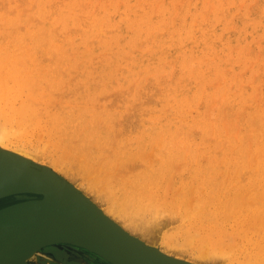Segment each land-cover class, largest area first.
<instances>
[{
    "label": "rangeland",
    "instance_id": "rangeland-1",
    "mask_svg": "<svg viewBox=\"0 0 264 264\" xmlns=\"http://www.w3.org/2000/svg\"><path fill=\"white\" fill-rule=\"evenodd\" d=\"M3 1H5V0H3ZM1 2V0H0V7H1V10H3V12H5L4 13V15H3V12H1L0 11V14L2 13V20H5V21H2L1 19V21H0V25H2V27L0 26V29H1V31L2 30H4L5 31V29H7V31H5V33L6 34H8V33H10L9 35H6V37H5V33H4V31H3V33L4 34H0V38H2V36L1 35H4L3 36V38L0 40V54H1V57L3 58V60H4V62H3V64H4V67L3 66H1L0 67V72L2 71V70H6L7 72H5V74H2L1 76H3L2 78H1V76H0V78L1 79H3L4 77H5V79H6V76L8 77V76H11V73H16V67L18 68V67H20L21 69H22V71H21V73L23 72L24 73V71H25V76H24V74L22 73V75H21V78H25V79H20V82H22L23 80H25L24 81V84L25 83H28L30 86L29 87H31L32 86V88H30V90H28L29 88H28V85L27 86H23V83H22V85L20 84H13L14 83V81H15V79L16 78H12L10 81H9V79L11 78V77H15L16 75L15 74H13L14 76H11V77H9L8 78V80H6L7 81V84H9L10 82L13 84V86L15 85V86H21L20 87V90H22V94L25 92V93H27L26 95H29V94H33L34 96L36 95L38 98H40L39 96H41L42 97V95L41 94H43V95H45V96H43L42 98H41V101H42V99L43 100H47L46 102H48L49 100H51L50 99V97H48V95H50L51 97H52V100H54L53 98H57L58 96V100H56L57 102H56V104L58 103L59 104V106H56V104H54L53 102H52V100H51V103L49 102V103H45V101H40V99H39V101H40V103L38 104H35L34 106H36L37 107V109H41V107H42V111H45L42 115H40L39 117L41 118H44V119H40V121H38L39 122V124L38 123H36V126L34 125V127L37 129V131L39 130V133H40V131L42 130V128H43V134L42 133H40V134H42V136H41V138H43V136H45V137H47V134H48V131H47V133H45L46 131L44 130V127H47V126H44V127H41L42 126V124L44 123L45 125H46V116H47V114H46V116H45V113L48 111H50V113H48V114H52V112H55V111H68V109L69 108H71L76 114H78V115H80L81 116V118L84 120V121H86V123H89L90 124V126H92L93 128H94V124H97V122L99 121L100 122V124L98 125V128H96V130H98L99 128V130H105L106 131V126L104 127V125H103V122L105 121H107V120H111L113 117V124L115 123L114 122V119L116 120V117H118L117 119L119 120H121V122H122V119L121 118H125V116L126 117H129L128 116V113H129V111H128V113L126 112L125 113V110H127L128 108L127 107H129L130 105H132L133 103H131V102H136L134 105H136V107H137V109H136V107H134V105H132L134 108L131 110L132 111V113H134V116H130L129 118H128V122L127 123H129V121H130V123L128 124V125H126L127 123L124 121V120H126V119H123V122L125 123H121L120 124V120L118 121V120H116V125H118L117 123L119 122V124H120V126H122L123 128H124V125H126L125 127L127 128V130H125V129H121L122 131L124 130V133L123 132H121L122 134H120V135H123V136H118L117 137V145H121L122 146V144H120V142L121 143H124V144H126V141H127V146L126 145H124L123 144V147H121L120 148V150L121 151H125V149H126V151H128V150H130L131 149V151H134L135 149L137 150V147H135V143H133V138H136V136L139 134V132H140V129L142 128V129H144L145 128V126H147V127H152L153 129H152V131L154 132V131H156V136L158 137L160 134L162 135L161 136V139L158 141V139L160 138V137H156L157 138V141L158 142H156V139H154L155 141L153 142V139L151 140V141H149L148 143V148L146 147H144V149H142V151L141 152H143V151H147L145 154L148 156V152L149 151H151L150 152V157H151V159H149L148 160V162H150V160L152 161V157L154 158H158L159 157V154H161L163 157L165 156V155H168L165 151L166 150H168V147L170 146V145H172L173 147H174V143H172V139H174V137H176V136H178V133L179 132H187V129L190 131V129H192V128H195L196 127V130L195 131H197V130H200V131H197L196 132V134H194L195 133V131H193V129L191 130V132H189V134H188V132H187V134H185V136L187 135V140L185 139V137H183L184 136V134L182 133V135H180L179 134V136H181V137H179V139H180V143H181V140H182V143L181 144H183V145H181V144H178L179 142L177 141V143L175 142V146H176V144H177V148L179 147L178 145H180L181 147H179V148H181V149H179V152H183L185 149L183 148L184 146H185V148L186 147H188L189 146V150H188V148H186V151L188 150V152H185L186 154H188V153H190V150H191V147H192V145H193V147L194 148H192L193 149V151H195L196 149H197V151H195V153H197V155L194 157V159H193V162L192 161H190L187 157V159L186 158H184V159H186V161L187 160H189V162L187 161L186 163H183L181 160H180V162L181 163H183V164H186V167H184V166H178V164H180L178 161H179V159H181V158H183V157H178V158H176V159H173V160H177L176 161V163H177V165H172L173 167L174 166H178L177 168V170H175V168H173L172 166H171V168H172V170L174 169V171L173 172H175L174 174H173V172H172V170H171V168L169 169V176H168V172H164L163 170H162V168L161 167H159L160 165H161V161L163 160H161L160 162H158L159 160H160V158L162 157L161 155V157H159L158 158V161H157V158H156V164H157V166H156V177H158V178H156V181L158 182V186H156V192L155 193H158V194H155V195H158V197L157 196H155L154 197V199L156 198L157 200L159 199H162V200H160L158 203H159V205L162 203V205L164 206L163 208H166V210L164 209L163 211H164V213H162L161 214V211L159 212L158 211V213H159V215H161L160 217H159V215L158 214H156V215H158L157 216V221L160 223H163V224H159L157 221V223L160 225V226H158V228H160V230H161V232H160V235H159V238L157 239V243H156V245H158V246H160V247H162V248H166V251H169V249H170V251H171V248H170V246L169 247H167L168 246V242H166V240H168V239H171L172 237H177L179 240H181V237H180V235L182 236V230H183V228H181V229H177V231L175 230L176 228H179V227H177L178 226V224H180L181 226L183 225V224H185L187 221L186 220H188V219H190V218H188V216L189 217H191L192 215V213H193V211H192V213L190 214V215H188L187 213L185 214V216H184V214L181 212L180 213V211H182V209H184V207L188 204L187 202H189V201H187L185 204V206L183 207L181 204L185 201V199L186 198H183V196H185V197H187V199L186 200H190L191 199V202H193V205L196 203V204H199L198 205V207L199 208H202L204 205L205 206H211V205H214V204H212L214 201L213 200H210L209 198H208V186L209 185H211L212 184V186L213 187H215V185H220V187H228V185L229 186H232L233 184L234 185H242L243 183H245L247 180H248V176H249V173L248 172H250L251 170H255V168L256 169H259L260 167L259 166H257L258 165V163L260 162V161H258L259 159H261V158H264V155L262 156V157H258V156H256V158L254 159V162H251L249 165H247L248 163H245V161L243 160V155L248 151L249 152V149H251L252 147V152L254 151V153L256 152V150H257V148L259 147L260 148V150H262L263 148H264V133H260V131L261 130H263L264 129V107L262 108L261 106H263V104H264V101L263 102H260L261 101V98L263 99L264 97H263V95H261L260 93H264V91H261L263 88H264V83H263V81H264V65L262 64V63H264V58L262 57L263 56V54H264V9L262 10V6L264 7V0H217V2H216V4L217 5H215V7L213 6L214 5V1L215 0H197V2L195 1V0H189V2L187 1V0H137V1H141L140 3H138L136 0H62L63 2H65V4L64 3H62L61 2V0H50V1H48V0H46V2L44 1V0H38V2H39V4H38V10H37V0H32L31 1V3L33 2V1H35V3L33 4L32 3V6L30 5L31 3H30V0H22V1H20V2H23V3H20L19 1L18 2H16L15 0H13L14 2L13 3H11L12 2V0H7V1H5V2ZM11 1V2H10ZM25 1H27L26 2V4L27 3H29V5H27L29 8L30 7H35V8H33V10H31V9H29V8H23V5H24V3H25ZM43 1V3H41ZM47 1H48V3H47ZM53 1H55L56 2V4L53 2ZM60 1V2H59ZM70 1H72V2H70ZM82 2V5H81V2ZM86 1V2H85ZM94 1V2H93ZM124 3H123V2ZM143 1H145V2H143ZM151 1V2H150ZM155 1L157 2L156 4H155V6H153L154 4L153 3H155ZM173 1V4L171 3ZM177 1V2H176ZM193 1H195V2H193ZM211 1V2H210ZM213 1V2H212ZM222 1V2H221ZM7 2H9L10 4L8 5L7 4ZM15 2H16V4L17 3H20V5H17L16 7L14 6L15 5ZM50 2H52L51 4L53 5H51L50 4ZM59 2V3H58ZM76 2H78V3H80V6H79V4L77 3V5L75 4ZM83 2H84V4H83ZM90 2H91V4H90ZM111 2V4H110V6H108V9L107 8H105V7H107V5H109V3ZM119 2V3H118ZM121 2H122V4H124V5H122L121 4ZM133 2H134V5H133ZM142 2H143V4H142ZM152 3L151 5L149 4L148 5V3ZM176 2V3H175ZM221 2V3H220ZM225 2V3H224ZM5 4V6H6V8L8 7L9 8V6L11 7V4L13 5L12 7H14V9L15 8H17L18 6L19 7H21V8H23V9H19V7L17 8V10H22V11H24V12H19V13H22V14H24V13H26L27 11L26 10H31V11H29V12H27L25 15H20V14H17V10L15 9L14 11H8L7 12V10H8V8L5 10L4 9V5L3 4ZM41 3V4H40ZM54 3V4H53ZM58 3V4H57ZM71 3V4H70ZM87 3V4H86ZM97 3V6H95L94 7V4H96ZM101 3V6L103 5L104 6V8H102L101 7V9H103L102 11H101V9H97V8H100V4ZM105 3H107V5H105ZM131 3V4H130ZM135 3H137L139 6H138V8L136 7V4ZM163 5H162V4ZM175 3V4H174ZM189 5L188 6V8H189V10H188V8H187V4ZM191 3H194L193 5L191 4ZM195 3H196V6H195ZM206 3V4H205ZM61 4H63V6L61 5ZM73 4H75V5H73ZM89 4V5H88ZM130 4V5H129ZM144 6V8H146V9H141L142 8V5ZM165 4H167L166 6H165ZM183 4V5H182ZM186 4V5H185ZM204 4L206 5L205 7H204ZM209 4H210V6H213V8L211 7L210 9V15H209V13L207 14V11H209ZM211 4H213V5H211ZM218 4L221 6V8H223V9H221V8H219L220 6H218ZM44 5V6H43ZM47 5H49L48 7L49 8H51L52 9V7L54 8V5H56L55 7L56 8H54V9H61L60 11H64V10H67V8L66 7H68V9L69 10H67V11H65V13L63 12H61V14H63V15H61L60 14V12H58L59 10H57V12H54V9L52 10V11H50V12H52V13H54V15L52 14L51 15V13L49 14V13H47V10L49 9L48 7H47ZM50 5H51V7H50ZM58 5H60L59 6V8H57L58 7ZM67 5H71V6H74L73 8L71 7V6H67ZM93 5V9H92V12H88V11H90L91 10V6ZM112 5V6H111ZM120 5H122V6H120ZM126 5V6H125ZM149 6V9L147 8V6ZM171 5H173V6H171ZM184 5L186 6L185 8L187 9H183L184 8ZM222 5H224L223 7H222ZM43 6V10H41L42 7ZM78 6H79V9H80V7H81V9H80V11H79V9H78ZM85 6V7H84ZM115 6H117V8L115 7ZM125 6V7H124ZM130 6V9L129 8H127V7H129ZM133 6H135V7H133ZM141 6V7H140ZM162 6V7H161ZM165 6V7H164ZM168 6V7H167ZM170 6H171V8L174 10L175 9V11H173V13L174 14H176V16L178 15V17H176L172 12H171V9H170ZM181 6H182V8H181ZM195 6V7H194ZM203 6V7H202ZM207 6H208V9H205V8H207ZM227 6V7H226ZM25 7V6H24ZM39 7H40V9H39ZM70 7V8H69ZM77 7V8H76ZM83 7L86 9H84V11L82 10L83 9ZM114 7H115V9H118V7L120 8V7H122L123 9L125 8V10H120V9H122V8H120V9H118V10H115L114 9ZM153 7V8H152ZM159 7V8H158ZM167 7V9H165ZM194 7V8H193ZM196 7H197V9H198V13H196L197 12V10H196ZM216 7H218V8H216ZM3 8V9H2ZM46 8V9H45ZM74 8H75V10H77V11H75L74 10ZM90 8V9H89ZM112 8V9H111ZM159 10H158V9ZM163 8V10H161ZM204 8V9H203ZM35 9H36V11H35ZM71 9V10H70ZM89 9V10H88ZM107 9V15H106V10ZM114 9V10H113ZM164 9L166 10V11H164ZM180 9V10H179ZM191 9H193V11L191 10ZM195 9V10H194ZM201 9V10H200ZM215 9H217V12L219 13L220 11H224L223 13L225 14H223L224 16H220V13L218 14V13H216V11H214ZM220 11H219V10ZM246 9H247V13H245L246 12ZM10 10H12L11 8H10ZM98 10H99V12H98ZM138 11V12H136V11ZM140 10V11H139ZM142 10V11H141ZM147 12H146V11ZM149 10V11H148ZM150 10H153V11H150ZM169 10V12H167ZM176 10H178V11H176ZM200 10V11H199ZM202 10H205V12L206 13H203L204 11H202ZM207 10V11H206ZM245 10V11H244ZM261 10H262V12H261ZM16 11V12H15ZM32 11H34V12H32ZM42 11H44V12H46L47 14H45V13H43ZM79 11V12H78ZM81 11L82 12H84V13H86L87 14V12L89 13L88 15H87V17L88 18H84V17H86V16H84V15H86V14H84V13H81ZM113 12V13H111V12ZM119 11H120V14H119ZM126 11V12H125ZM128 11H130V12H128ZM155 11V12H154ZM156 11H157V14H156ZM201 11H202V13L205 15L206 14V16H209V17H206L207 19H203V18H205V16H202L201 17ZM12 13V14H10V13ZM40 12V13H39ZM44 14V15H46V17L47 18H45V16H40V14L41 15H43L42 13ZM67 12V13H66ZM69 12H70V14H69ZM72 12V13H71ZM78 12V13H77ZM98 12V13H97ZM100 12H102L101 14H100ZM105 12V14L103 15V13ZM144 12H146V13H144ZM152 13V15H150L149 13ZM161 12H163V13H161ZM169 13V14H173L174 15V17H172L171 15H169V14H167V13ZM171 12V13H170ZM178 12V13H177ZM183 12L185 13V14H183ZM189 12H191V13H189ZM193 12V13H192ZM212 12H215L214 14H211ZM8 13V14H7ZM16 13V14H15ZM30 15H29V14ZM31 13H33V14H31ZM58 13V14H57ZM90 13H92V14H90ZM97 13V14H96ZM116 13V14H115ZM126 13V14H125ZM138 13V14H137ZM141 13H142V15H141ZM165 13V14H164ZM195 13V15H194V17L192 18L191 16H193L192 14H194ZM201 13V14H200ZM240 13V14H239ZM247 14L246 16L248 17H245V14ZM5 14H6V16H5ZM37 14H39L37 17L35 16V15H37ZM60 14V15H59ZM67 14H68V16H67ZM75 14H79V15H82V14H84V15H82V16H80V17H83V20L81 19L80 20V17H79V20L82 22L83 21V23L81 24V22H79L78 20H77V18H78V16H77V18H75V21L77 20L78 21V23L76 24L77 26H78V28H76V26L74 25V23L75 22H73V20L74 19H72V18H74L75 16ZM108 14H112V15H109L108 16ZM115 14V15H114ZM127 16V18L125 17L124 19H126V20H124L123 21V18H120L121 16L122 17H124L125 15ZM128 14V15H127ZM137 14V15H136ZM144 14V15H143ZM167 14V15H166ZM185 15V16H183V15ZM191 14V15H190ZM197 14V15H196ZM200 14V15H199ZM249 14V15H248ZM18 16V18H17V21L15 20L16 19V16ZM30 16V17H33L34 16V18L36 17L37 19H38V23H37V21H36V19H34L35 20V22L32 20V19H30V17H29V19H26V18H28V17H24V16ZM57 15V16H56ZM91 15H93V16H91ZM98 15H100V16H103V17H99ZM106 15V16H105ZM120 15V16H119ZM124 15V16H123ZM130 15V16H129ZM132 15V16H131ZM136 15V16H135ZM139 15V16H138ZM149 16V18L147 19V17ZM162 15V17L163 18H161L160 16ZM170 17V19L171 18H173V21L171 22V21H169L170 19H169V17H168V19H167V17ZM182 15V16H181ZM217 15V16H216ZM222 15V14H221ZM39 16L42 18V20H41V22H40V20L39 19H41V18H39ZM50 16H54L51 20H49L51 17ZM62 16V17H61ZM113 16V17H112ZM128 16H129V19H128ZM143 16H146L144 19H143ZM181 16V17H180ZM196 16H198L199 17V19H201L200 21H199V19H197L196 18V20L194 21V20H192V21H194V23L195 24H191V23H193V22H191V18L192 19H195V17ZM243 16V17H242ZM15 19H14V18ZM56 17H58V20H57V18ZM66 17V18H65ZM91 17H93V20H90L91 19ZM100 19H99V18ZM105 17H107V18H105ZM119 18V20L118 19H116V18ZM135 17V18H134ZM136 17H137V19H136ZM141 17V18H140ZM160 17V18H159ZM182 17H184L183 19L185 20V18H186V20H185V23L184 22H180L181 20H182ZM191 17V18H190ZM219 17H221V18H219ZM239 17H242L241 18V20H240V18ZM250 17H251V19H250ZM256 17V18H255ZM1 18V17H0ZM5 18V19H4ZM44 18H45V20H44ZM56 18V19H55ZM61 18H63V20L61 19ZM90 18V19H89ZM165 18V19H164ZM178 18V19H177ZM188 18H189V20H188ZM229 18V20H227V19ZM10 20V23H8L9 22V20ZM46 19H48V20H46ZM61 19V20H60ZM71 19V20H70ZM94 19H97V20H94ZM104 19H105V21H104ZM110 19V21L112 22V24H111V22L110 21H108V20ZM121 19V20H120ZM132 19H134V21L132 20ZM136 19V20H135ZM141 19H143V21L141 20ZM209 19V20H208ZM211 19V20H210ZM246 19V20H245ZM248 19V20H247ZM25 20H27V22L25 23ZM29 20H31L30 21V23H28L29 22ZM53 20H55V21H62L61 23L60 22H58V23H52V21ZM67 22H66V21ZM84 20L86 21H90V22H92V25H91V23L88 21V22H84ZM100 20V21H99ZM101 20H102V23L101 24H103V26L99 23V22H101ZM107 20V21H106ZM119 21V24H120V26H121V29H118L117 30V25L119 26V24L116 22V21ZM128 20H129V22H128ZM132 20V21H131ZM142 21V23H141V21ZM146 20H147V22H146ZM156 20H158V21H156ZM162 20V22H161V24H160V21ZM164 20V21H163ZM167 20V21H166ZM177 20V21H176ZM183 20V21H184ZM203 20V21H202ZM206 20H208V21H206ZM224 20H227L226 22H224ZM245 20L246 22H243V21ZM257 20H258V23H256L257 22ZM259 20H260V22H259ZM8 21V22H7ZM33 21V22H32ZM55 21H53V22H55ZM68 21H70V23L68 22ZM96 21V22H95ZM97 21H99L98 22V24H97V26H99L98 28H97V26L95 25V26H93V24H95V23H97ZM104 21V22H103ZM115 21V22H114ZM121 21H122V23H121ZM125 21H127L126 23H125ZM131 21V22H130ZM136 21H139V22H136ZM145 21V25H144V22ZM202 21V25L200 24V22ZM216 21V22H215ZM221 21V22H220ZM230 21V22H229ZM237 21V22H236ZM240 21H242V22H240ZM2 22V23H1ZM7 22V24H9V25H13L12 23H14V26H16V28L14 29V33H13V35H12V32H13V27H11L10 26V28L11 29H9V26L7 25V24H4V23H6ZM22 23L23 25H24V27L23 26H21L22 24H20V23ZM40 22V23H39ZM94 22V23H93ZM134 22H135V24H134ZM155 22H159L158 24H159V27L156 25V24H154ZM163 22H165V26L163 25L164 23ZM190 22V27H189V23ZM197 22V23H196ZM205 24H204V23ZM207 22H208V24H207ZM219 22V23H218ZM229 22V23H228ZM248 22V23H247ZM250 22V23H249ZM263 22V23H262ZM18 23H19V27L20 28H22V29H20L19 27H18ZM28 23V24H27ZM36 23V24H35ZM68 23V25H67V27H65L64 28V26H66V24ZM80 23V24H79ZM86 25H85V24ZM87 23H90V24H88V26H87ZM109 23V24H108ZM114 23H117L116 25L114 24ZM142 25H141V24ZM147 23V24H146ZM170 23V24H169ZM200 24V26H199V24ZM213 23H215V25L213 24ZM225 23H226V26H225ZM228 23V24H227ZM237 23V24H236ZM15 24H17V25H15ZM52 24H54V26L56 25V24H58L57 26H56V28L54 27V28H52ZM65 24V25H64ZM104 24H105V26H106V24H107V27H105L104 28ZM115 25V26H108V25ZM131 24H133V26H131ZM188 24V25H187ZM212 24L215 26V28H214V26H212ZM217 24H219V25H217ZM241 24V25H240ZM244 24H247V25H244ZM29 25V26H28ZM32 25V26H31ZM39 25V26H38ZM71 25V27L70 28H72L71 29V31H70V33H68L69 32V26ZM79 25H81V26H83V28H85V27H93V28H90V31H91V29H92V31L89 33L88 32V30H89V28L87 29H83L81 26H79ZM85 25V26H84ZM100 25L103 27H100ZM123 25V26H122ZM127 25H129V28H128V26ZM139 25V26H138ZM153 25V26H152ZM162 25H163V27H162ZM177 25H178V28H177ZM182 27H181V26ZM183 25H185V27L183 26ZM192 25V26H191ZM193 25L195 26V25H197V26H195V27H197L196 29H194V27H193ZM217 25V26H216ZM235 25H238V26H236V28H233ZM260 25H261V27H260ZM5 26L7 27L8 26V28H5ZM37 26V27H36ZM42 26V28H40ZM49 26L51 27V28H49ZM140 26L144 29H142V28H140ZM145 26H147V27H145ZM156 26H157V29H156ZM167 26V27H166ZM189 27V28H187V27ZM222 26L224 27V28H222ZM229 26H231V29L230 30H228V27ZM233 26V27H232ZM242 26V27H241ZM255 26V27H254ZM29 27V28H28ZM32 27V28H31ZM33 27H36V28H34L33 29ZM59 27H61L62 28V30H61V28H59ZM96 27V28H95ZM114 29H116L117 31H115V33L113 32V28ZM145 27V28H144ZM154 27V28H153ZM160 27H162L161 28V30L159 31V29H160ZM175 27V28H174ZM185 28V30H184V28ZM203 27V28H202ZM245 27V28H244ZM5 28V29H4ZM19 29L18 31L16 30V29ZM40 29L39 31L37 30V29ZM45 28V29H44ZM57 28H58V30H57ZM66 28H68L67 30L68 31H66L65 29ZM75 28V29H74ZM83 30H82V29ZM99 28H100V32H101V34L104 36V38H103V36H102V38L100 37L101 35L100 34H98L97 32H99ZM108 28V29H107ZM110 28H112L113 30L112 31H110L109 29ZM118 28H120V27H118ZM128 28V29H127ZM132 28H134V30L132 29ZM168 30H167V29ZM170 28H173L172 30L170 29ZM176 28L178 29V30H176ZM199 28L200 29H202V30H200L199 31ZM230 28V27H229ZM233 28V29H232ZM241 28V29H240ZM24 29V30H23ZM32 30V33H34V34H32V36H31V30ZM53 29H55L56 31H58L59 32V34H60V36H58V37H56L57 36V33H55L56 34V36L53 34L54 32H56L55 30H53ZM74 29V30H73ZM98 29V30H97ZM104 29V31H106L107 30V32H102V30ZM106 29V30H105ZM131 29V30H130ZM141 29V30H140ZM148 29H150V30H152V33H153V35L152 34H150V32H149V30ZM165 29V30H164ZM181 31H180V30ZM186 29H188L187 31H186ZM192 29H194V32L192 33L191 32V30ZM204 29H206V31H204ZM212 29V32L210 31L209 32V30H211ZM219 29V30H218ZM8 30H12V32L11 31H9L8 32ZM16 30V31H15ZM20 30H22V32H23V34H22V32L20 31ZM25 30H27L28 31V33H27V35H26V33L24 32ZM30 30V31H29ZM36 31V32H33V31ZM51 30H53V32L51 33V32H49V31H51ZM60 30V31H59ZM76 30V31H75ZM78 30H79V32H78ZM81 30V31H80ZM120 30V31H119ZM126 30V31H125ZM158 33V31H159V33L157 34L155 31ZM164 30V31H163ZM176 32H175V31ZM183 30V31H182ZM20 31V32H19ZM47 31V32H46ZM75 31V34L73 33ZM83 31V32H82ZM86 31V32H85ZM93 31H95V32H93ZM97 31V32H96ZM129 31H131L130 33H129ZM135 31V32H134ZM143 33H142V32ZM146 31H148V34L146 33ZM174 31V32H173ZM179 31V33H177ZM190 31V32H189ZM193 31V30H192ZM197 31V32H196ZM202 31H204L203 32V34H202ZM215 32V34H214V32ZM232 31H235V32H232ZM8 32V33H7ZM30 32V33H29ZM42 32H43V36H41L42 35ZM67 32V34H64V33H66ZM77 32H78V34H77ZM85 32V33H84ZM116 32H118V33H116ZM123 32V33H122ZM125 32H127V34H124ZM133 32H134V35H135V33L138 35H136V36H134V35H132L133 34ZM164 32V33H163ZM173 32V33H172ZM185 32V33H184ZM187 32H189V33H187ZM200 32V34H198ZM220 32V33H219ZM225 33V34H223V33ZM232 32V33H231ZM241 32V33H240ZM0 33H2V32H0ZM18 33V34H17ZM51 33V34H50ZM82 33H83V35H82ZM90 35H89V34ZM91 33H92V35H91ZM109 33V34H108ZM140 33V34H139ZM150 37L151 35L153 36V38H151L150 37V39H152L153 41H151L150 39L148 40V38H146L145 36H146V34ZM155 33V34H154ZM185 35H184V34ZM186 33H187V35H189V37L191 38V39H193L194 37H196V38H194V40L193 41H191V39L188 37V36H186ZM210 33H212V34H210ZM227 33H228V35H227ZM14 34H15V37H16V39H15V37H14ZM22 34V35H21ZM37 34V35H36ZM63 34V35H62ZM95 34H98L97 36H93V35H95ZM111 34V36H109V37H111L110 39L108 38V36L107 35H110ZM115 34V35H114ZM132 36H131V35ZM144 34H145V36H144ZM150 34V35H149ZM165 36H163V35ZM167 34H168V36H167ZM169 34H172V35H170L169 36ZM177 34V35H176ZM178 34H180V35H183V36H186V37H184V39L182 38L183 36H181V38L180 37H178V36H180V35H178ZM190 34H191V36H190ZM194 34V35H193ZM210 34V35H209ZM218 34V35H217ZM223 34V35H222ZM229 34H230V36H229ZM238 34V35H237ZM241 34V35H240ZM19 35H21V36H19ZM23 35H25V39H24V37H23ZM28 35H30L31 37H28ZM50 36V37H48V36ZM75 35L76 36H80L79 37V39H78V37H75ZM85 35L87 36L88 35V37H85ZM113 35V36H112ZM157 36V39H159V40H156V36ZM159 35H161V36H159ZM201 35L203 36V37H201ZM225 35H226V37L228 38V40H226V37H225ZM234 35V36H233ZM26 36H27V38H26ZM47 37V38H45V37ZM56 38H55V37ZM64 38H63V37ZM68 38H67V37ZM70 36V37H69ZM97 37L96 39H95V41L93 40L92 41V37ZM107 36V39L105 38ZM119 38V40H118V38ZM124 36V37H123ZM143 36V38H146V39H141V37ZM147 36V37H148ZM178 37V39H177V37ZM204 36H206V37H204ZM209 36H211V37H209ZM218 36V37H217ZM222 36H223V38H222ZM18 37H20V38H18ZM38 37V38H37ZM53 37V38H52ZM60 37V38H59ZM65 37H66V39H65ZM72 37H73V39H72ZM85 37V38H84ZM116 37V38H115ZM121 37H122V39H121ZM133 37H136V38H134L135 40H142V42H141V40H140V42H136L135 40H133ZM162 37H163V39H162ZM168 37V38H167ZM171 37L173 38V39H171ZM176 37V38H175ZM193 37V38H192ZM199 37V38H198ZM213 37V38H212ZM224 37H225V39H224ZM240 37V38H239ZM5 38L8 40H5ZM15 40H14V39ZM31 38V39H30ZM35 38V39H34ZM42 38H45V40L43 39V40H41L40 41V39ZM53 39L54 41H50V42H47L46 43V41H48V40H51V39ZM75 38V39H74ZM77 38V39H76ZM88 38V39H87ZM100 38V39H99ZM113 38V39H112ZM126 38V39H125ZM129 38H132V39H130V41H129ZM140 38V39H139ZM154 38H155V43H157L156 45H154L153 44V42H154ZM166 38V39H165ZM179 38H180V40H179ZM187 38H188V40H187ZM202 38V39H201ZM212 38V39H211ZM217 38V39H216ZM39 41H38V40ZM47 39V40H46ZM56 39V40H55ZM58 39V40H57ZM60 39H65V40H67V39H70V40H67V41H65V40H61L60 41ZM112 39V40H111ZM186 39V40H185ZM195 39H197V41H195ZM201 39V40H200ZM203 39H204V44L206 45V46H209V43H210V41H211V47L210 48H212L211 49V51H210V48L209 47H206V48H208L207 50H206V48H205V45L204 44H202L203 43ZM209 39V40H208ZM211 39V40H210ZM213 39H215V41L213 40ZM237 41H235V40ZM19 40H20V42H19ZM28 40V41H27ZM33 40H35L34 42H33ZM74 40V41H73ZM76 40V41H75ZM79 40H80V42H79ZM93 42V43H91L90 44V42L91 41ZM97 40H98V43H99V41H102V42H100L99 43V45L98 44H96L97 43ZM103 40H106L107 41V43H106V41H103ZM109 40V41H108ZM114 40V41H113ZM117 40V41H116ZM126 40H128V41H126ZM133 40V41H132ZM185 40V41H184ZM199 40V41H198ZM220 40V41H219ZM224 40V41H223ZM5 41V42H4ZM6 41H7V43H6ZM36 41H37V43H36ZM45 42V44H43V42ZM58 41V42H57ZM69 41V42H68ZM88 43V41H90L88 44L86 43V42ZM113 41V42H112ZM122 41H124V42H122ZM148 41H149V44H148ZM151 41V42H150ZM165 41V42H164ZM171 41H174V45H172L171 46V44L173 43V42H171ZM180 41V42H179ZM182 41H183V43H182ZM206 41V42H205ZM40 42V43H39ZM41 42H42V44H41ZM51 42H53V43H51ZM73 42V43H72ZM79 42V43H78ZM82 42H83V44H82ZM94 42H96V43H94ZM126 42V43H125ZM134 43L133 45H131L132 43ZM136 42V43H135ZM145 42V43H144ZM167 42V43H166ZM171 42V43H170ZM176 42H178L177 43V45H179V47L178 46H176ZM185 42H187V43H185ZM197 42H198V44H197ZM209 42V43H208ZM221 42V43H220ZM26 43V44H25ZM66 43V44H65ZM69 43V44H68ZM77 43V45H75ZM110 43H112L110 46L108 45V44H110ZM116 43V44H115ZM124 43V44H127V43H129V44H127V45H129L130 46V48H129V46H128V48L126 47L127 45H124V46H121L122 44ZM141 43V44H140ZM158 43H160L159 45H158ZM162 43V44H161ZM191 43V44H190ZM199 43H200V45H201V47H200V45H199ZM215 43H218V44H215ZM225 43V44H224ZM4 44H6V45H4ZM15 44V45H14ZM35 44H36V46H35ZM40 44V45H39ZM58 44V45H57ZM78 44H79V46H78ZM81 44V45H80ZM85 44H87V48H86V45ZM95 46H94V45ZM138 45V47L141 45V47H142V45L144 46V47H140L141 49H137L138 47L136 46V45ZM140 44V45H139ZM164 44H166V46L164 45ZM170 46H169V45ZM182 44H184L183 46H182ZM194 44V45H193ZM223 44V45H222ZM231 44V45H230ZM27 45V46H26ZM29 45V46H28ZM39 45V46H38ZM42 45V47L44 48V50H43V48H40V49H42V50H40V49H38L37 51H36V49L37 48H39L40 46ZM82 45H84L83 46V48H82ZM93 45V46H92ZM146 45H149V46H151V47H149V46H146ZM157 45H158V47H157ZM164 45V46H163ZM167 45H168V49H167ZM189 45V46H188ZM193 45V46H192ZM196 45H197V47H196ZM203 45V46H202ZM219 45V46H218ZM12 46H14L13 48H12ZM23 46H25L24 48H22ZM31 46H32V50L30 49L31 48ZM51 46V47H50ZM63 46H64V48L67 50H65L64 48H63ZM65 46H67V47H65ZM101 46H103V47H101ZM123 47L122 48V50H121V47ZM132 46V47H131ZM136 46V47H135ZM146 46V47H145ZM156 46V47H155ZM181 46L183 47L182 48V56H181V53H179V52H181ZM188 47V48H186V47ZM212 46H214V47H212ZM221 47V50L218 48V47ZM8 47H9V49H8ZM11 47V48H10ZM21 48V49H18V48ZM55 47V48H54ZM72 48V49H70V48ZM79 48V47H81V48H79V51L77 50V48ZM84 47H85V49H84ZM93 47H95V48H93ZM99 47V48H98ZM110 48V50H107L108 48ZM116 48V51H115V48ZM119 47V48H118ZM126 47V48H125ZM153 47H155V48H153ZM160 47V48H159ZM162 47V48H161ZM171 47V48H170ZM193 47H196V49L195 48H193ZM229 47H230V49H229ZM2 48H3V50H2ZM7 48V49H6ZM28 50V49H30V50H28V51H26V49ZM50 48H51V50L52 51H50ZM76 48V49H75ZM92 50H90V49ZM107 48V49H106ZM114 48V50H112ZM119 50H118V49ZM133 48V49H132ZM148 50H146V49ZM149 48H152V49H149ZM159 48V50H157ZM166 48V49H165ZM175 48V49H174ZM179 50H177V49ZM186 48V49H185ZM199 48V49H198ZM214 48H215V50H214ZM16 49H18V51L16 52L18 55H19V57H20V59L22 58V56L23 55H25V56H27V57H23L22 59L23 60H21L22 62H18L20 59H18V56L16 55V57H17V59H18V61L16 60V58L15 57H13V56H11V55H8L9 53H7V52H9V51H15ZM70 49V50H69ZM81 49V50H80ZM83 49H84V53L83 54H79L81 51L83 52ZM106 49V50H105ZM124 49V50H123ZM137 49V50H136ZM145 49V50H144ZM153 49H155L156 51H154ZM162 49V51H160ZM165 49V50H164ZM185 49V50H184ZM192 49H193V52H191V53H193V54H191L190 53V50L192 51ZM198 49V50H197ZM204 49V50H203ZM2 50V51H1ZM6 50V51H5ZM7 50H9V51H7ZM33 50L35 51V52H33ZM71 50H73V51H75V50H77V51H75V52H72ZM95 50V51H94ZM112 50V51H111ZM118 50V51H117ZM128 50V51H127ZM132 50V51H131ZM149 50H151V51H149ZM202 52H201V51ZM219 51L218 53L217 52H215V51ZM230 50V51H229ZM13 51V52H14ZM54 51V53L52 54V52ZM73 53L72 54V56H71V52ZM86 51V52H85ZM100 51H102L101 53H100ZM109 51V52H108ZM129 51H131V54H129L130 55V57L129 58H131V59H129L128 60V57H127V55H125L126 54V52H129ZM136 51H139V52H136ZM143 51V52H142ZM147 51V52H146ZM159 51V52H158ZM163 51H165V52H163ZM185 51H187V52H185ZM188 51H189V53H188ZM204 51H206V52H204ZM50 52H51V54L53 55H51L50 54ZM57 52H59V55H58V53ZM70 52V57H69V55H68V53ZM78 52V53H77ZM111 52H113V53H111ZM122 54H121V53ZM125 52V53H124ZM142 52V53H141ZM145 52V53H144ZM160 52H161V54H160ZM169 52V53H168ZM175 52H177V53H175ZM184 52L185 53H187V55H189V56H187V55H185L184 54ZM197 52V53H196ZM214 54H213V53ZM35 53V54H34ZM45 53V54H44ZM63 53V54H62ZM66 53V54H65ZM74 53H75V55H76V53H77V55L79 56L78 58L74 55ZM103 53V54H102ZM118 55V54H121V55H116V54ZM137 54L138 53V57L136 58V56L137 55H135V54ZM155 53V54H154ZM170 53H172V54H170ZM174 53L177 55L178 53V55H177V57L174 55ZM202 53H203V56H202ZM204 53H205V56H204ZM209 55H208V54ZM212 53V55H210ZM216 53V54H215ZM7 56H6V55ZM21 54V55H20ZM38 54V55H37ZM41 56H40V55ZM44 54V55H43ZM47 54V57L45 56ZM65 54V55H64ZM96 54H100L99 56L98 55H96ZM104 54H105V56H107V58H109V60L108 59H106L105 58V56H104ZM106 54H108V55H106ZM148 54H150V55H148ZM156 54L158 55V56H160V58H157L158 56H156ZM166 54V55H165ZM191 54V55H190ZM196 54V55H195ZM198 54V55H197ZM224 54V55H223ZM231 54V55H230ZM2 55H4V56H2ZM31 55V56H30ZM37 55V56H36ZM48 55H49V57H48ZM81 55H82V57H81ZM92 55H94L93 56V59L91 58V56ZM97 57H96V56ZM111 55V56H110ZM134 55V56H133ZM146 55V56H145ZM149 57H151V58H149ZM152 55H155V56H153V59H156V60H153L152 59ZM163 55V56H162ZM193 55V56H192ZM201 57H200V56ZM214 55V56H213ZM6 56V58H4ZM43 56V58H45V59H41V57ZM52 56V57H51ZM59 56H60V58H59ZM75 56V57H74ZM101 56H104V59H103V57H101ZM122 56V57H121ZM148 58L147 60H146V58ZM197 58H196V57ZM198 56H199V58H198ZM209 56H211V58L212 59H210V60H208L207 58H206V63H205V61H203L202 60V62H201V60H199V59H204L205 57H208V58H210ZM223 56H224V59H225V61H228V62H226L225 63V65H224V62H223ZM236 56V57H235ZM257 56H260V59L258 60V57ZM62 57V58H61ZM73 57H74V59H73ZM80 57H81V59H80ZM95 57V58H94ZM114 57V58H113ZM135 57V60L133 59ZM166 57V58H165ZM179 57V58H178ZM183 57H185V58H183ZM190 57V58H189ZM214 57H215V59H214ZM231 59H230V58ZM254 57V59H255V61H254V59H252ZM26 58H27V60H26ZM30 58V59H29ZM57 58H58V60H60V61H58L57 60ZM72 58V60H70ZM75 58H77V59H80L81 61H77V59H75ZM89 58H90V60H89ZM98 58H101L99 61H98ZM111 58V59H110ZM119 58V59H118ZM162 58H163V60H162ZM189 58V59H188ZM194 58H196V59H194ZM226 58H228V59H226ZM236 59V61L234 62V60ZM11 60V61H9V60ZM40 59H41V61H40ZM82 59H85V60H83V62H82ZM87 59V60H86ZM123 59H127V61L126 60H123ZM137 59H139L138 60V62L136 61ZM142 59V60H141ZM180 61H179V60ZM191 59V60H190ZM193 59V60H192ZM198 59V61H199V64H198V62L196 63L195 61ZM217 59V60H216ZM219 59H220V62H219ZM258 61H257V60ZM0 60H2V59H0ZM7 60V61H6ZM13 60H15L14 62L15 63H17L18 62V66L17 65H15L16 67L14 68L13 66H8L9 64H6V63H11L12 65H13ZM54 60V61H53ZM74 60V61H73ZM91 60H93V61H91ZM95 60V61H94ZM107 60H108V62H107ZM178 60V61H177ZM215 60V61H214ZM5 61H6V63H5ZM28 61H29V63H28ZM67 61H68V63H67ZM72 61V62H71ZM77 61V62H76ZM87 61H90V62H87ZM102 63H101V62ZM118 61V62H117ZM127 63H131V64H128V68H126L127 67V65L125 64L126 62ZM128 61H130V62H128ZM132 61V62H131ZM137 63H136V62ZM153 61V62H152ZM164 61H165V63H164ZM184 61V62H183ZM189 61H191V62H189ZM211 61V63H209ZM217 61H218V63H217ZM253 61V62H252ZM260 61H262L261 63H259ZM82 62V63H81ZM96 62V63H95ZM104 62H106V63H104ZM121 62V63H120ZM122 62H124V63H122ZM149 62V63H148ZM159 62V63H158ZM184 64V66L183 67H181L180 68V64H182V63ZM191 63V64H189V63ZM192 62H194V63H192ZM205 64H207L206 66H208V64H209V67L210 66H212L211 68H207L205 65H204V63ZM234 62V63H233ZM251 62H252V66H251ZM256 62V63H255ZM0 63H2L1 61H0ZM30 63H32V64H30ZM67 63V65H65ZM72 63V64H71ZM85 63H87L88 65H86L85 66ZM95 63V64H94ZM101 65V66H99V64ZM104 63V64H103ZM107 63H110V64H107ZM137 64V66L138 67H136V64ZM141 64V66H140V64ZM147 63V64H146ZM163 63V64H162ZM188 63V64H187ZM201 63V64H200ZM215 63V64H214ZM238 63H240V64H238ZM255 64V66H254V64ZM21 64H23L22 66H21ZM28 64L30 65V66H28ZM80 64V65H79ZM84 64V65H83ZM93 64V67L95 68H93L92 69V65ZM107 64V65H106ZM112 64V65H111ZM151 64V65H150ZM157 64H158V66H157ZM161 64V65H160ZM182 64V65H183ZM195 64H197V65H195ZM217 64H218V66H217ZM220 64H221V66H220ZM236 64V65H235ZM263 65L262 67L261 66H259V65ZM1 65V64H0ZM5 65L7 66V67H5ZM52 65V66H51ZM64 65V66H63ZM76 65V66H75ZM109 65H111L110 67H108ZM150 67H153V68H155V66H157L155 69H153L155 72H156V70H157V72L155 73L153 70L151 71V69L152 68H150ZM166 65V66H165ZM181 65V66H182ZM189 65H194L195 67H197L198 69H199V67L201 68V70H200V72H201V74L202 75H204V76H202L201 74L199 75V77H198V74H199V70L197 71L196 69L194 70V73H195V71H196V75H194V73L192 72V70L195 68L194 66H189ZM199 65V66H198ZM202 65V66H201ZM204 65V66H203ZM242 65H244V66H242ZM37 66V67H36ZM61 66H62V68H61ZM78 66V67H77ZM82 66V68H80ZM85 66V67H84ZM103 66V67H102ZM113 66V67H112ZM118 66H119V68H118ZM122 66H125V67H122ZM132 66V67H131ZM134 66V67H133ZM144 66V67H143ZM145 66H148L149 67V72H147L148 71V67L147 68H145ZM160 66H162L161 68H164V71H163V69H161L162 70V72H161V70H160ZM164 66V67H163ZM178 66H179V68L181 69H179L178 68ZM187 66V67H186ZM189 66V67H188ZM217 66V67H216ZM221 68H220V67ZM225 66V68H227L228 70H225V71H227V72H225V74L223 75V72H224V70L222 69L223 67ZM233 66V67H232ZM254 66V69L252 68ZM257 66H258V68H257ZM12 67V68H11ZM36 67V68H35ZM44 67V68H43ZM45 67H47V68H45ZM57 67V68H56ZM75 67H77V70H76V68ZM90 67V68H89ZM102 67V68H101ZM159 67V68H158ZM167 67V68H166ZM186 67V68H185ZM192 69H191V68ZM242 67V68H241ZM259 67H261L260 69H259ZM2 68V69H1ZM26 68V69H25ZM43 68V69H42ZM99 68V69H98ZM124 68H126V70L127 69H129V72H128V70L126 71ZM140 68V69H139ZM145 68V69H144ZM184 68H185V71H183L184 70ZM218 69V70H214V69ZM224 68V69H225ZM9 69V70H8ZM13 69H14V72H13ZM25 69V70H24ZM40 69H42V71H39ZM71 69H74L75 71H78V74L76 73V75L75 76H73V78H72V76L71 75H73V73H75V71L73 72V70H71ZM80 69L81 70H85V69H90L89 71L92 73V75L91 74H88V73H90V72H88V70H83V73H82V71H80ZM104 71H102V70ZM112 69H113V71H112ZM120 70V71H118V70ZM137 69V70H136ZM145 71L144 73H142V71L143 70ZM179 69V70H178ZM206 69V70H205ZM223 71L222 72V79H226L225 81L224 80H222L221 79V77H219L220 75H221V73H219L218 74V72L220 71ZM240 71H239V70ZM252 69H253V71L256 69L257 71H258V69L259 70H261V74L259 73V72H257L258 74V76L259 77H255V72L253 73L254 74V78H253V80H252V73H250L251 71H252ZM263 69V70H262ZM10 70H11V72H10ZM51 70V71H50ZM63 70V71H62ZM115 70V71H114ZM121 70H122V72H124L123 74H120V73H122L121 72ZM125 70V71H124ZM133 70H134V74H135V76H132V75H134L133 74ZM142 70V71H141ZM190 70H191V73L194 75V76H192V74H190ZM209 70V71H208ZM215 72H214V71ZM239 71L238 72V74L237 73H234L233 71ZM243 70V71H242ZM37 73H36V72ZM95 71V72H94ZM99 71V72H98ZM101 71V72H100ZM116 71H118L119 72V74H118V72L117 73H115ZM171 71V73H169ZM187 71H189V73L187 72ZM206 71V72H205ZM208 71V72H207ZM213 71L214 73H216L215 75L213 74V73H211V72ZM220 71V72H221ZM229 71V72H228ZM245 71V72H244ZM4 72V71H3ZM8 72H10L9 74H8ZM27 72H29L28 74H27ZM51 72V73H50ZM68 73V75L66 74V73ZM79 72H80V74L81 75H79ZM84 72H87L86 73V75L84 74ZM94 72V73H93ZM99 73V74H97V73ZM109 72V73H108ZM150 72H153V73H150ZM160 72V73H159ZM163 72H167L168 73V77H167V73H163ZM180 72H182V73H180ZM183 72H187L186 74H184ZM240 72H242V73H244L243 75H242V73L240 74ZM104 73H105V75H104ZM112 73L114 74V75H112ZM127 73H128V75H127ZM131 73V74H130ZM142 73V74H141ZM155 73V74H154ZM180 73V74H179ZM227 73V74H226ZM230 73V74H229ZM232 73V74H231ZM8 74V75H7ZM60 74V75H59ZM84 74V76H82ZM95 74H96V76H95ZM138 74H139V76L141 75H148V76H146L145 78L142 76V78H141V76L140 77H138ZM152 74V75H151ZM157 74H160V75H162L161 77H162V79L165 77V78H167V79H161V77L159 78V79H157L158 81H156V79L155 78H158V75ZM193 77H190V75ZM207 76H209V74H210V77L212 78V79H210V77L209 78H206V75ZM237 74V75H236ZM248 74H250V75H252V76H250V77H248V76H246V75H248ZM5 75V76H4ZM89 75V76H88ZM92 76V78H91V76ZM99 75H100V77H99ZM102 75V76H101ZM122 77H121V76ZM153 75H154V77H153ZM155 75H157V76H155ZM164 75V76H163ZM178 75H179V77H178ZM216 75H218V77L220 78V80H222V81H220L219 79H217V78H215V77H217ZM225 75H227V76H225ZM232 75L234 76H236L237 78H235V79H233L234 77H232ZM238 75H240L239 77H238ZM246 77H245V76ZM260 75H261V78H260ZM86 76V77H85ZM120 76V77H119ZM125 78H124V77ZM132 77V79H133V77H134V79L132 80V81H134L135 80V83L134 82H131V77ZM180 76H182V77H180ZM184 76H186L185 77V79H184ZM225 76V77H224ZM41 77V78H40ZM51 77V78H50ZM84 77H85V79H84ZM87 77H89V78H87ZM94 77L96 78V79H98V81H96V82H92L93 80H96V79H94ZM136 77H138L137 79H138V82H137V80L135 79ZM151 77V78H150ZM170 77V79H168ZM187 77H189V79L187 78ZM194 77H196V78H194ZM202 77H204V78H202ZM28 78V79H27ZM59 78V79H58ZM78 78V79H77ZM106 78V79H105ZM110 78L111 80H108V79ZM117 78L119 79L117 82H118V85H117V82H116V80H117ZM121 78V79H120ZM148 78V79H147ZM154 78V79H153ZM177 78H179V79H181V80H179V79H177ZM192 78V79H191ZM241 78V79H240ZM247 78L249 79V78H251V80L249 79V80H247ZM261 81L262 80V78H263V80L260 82H258V79ZM4 79V80H5ZM33 81H32V80ZM66 79V80H65ZM79 80V82L77 81V80ZM83 79V80H82ZM90 79H92V81H90ZM102 79V80H101ZM103 79H105V80H103ZM113 79H116V80H114L115 82H113ZM151 79V80H150ZM185 81H184V80ZM198 80V81H194V80ZM201 79V80H200ZM207 79V80H206ZM246 79V80H245ZM257 79V80H256ZM44 82H47V83H44ZM77 81L76 83H78V85H76V83H75V81ZM103 82V83H101V81ZM123 80V82H121ZM124 80H126V82L124 81ZM143 80H145V81H143ZM149 82H148V81ZM154 81L153 83L151 82V81ZM162 82H161V81ZM165 80V81H164ZM221 82H219V81ZM228 80H229V82H228ZM231 80L233 81V82H231ZM236 80V81H235ZM241 81V82H243L244 83V85H243V83H240V85L238 84L239 83V81ZM244 80H245V82L247 81H249L248 83L249 84H251V82H252V84L251 85H253L254 87H253V89H252V86L250 85V86H248L249 84L248 83H245L244 82ZM256 81V83H255V81ZM1 81H3V80H1ZM5 81V82H6ZM9 81V82H8ZM31 81V82H30ZM37 81V82H36ZM63 81H64V83H63ZM80 81H83V82H80ZM86 81H88L87 83H86ZM90 81V82H89ZM144 82V83H142L144 86H146L145 85V82H146V84H147V87L148 88H145L144 90L145 91H143V90H141L142 88H143V85L140 83V82ZM177 81V84L175 83ZM186 82L187 84H185L184 82ZM187 81H191V82H189V84H188V82ZM195 83H194V82ZM205 81V82H204ZM251 81V82H250ZM41 82H43V83H41ZM113 82V83H112ZM122 84H124V83H127V85L128 84H130V83H133V85L132 86H130L131 87V90L130 91H133V92H130V93H128L129 91V88H128V86L125 84V87L127 86V88L126 89H128L127 90V92L126 91H124V87H122V85H121V83ZM155 82H156V84H155ZM159 82V84H157ZM165 82V83H164ZM180 82H181V84H180ZM225 82V83H224ZM228 82V86H229V84H231V85H233V86H231L230 85V87L234 90V88L236 87L235 85H237V89L235 88V90H234V92H230V91H233L232 89L230 90V87L228 88L227 87V83ZM238 82V83H237ZM2 83V82H1ZM3 83H4V81H3ZM9 84V85H12V84ZM16 83V82H15ZM63 83V84H62ZM66 83V84H65ZM94 83H95V85H94ZM109 83V84H108ZM112 83V84H111ZM116 83V84H115ZM142 85H140V84ZM150 83V84H149ZM161 83H164V84H161ZM168 83V84H167ZM172 85H171V84ZM176 84V86H175V84ZM179 83V84H178ZM183 83H184V85H183ZM200 83V84H199ZM202 83H205V87L203 88L201 85H202ZM257 83H259L260 85H256ZM261 83H262V85H263V88H262V85H261ZM5 85H6V83H4ZM32 84V85H31ZM60 84V85H59ZM80 84H82L81 86H79ZM83 84H85V86H83ZM97 84V85H96ZM139 84V85H138ZM167 84V85H166ZM174 84V85H173ZM195 86H194V85ZM226 84V85H225ZM243 86H242V85ZM1 85H3V84H0V87H1ZM47 85V87L49 88H46L45 86ZM63 85V86H62ZM86 85H87V87H86ZM101 85H104V87H105V89H104V87L103 86H101ZM131 85V84H130ZM139 86L138 88L142 91V92H140L141 94H139L138 93V88H137V86ZM157 85H160V86H157ZM162 85H164L165 87H162ZM190 85V86H189ZM201 87H200V86ZM223 85H225L224 86V88H222L223 87ZM239 85V86H238ZM256 85V86H255ZM4 86V85H3ZM13 86H12V88H13ZM14 86V87H15ZM23 86V87H22ZM35 86H37V87H40L39 89L37 88H35ZM69 86H71V88L69 87ZM73 86V87H72ZM83 87L82 88V90H81V88H79V87ZM114 86H117L116 88H113ZM121 86V88H124V89H122L121 90V88L119 89V87ZM124 86V85H123ZM134 86H136V88L134 87ZM153 88H152V87ZM171 87L170 88V90H169V88H168V90L169 91H165L166 89H167V87ZM174 86L176 87V89L174 88ZM182 86V87H181ZM187 86V87H186ZM189 86V87H188ZM198 86H199V89H200V91H199V89H198ZM259 86H261V87H259ZM8 87V86H7ZM11 87V86H10ZM24 87H25V89H24ZM27 87V88H26ZM51 87H52V90H51ZM67 89V90H64L65 88ZM76 87H78V88H76ZM91 88L92 87V89H88V88ZM142 87V88H141ZM149 87H150V89H149ZM155 87H159V90H158V88H155ZM179 87H180V89H179ZM185 87H186V90L188 91H186L185 92ZM226 87H227V89H226ZM239 87H241V91H239L238 90V88ZM243 87H246V89L248 90V92L247 91H245V88H243ZM251 87V88H250ZM17 88V87H16ZM74 88H76L77 89V91H75V89ZM119 89L118 91H120L121 90V92H119L120 94H121V96H119V95H115L114 93L115 92H117V91H115L116 89ZM133 88H135V90H133ZM160 88H162V89H160ZM182 88H184V89H182ZM197 90H196V89ZM220 88H221V90L223 89L225 92L226 91H228V93L226 92V93H224V91H223V94H222V91L220 90ZM257 89V91H256V93H258V94H260L259 96H254L253 95V92H254V89ZM2 89V87L0 88V90ZM6 89V88H5ZM8 89V88H7ZM58 89V90H57ZM63 89V90H62ZM73 91H72V90ZM85 89H87V91L85 90ZM95 89H96V91H95ZM110 89H112L110 92H111V95L113 94V95H115V97L117 98V99H115V97H112L111 95H110V92H109V90ZM115 89V90H114ZM146 89H148L147 91H146ZM151 89L154 91V89H156L155 90V92H150L151 91ZM171 89H175L174 91H172ZM179 89V90H178ZM193 89H195L194 91H193ZM201 89H202V91L204 92H202L201 91ZM255 89V90H256ZM259 89H261L259 92H258V90ZM3 90H4V87H3ZM10 89H8V90H6V91H8V92H10V93H8V98H11L12 99V97H10L9 96V94L10 95H13V97H14V95H15V93H13V90H12V92L11 91H9ZM14 90H16V92H17V90L18 89H14ZM19 90V91H20ZM38 90H39V92L41 93L40 95H39V92H38ZM42 92H41V91ZM86 92H85V91ZM162 90V91H161ZM178 90V91H177ZM207 90V91H206ZM219 90L221 91V92H219ZM236 90H237V93L239 92V93H241L242 95H240V94H238L237 95V93H236ZM251 90V91H250ZM29 91H33V92H29ZM56 91H59V92H57V93H55ZM60 91H62V92H60ZM65 91H68L67 93L68 94H70V95H68V94H66V92ZM80 91H81V93H80ZM84 91V92H83ZM101 91H102V93H101ZM109 93H108V92ZM114 91V93H112ZM122 91H124V92H122ZM135 91H137V94H136V92ZM149 91V92H148ZM182 91V92H181ZM197 91V92H196ZM250 91V92H249ZM15 92V91H14ZM28 92H29V94H28ZM46 92H47V94H46ZM107 92V93H106ZM149 94H148V93ZM159 92H161V93H159ZM167 92V93H166ZM173 92H174V94H173ZM176 92H177V94H176ZM193 92V93H192ZM199 92L201 93V96H200V94H199ZM208 92V93H207ZM230 92V93H229ZM247 92V93H246ZM3 93V92H2ZM6 93V94H7ZM18 94H16V96L18 95V97L19 96H23L22 94H20V92H17ZM54 93V94H53ZM65 93V94H64ZM78 93L80 94V95H78ZM85 93H87L88 94V96H87V94H85ZM91 93V94H90ZM98 93V94H97ZM103 93H105V95H103ZM118 93V94H119ZM122 93H123V95H122ZM127 93H128V95H127ZM131 93H132V96L133 97H135L136 95H146L144 98L143 97H139V98H141L140 100H139V98H138V96H137V98L135 99V98H133L132 96L131 97H129L130 95H131ZM134 93L136 94L135 96H134ZM143 93H146V94H143ZM150 93H152V94H150ZM164 93V94H163ZM166 93V94H165ZM169 93V94H168ZM171 93V94H170ZM183 93V94H182ZM189 93V94H188ZM194 93L196 94V96H197V93H198V95H199V97L197 96V97H194L193 98V96H195L194 95ZM205 93H206V98L204 99V97H205ZM233 95H232V94ZM249 93H251L249 96L247 95V94H249ZM262 93V94H263ZM58 96H57V95ZM61 94H64L63 96L61 95ZM73 94V95H72ZM92 94H94V95H92ZM103 95V97H102V95ZM125 94H126V97H125ZM130 94V95H129ZM148 94V95H147ZM161 94H163V95H161ZM178 95V96H176V95ZM185 94V95H184ZM191 94H193V96L191 95ZM202 94H203V96H202ZM227 94H228V96H227ZM245 94H246V96L249 98V97H251V95H253L254 97H253V99H256V102H255V100H253V99H246V96H245ZM254 94H255V92H254ZM258 94H256V95H258ZM39 95V96H38ZM56 95V96H55ZM67 95V96H66ZM101 95V96H100ZM152 95V96H151ZM153 95H154V97H153ZM155 95H156V98H155ZM167 95V96H166ZM182 95V97H180ZM1 96V95H0ZM62 96V97H61ZM80 96V97H79ZM85 96V97H84ZM94 96V98H92ZM96 96H98V97H101V99L100 100H98V98L96 97ZM117 96H119V98H121L122 96H124V99H126V101H124V99H123V97H122V99H120L121 101H118L119 99H118V97ZM162 96H163V98H164V96H165V98H167V99H161L162 98ZM169 96V97H168ZM170 96H173V97H170ZM185 96H188L187 98H185ZM192 96V97H191ZM223 96H226V97H223ZM232 96H236L235 98L234 97H232ZM238 96H240V98L238 97ZM245 96V97H244ZM48 97V98H47ZM82 97H84V98H82ZM89 97H91L92 98V100H91V98H89ZM110 97H112L111 99L113 100V103L111 102L112 100H110V102H111V104H110V102H109V100H107L108 98ZM129 97V98H128ZM175 97H180V98H175ZM203 97V98H202ZM258 97H259V99H258ZM261 97V98H260ZM3 98V97H2ZM15 98V97H14ZM45 98V99H44ZM82 98V99H81ZM107 100L108 102H106L105 100ZM132 98V99H131ZM142 98H143V101H144V103H146V101L145 100H147V99H149L150 101H151V98H154V100L155 101H152L151 103L152 104H150V101L149 100H147V102L149 101V103H146V105H148V107H144V109H143V106H144V103H143V101H142V103L141 104H139L140 102H141V100H142ZM173 98V100L175 99V101H173V100H171ZM187 99V100H185V99ZM199 98H200V100H199ZM221 98H222V100H221ZM228 98H230L231 100H233V98L236 100V98H237V100H238V102H239V104H238V102L237 101H235V100H233V101H235V102H231V100L229 99H226ZM244 98V99H243ZM4 99H5V97H4ZM49 99V100H48ZM103 99V100H102ZM115 99V100H114ZM127 99H129V100H127ZM137 99L140 101V102H138L137 101ZM157 99V100H156ZM178 99V100H177ZM183 99L187 102L188 101V103H185V105L186 104H188V105H186V107H185V105L182 103V104H180L181 103V101L180 100H182V102H183ZM194 99V100H193ZM196 99H198V100H196ZM203 99V100H202ZM240 99V100H239ZM65 102V101H67V103L65 102H63V101ZM74 100V101H73ZM81 100V101H80ZM90 100V101H89ZM102 100V101H101ZM117 100V101H116ZM164 100V101H163ZM168 100V101H167ZM171 100V101H170ZM225 100V102L226 101H228V102H222V101H224ZM242 100V101H241ZM245 100H247L248 101V103H246V101ZM259 102H258V101ZM264 100V99H263ZM61 102V105H60V102ZM95 101H97L96 103H95ZM105 101V102H104ZM124 103H123V102ZM158 101V102H157ZM166 101V102H165ZM172 101H173V105L176 107H174L173 105H172ZM178 101V102H177ZM180 101V102H179ZM194 101H196V103H197V101H198V104H194L195 102ZM253 101V102H252ZM69 102L70 103H72V104H69ZM93 102V103H92ZM100 103L99 105H97V103ZM102 102H103V107H100L99 108V106L102 104ZM120 102V103H119ZM138 102V103H137ZM156 102V103H155ZM161 102L163 103L162 105H161ZM167 102H169V103H167ZM192 102H194V103H192ZM206 102V103H205ZM241 102H242V104H241ZM41 103H42V106H41ZM54 104V105H50V106H48V104ZM82 103V104H81ZM83 103H85V104H83ZM95 103V104H94ZM104 103H106V105H107V107H106V105L104 104ZM109 103V104H108ZM115 103H119V105H121V106H116L115 107ZM122 103V104H121ZM126 103V104H125ZM165 103H167L168 104V106L165 104ZM175 103H177V104H175ZM180 104V107L182 106V107H184V109H179V104ZM201 103V104H200ZM222 103H223V105H222ZM233 103V104H232ZM245 103V104H244ZM256 104V105H254V104ZM263 103V104H262ZM63 104H64V106H63ZM76 104V105H75ZM91 104H92V106H91ZM94 104V105H93ZM113 104V105H112ZM130 104V105H129ZM139 104V105H138ZM158 104V105H157ZM164 104H165V106H164ZM191 104V105H190ZM194 104V105H193ZM200 104V105H199ZM226 104V105H225ZM230 106H228V105ZM234 104H238L237 106H238V108H237V106H236V108L234 107ZM241 104V105H240ZM244 104V105H243ZM250 104H252V105H250ZM79 105V106H78ZM97 105V108L98 109H96V106ZM105 105V106H104ZM110 105V106H109ZM142 105V106H141ZM153 105V106H152ZM171 105V106H170ZM231 105H233V106H231ZM258 105V106H257ZM52 106H53V108H52ZM86 106V107H85ZM111 106H114V108L113 109H111ZM131 106V107H132ZM149 106L151 107V108H153V109H150L149 108ZM157 107V108H155V107ZM162 106V107H161ZM194 106H197V107H194ZM223 106H225V107H223ZM227 106H228V108H230V109H228L227 108ZM239 106H243L244 107V109H242L241 110V107H239ZM254 106H257V109H258V113H256L255 111H257V110H255L256 108L254 107ZM39 107V108H38ZM84 107V108H83ZM92 107V108H91ZM108 107H110V108H108ZM126 107V108H125ZM130 107V108H131ZM166 107H168V108H170V110L167 108V111H166ZM172 107V108H171ZM173 107H174V109H173ZM187 107H191V108H193V109H191V108H189V109H187ZM200 107H201V109H200ZM242 107V108H243ZM260 107H261V109H260ZM50 110H49V109ZM65 108H66V110H65ZM81 108H83V109H81ZM106 108H108V109H106ZM123 109V111H122V109ZM129 108V109H130ZM148 108H149V111H151L150 113H148ZM161 108V109H160ZM165 109V111H164V109ZM200 109V110H198V109ZM239 108H240V111H242V112H240L239 111ZM249 108V109H248ZM43 109H45V110H43ZM92 109H93V111H92ZM111 109V110H110ZM142 111V110H144V111H142V112H145V113H142L140 110ZM157 109V110H156ZM195 109L197 110V112H195ZM203 109V110H202ZM230 110L229 111V113L231 114V117L229 116V118H227L226 116H228V110ZM234 109L236 110L234 113L236 114V117H237V114L238 113H242L241 115H240V117L242 118H244V120H246L245 122L244 121H242L241 122V118L239 119V120H236L237 118H239V116L236 118L235 117V115L233 116V112H232V110L234 111ZM259 109L262 111V112H260L259 111ZM263 109V110H262ZM52 110V111H51ZM104 110V111H103ZM115 110V111H114ZM163 110V111H162ZM188 112H187V111ZM201 110L203 111V112H201ZM247 112H246V111ZM250 110V111H249ZM253 110H255V111H253ZM37 111H39V110H37ZM36 111V112H37ZM90 111V113L88 114V112ZM103 111V112H102ZM108 111V112H107ZM134 111H136V114H135V112ZM137 111H139V113L137 112ZM154 111V113H152ZM159 113V115L158 114H155V113H157V112ZM169 111V113H167ZM173 112L174 111V113L172 114L171 112ZM177 111H179L178 113H180V112H182V113H180L181 115H179L178 113H176ZM183 111H185V115H184V112ZM227 112V115L225 116V120L227 121H229V119H230V123L231 124H226L225 122L226 121H224L223 119H221L220 117H221V115L223 114L224 115V112ZM239 111V112H238ZM39 112H41V111H39ZM38 112V113H39ZM105 112V113H104ZM110 112V113H109ZM113 112V113H112ZM120 112V115L118 114ZM123 113V115H124V113H125V115L123 116L122 115V113ZM141 112V113H140ZM163 112V113H162ZM167 113V115L165 114V113ZM190 112L193 114H191V116H193V117H191L190 116ZM226 112H225V114H226ZM256 114H255V113ZM259 112L260 113H262V114H259ZM37 113V114H38ZM102 115H101V114ZM112 113V114H111ZM161 113L164 115H161ZM186 113H187V116H186ZM198 113V114H197ZM199 113H200V115L202 116H200L199 115ZM202 113H204V114H202ZM217 113H220L219 114V116H216L219 120H215L213 123H212V121H210V120H214L216 117H214L215 115H218ZM248 113H250V115H251V113L254 115H259V116H257V119L259 118H262L263 120H260V121H255L256 120V118H254L253 119V117H256V116H253L252 117V119L255 121V123L256 124H254V122L253 121H251L252 119H251V117H250V115L248 114ZM84 114V115H83ZM108 114V115H107ZM111 114V115H110ZM113 114H114V116H113ZM138 114V115H137ZM141 114V115H140ZM171 114V116L169 117V115ZM178 117V116H180V117H178V118H175L176 116ZM211 114H212V116H211ZM229 114V115H230ZM43 115H44V117H43ZM83 115V116H82ZM116 115V116H115ZM117 115H119V116H117ZM129 115H133V114H131V113H129ZM143 115V116H142ZM144 115H145V117H144ZM149 115V116H148ZM166 115V116H165ZM172 115H173V117H172ZM195 115L197 116V118H194L195 117ZM209 119V117L211 116L212 118H210L209 120L208 119H206V117ZM222 115V116H223ZM243 115H245V117L243 116ZM247 115H249V116H247ZM90 116H91V119H90ZM96 116H98V117H96ZM105 116H107V117H105ZM111 116V118L109 119V117ZM113 116V117H112ZM123 116V117H122ZM142 117V118H140V119H142L141 120V122H140V119L138 118V119H136L137 117ZM151 116H152V118H151ZM156 116V117H155ZM163 116V117H162ZM167 116H168V118H167ZM182 116H184L183 118H182ZM187 117V119H186V117ZM252 116V115H251ZM89 117V118H88ZM94 117H96V118H94ZM102 117H104L103 119H102ZM133 118V119H135V120H137V121H135V123H137L138 121V123L137 124H139L138 126H137V124H136V126H135V130H133V128H130L129 126H131L130 124H131V122L133 123V119H130V118ZM136 117V118H135ZM149 117H150V119H152V122H151V120H150V122H149ZM162 119H161V118ZM200 117V118H199ZM204 117V118H203ZM235 117V118H234ZM247 117V118H246ZM248 117H250V118H248ZM94 118V119H93ZM107 118V120H104V119H106ZM153 118H156L155 119V123H153ZM170 118H172V120H174L175 122H173V121H171V119ZM192 118V119H191ZM199 118V119H198ZM232 118H234L235 120H236V123H237V121H239L237 124V127L239 128H237V131H235V136H238V137H235V136H233L234 135V131L233 130H235L236 128L234 127V124L235 123H232V121L234 122V119H232ZM243 118H242V120H243ZM39 119V118H38ZM90 119V120H89ZM93 119V121H91ZM96 119H97V121H96ZM102 119V121H100ZM144 119H146L147 120V122L144 120ZM176 119V120H175ZM178 119V120H177ZM181 119V120H180ZM196 119V120H195ZM201 119V120H200ZM202 119H204V120H208V121H204V120H202ZM95 120V121H94ZM166 120V121H165ZM182 120H183V122H182ZM189 120V121H188ZM42 121H43V123H42ZM45 121V122H44ZM158 121V122H157ZM179 121H181L182 122V124L181 125H183L182 126V128H181V126H179V127H177L178 125H180V123L181 122H179ZM186 121H188L187 123H186ZM216 121H221V122H218V123H215ZM222 121L225 123V124H223L222 123ZM248 121V122H247ZM253 122V124L254 125H252L251 123V125H249V124H247V123H249V122ZM35 122H37V121H35ZM92 122V123H91ZM93 122H94V124H93ZM102 122V123H101ZM166 124H165V123ZM168 122L170 123L169 125L171 126H168L167 124H168ZM192 122V123H191ZM203 122V123H202ZM208 122V123H207ZM229 122H227V123H229ZM241 122V123H240ZM260 122H262V124H260ZM34 122H32V124H33ZM146 123H148V125L146 124ZM158 123V124H157ZM162 123H164V124H162ZM172 123H174V124H172ZM189 123V124H188ZM196 123L200 126V125H202V127H203V129L201 128V126L199 127V129H198V126H193V124L194 125H196ZM204 123H206V124H204ZM221 123L223 124V125H221ZM39 125V127H41V130H40V128H38V125ZM43 124V125H44ZM146 124V125H145ZM153 124H156L155 126H153ZM176 124V125H175ZM178 124V125H177ZM209 124V125H208ZM218 125V124H220L221 125V128H224V132H225V129L227 130V132H225V133H223L222 132V130L223 129H221L219 126H217V128H216V125ZM240 124V125H239ZM245 124H247L248 126H249V128L247 129L246 127V129H244V126H247V125H245ZM257 124H259L260 125V127L259 128H257V129H259V133H257V131L258 130H256V132L255 131H252V130H255V129H253V128H255L256 126H257ZM103 125V126H102ZM106 125V124H105ZM109 125V124H108ZM116 125H114L113 127H115V128H119L120 129V127H117ZM133 126H134V124H132ZM145 125V126H144ZM162 125H166V126H164V127H162ZM204 125L205 126H207L206 128H205V131H204ZM119 126V125H118ZM158 126H159V128H158ZM187 126H189V128L187 127ZM209 126H212V127H214V128H212V127H209ZM223 126V127H222ZM231 126V127H230ZM247 126V127H248ZM104 127V128H103ZM132 127V126H131ZM176 127H177V129H176ZM192 127V128H191ZM218 127L220 128V131L222 132H220L221 134L219 135V133H218ZM232 127H234V128H232ZM241 127V128H240ZM263 127V128H262ZM130 128V129H129ZM138 128V129H137ZM179 128V129H178ZM208 128H209V130H208ZM210 128L212 129L211 131H213V129H215L214 131H216V137L213 135V133H214V131L213 132H209L210 131ZM230 128V129H229ZM260 128H262V129H260ZM141 129V130H142ZM159 129V130H158ZM162 129L164 130L163 132H162ZM228 129H229V132L231 131H233L232 133H231V135H229V134H227L228 133ZM232 129V130H231ZM241 129V130H240ZM243 129V130H242ZM129 130H132L131 132H129ZM139 130V131H138ZM169 130H170V136H168L169 135ZM173 130V131H172ZM179 130H181V131H179ZM208 130V131H207ZM244 130H246V131H244ZM45 131V132H44ZM138 131V132H137ZM145 131H147V129L145 130ZM167 131V132H166ZM173 132V134H172V132ZM243 131V132H242ZM249 131H252V132H255V133H251L252 134V138L250 137L251 136V134H250V138L252 139V142L251 143H249L250 141H248L250 138H247L248 137V132ZM126 132H128V133H126ZM134 132L137 134L136 136H134L135 134H134ZM143 132H144V130H143ZM165 132V133H164ZM194 132V133H193ZM200 132V133H199ZM209 132V133H208ZM242 133L243 135H241L240 133ZM262 132H264V130L262 131ZM130 133V134H129ZM134 135H133V134ZM145 133V132H144ZM167 133V134H166ZM175 133H177L176 135H175ZM190 133H192L193 134V136L191 135L190 136ZM205 135V133H206V136H209L208 134H211L212 133V135H210L211 136V138L212 137H214V138H216L214 141L211 139V141H209V137H207L208 139L207 140H205L204 138V140H205V142H204V140L202 139V137H204L203 135ZM218 133V134H217ZM239 135H238V134ZM247 133V134H246ZM250 133V132H249ZM37 134H38V132H37ZM124 134H126V135H124ZM164 134H166V135H164ZM198 134H200L201 136H199ZM223 134V135H222ZM224 134H226L227 135V141L229 142V143H226L227 141H225V145H227V147H225V145H222V144H224V142L221 140V139H225L226 140V136L224 135ZM237 134V135H236ZM246 134V135H245ZM254 134L255 135H257V134H259L260 135V138L258 139V138H256V136H254ZM129 135V136H128ZM134 137H133V136ZM173 135V136H172ZM219 135V136H218ZM245 135V136H244ZM259 135H257V136H259ZM39 136V135H38ZM168 137L167 138V140H166V138H164V137ZM194 136H196V138L194 137ZM205 136V137H206ZM217 136H218V138H217ZM223 136V137H222ZM230 138H229V137ZM242 136H244L243 138H242ZM263 136V137H262ZM44 137V138H45ZM122 137H125V139H123ZM127 137V138H126ZM183 137V139H181ZM198 137H200V138H198ZM220 137H221V139H220ZM231 137H232V140H234V142H235V145L234 146H232V144H234L233 142H232V140H231ZM235 137V138H234ZM245 137H246V139H248L247 141L245 140ZM39 138V137H38ZM43 138V139H44ZM74 138H77V137H75L74 136ZM119 138V139H118ZM122 138V139H121ZM193 138V139H192ZM213 138V139H214ZM234 138V139H233ZM237 138V139H236ZM240 138V139H239ZM255 138H256V140H257V145L255 146L254 144H255V142H254V140H255ZM43 139H39V140H41L39 143H37L38 141H37V137L34 139V140H36L35 141V144L37 143L38 145L37 146H39V147H37V149L38 150H41V149H43L42 151H39V152H37L38 154H39V157H38V155H36V154H34V155H36L40 160H42V161H44L45 163H49V161L47 162V160L49 159H51L53 162H55V160H57L58 159V163H57V167L59 166V160L60 159H64V158H61V157H63L64 155H62L63 154V151L62 152H58V153H60L58 156H59V158H57V156H54L55 154H54V152L56 153V154H58L57 153V151H56V149L54 148L53 149V146H52V148H50V151L49 152H51L50 153V156H49V153H48V157H47V151H48V147H51V143H50V145L48 146V144H47V146H45L46 147V150H45V152H44V149H45V147L43 148V145H42V148H40V146H41V143H45L46 144V141L48 142V140H46V139H48V137L46 138V139H44V140H46L45 142H44V140ZM131 139V140H130ZM176 139V138H175ZM178 139V138H177ZM176 139V140H177ZM187 141V142H189L188 144L185 142V140ZM191 139V140H190ZM196 141H195V140ZM200 139H202L201 141H200ZM223 139V140H224ZM229 139V140H228ZM236 139V140H235ZM239 139V141H237ZM242 139H243V142H244V140L246 141V142H244V143H246V146H244L243 144V142H242ZM121 140V141H120ZM126 140V141H125ZM163 140V141H162ZM168 140H169V142H168ZM190 140V141H189ZM219 140H220V142H219ZM255 140V141H256ZM260 142H259V141ZM77 141H78V139H77ZM120 141V142H119ZM123 141H125V142H123ZM165 141V142H164ZM171 141V142H170ZM175 141V140H174ZM197 141H198V143H197ZM208 141H209V145L207 146L206 144H208ZM237 141V142H236ZM129 142H131L130 144H129ZM159 142H161L160 144H159ZM170 144H168V143ZM192 142H193V144H192ZM195 142V143H194ZM202 144H201V143ZM259 142V143H258ZM133 143V144H132ZM150 143L152 144V143H154L152 146H151V148H149V146H150ZM157 143V144H156ZM187 145H186V144ZM204 143H206V144H204ZM218 143H220V144H218ZM230 143H231V146H230ZM237 143H239V145L237 146ZM241 143V144H240ZM249 145H248V144ZM254 143V144H253ZM260 143H262V144H260ZM192 144V145H191ZM198 144V145H197ZM216 144H218V146H220V148H223V149H220L219 147H217V145ZM131 145V146H130ZM134 145V146H133ZM144 145V144H143ZM160 145H163L161 148H158V146H160ZM165 145H167L166 147H165ZM201 145V146H200ZM216 146V148H215V146ZM229 145V146H228ZM248 145V146H247ZM156 146V147H155ZM183 146V147H182ZM212 146H214V147H212ZM223 146V147H222ZM250 146V147H249ZM258 146V147H257ZM263 146V148H261V147ZM91 147V146H90ZM94 147H95V149H94ZM94 147H92L93 149L92 150H94V152L91 150L90 152H88V155H89V157L90 158H92V159H94L93 157H96V154H95V152L97 153L98 151H99V153H100V151H101V154L99 155V153H97L98 155H97V157H98V159L97 158H95L94 160H95V162H96V164L98 163L99 164V162H101L100 160H102V162H101V164H97L98 165V167L97 168H94V167H96L97 165H95L94 167H92V168H94V169H96L95 170V172L94 173H90L94 178H95V176L96 177H98V175H99V171L101 170V168H103V166L106 164V163H104L105 161H109L113 156H115V153L114 152H111V153H109L110 151L108 150V148H110V147H102V148H105L107 151H108V153H107V151L106 150H104V151H102L100 148H96V146H94ZM132 147V148H131ZM134 147V148H133ZM210 147V148H209ZM247 148L248 147V149H243V148ZM40 148V149H39ZM88 148V147H87ZM130 148V149H129ZM165 148V149H164ZM175 148V147H174ZM182 148L184 149L183 151H182ZM215 148V149H214ZM226 148H229V149H227L226 150ZM238 148V149H237ZM255 148V149H254ZM259 148H258V150H259ZM31 149V148H30ZM54 151V152H52V150ZM89 149V148H88ZM100 149V150H99ZM132 149H134V150H132ZM146 149V150H145ZM154 149H156V150H154ZM161 149H163L162 151H161ZM176 149V148H175ZM205 149V150H204ZM233 150L234 151V154H235V156H232L233 154H232V152H231V154H230V152H229V150ZM243 149V150H242ZM29 150V149H28ZM97 150V151H96ZM110 150H111V148H110ZM153 150V151H152ZM161 151L160 153H155V155H154V151ZM181 150V151H180ZM219 150V151H218ZM226 150V151H225ZM230 150V151H231ZM237 150L238 151H241V152H243V154L241 153V152H237ZM246 150V151H245ZM258 150H257V153H255V154H261L262 153V151H259V153H258ZM105 151H106V153L108 154V155H106V153H105ZM112 151V150H111ZM138 151H139V149H138ZM192 151V152H193ZM212 151V152H211ZM217 151H218V153H217ZM221 151V153H222V156L220 155V152ZM227 152V155H226V153H223V152ZM45 153L44 154V156H45V158L47 159L46 161L45 160H43L44 159V157H42V155L40 156V153ZM102 152L104 153V156H103V154H102ZM191 152V153H192ZM202 152V154L201 155H199V153H201ZM229 152V153H228ZM251 152V150H250V153H252ZM62 153V154H61ZM93 153V156H91V154ZM114 153V154H113ZM143 153V154H144ZM203 153L205 154L204 155V157L203 158H205V162L207 163H204V162H202L203 161V158L201 157V156H203ZM207 153V154H206ZM213 153V154H212ZM214 153H215V155H214ZM239 153V154H238ZM54 154V155H53ZM69 154H71V156L73 155L72 154V151L71 152H69L68 154H66V156H68V157H70L69 159L68 158H65V161H63L64 163L62 164H60L61 166L59 167V168H61V169H59V171H60V173H62V174H66L65 176H67V173H69V172H71L72 174H73V172H74V170H75V168L73 167V165L74 166H79V165H81V166H83L82 164V162L80 163L79 161H77L76 160V158L74 157H71ZM94 154H95V156H94ZM153 156H152V155ZM158 154V155H157ZM164 154V155H163ZM194 154V152L192 153V155ZM225 154V155H224ZM228 154H229V156H228ZM238 154V155H237ZM246 154H248V153H246ZM52 155V156H51ZM101 155L103 156V157H101ZM109 155H111V157L109 156ZM145 155V156H146ZM210 155L212 156V157H214L212 160L214 161V165H212V166H210V164L212 163L213 164V162H211V158H210ZM101 157V159H99L100 157ZM144 156V158H146ZM220 156V157H219ZM226 156V157H225ZM230 156H232V158H236V159H238L237 160V163L235 162L236 161V159L234 160V159H232ZM253 156V153L251 154V157ZM36 157V158H37ZM51 157V158H50ZM199 157H201L202 158V161H200V158ZM222 158L221 160H223V161H220V159L219 158ZM230 157V158H229ZM242 157V158H241ZM37 158V159H38ZM43 158V159H42ZM54 158V159H53ZM55 158H57V159H55ZM154 158V159H155ZM210 158V159H209ZM219 159V160H217V159ZM227 158H228V160H227ZM38 159V160H39ZM71 159H73V160H75V161H77V162H79L78 163V165L77 164H73L72 165V163H73V161H71ZM106 159V160H105ZM229 159H231L230 161H229ZM257 159V160H256ZM51 160H50V164H48V165H51ZM67 160H68V162L69 163H67ZM97 160H98V162H97ZM62 161V160H61ZM60 161V162H61ZM137 161V160H136ZM200 161V162H199ZM220 162V164H219V162ZM52 162V163H53ZM76 162V163H77ZM130 162V161H129ZM128 162V163H129ZM134 162V161H133ZM132 162V163H133ZM69 165L70 163V165H72V166H70V167H73L71 170H69L68 169V171L69 172H67V170H66V172H64V167H67V166H64V165H67V164ZM144 163H146V161L144 162ZM174 163V162H173ZM188 163V164H187ZM192 163H196V164H199V165H202L201 163H203V165L205 164V167L203 168V171H202V173L200 172V173H194L193 171H192V169L195 167V166H193V164ZM223 163V164H222ZM231 163V164H230ZM103 164V165H102ZM131 164V163H130ZM141 164V162L137 165V167L133 170L132 169V172L133 171H136V172H131V170H129L130 171V173H132V174H129L130 176H132V177H135L136 175H137V171L139 172L138 174H141V173H143V169L145 168L144 167V165H140ZM155 164V165H156ZM175 164V163H174ZM226 164V165H225ZM240 164H243V165H240ZM246 164V165H245ZM52 165H54V163L52 164ZM51 165V166H52ZM100 165H101V167H100ZM154 165V166H155ZM251 165V166H250ZM254 165H255V168H254ZM80 166V167H81ZM188 166V167H187ZM227 166H228V168L229 169H227ZM238 167V169H235V167ZM84 167V166H83ZM140 167V168H139ZM144 167V168H143ZM212 167V168H211ZM240 167L242 168V169H240ZM247 167V168H246ZM257 167H259V168H257ZM68 168V167H67ZM89 168V167H88ZM184 168H185V171H184ZM233 168H234V170L235 171H237V172H235L234 170H233ZM254 168V169H253ZM63 169V170H62ZM66 169V168H65ZM74 169V170H73ZM77 169V168H76ZM82 169H84V168H82ZM99 171H98V170ZM161 169V170H160ZM181 169H183V171L181 170ZM187 169V170H186ZM207 169H208V171H207ZM218 169H219V172H218ZM64 172H62V171ZM84 170H86L87 171V175L89 176V178L91 179L92 178V176L90 175V174H88V171L90 172V170H92L91 168H89V170L86 168V169H84ZM139 170H141V171H139ZM145 170V169H144ZM159 170V171H158ZM180 170H181V172H180ZM210 170V171H209ZM226 170L228 171V172H226ZM233 170V171H232ZM81 171V173H83V175L82 174H78L77 176H75V174L74 175H71V173H69V177L71 178L72 177V183H75V185L76 184H78V186H80L81 187V190L83 191V192H85L86 194H88V196H90V194L89 193H91V195L92 196H90V197H92V199H94V197H95V199H96V197H97V200H94L96 203H98L99 205H100V203H102L103 201L102 200H100L99 198H100V192H102V189L104 188V189H107L108 188V186H109V188H110V186H111V184L113 185V187H114V184H115V186H120V180L122 179V178H128V173H129V171L126 169L125 170V174H124V172H122V174L121 173H119V172H117V173H115V171H116V169L112 172L113 174H117V176H120L118 179L117 178H115V180H114V182L113 183H110L109 185H106V183H102V182H99V180L97 179V182H98V185H99V183L101 184L100 186H101V188H100V191L98 190V189H94L95 187L97 188L98 187V185L96 186V183H95V181H96V179H94V178H92L93 180H95V181H93L92 179L91 180H89V178H88V176L86 175V180H85V182L87 183V181H88V183L90 182V181H93V182H91L92 183V185H95L94 186V193H96V196H95V194H93V192H91L92 190H89L90 188H89V185H90V183L88 184V185H86V183L83 181V179L82 178H84V177H82V176H84L85 174H84V171L83 170H79V167H78V170H76L75 172H80ZM93 171V170H92ZM98 173H97V172ZM146 171V170H145ZM207 171V172H206ZM239 171V172H238ZM74 172V173H75ZM161 172H163L161 175V177H159L160 176V173ZM186 172V173H185ZM218 172V173H217ZM234 172L235 173V177L234 178H232L233 177V175H231L232 173ZM86 173V172H85ZM96 173V175L94 176V174ZM209 173V174H208ZM215 173L218 175H216L215 176ZM181 174V175H180ZM223 174V175H222ZM240 174H242V175H244L243 176V179L245 180V182L243 181V179H241L240 178V176H242V175H240ZM82 175V176H81ZM165 175H166V177L168 176V177H172L171 178V180H170V178H169V181L168 180H166V182L168 181L169 183H170V181H171V183L170 184H168V188L166 187V182H164V183H161V182H163L164 180H165ZM173 175V176H172ZM174 175H175V177H174ZM177 175V176H176ZM178 175H179V178H177L178 177ZM188 175V176H187ZM228 175V176H227ZM67 176V178H69ZM79 176V177H78ZM114 176V175H113ZM183 176V177H182ZM225 176V177H227L226 179L225 178H223V177ZM82 177V178H81ZM114 177H116V176H114ZM167 177V178H168ZM185 177V178H184ZM192 177H194V178H192ZM231 177V178H230ZM246 179H245V178ZM69 178V180H71ZM124 178V179H125ZM166 178V179H167ZM175 178V179H174ZM182 178V179H181ZM191 178L193 179V180H191ZM218 178L220 179V180H222L223 179V181L221 182V183H223V184H220V182H219V180H218ZM85 179V178H84ZM158 179H160L161 181L159 182L158 181ZM196 179H198L197 181H196ZM236 179L238 180L237 182H234V183H232L234 180L236 181ZM241 179V180H240ZM182 180V183L180 182ZM226 182H225V181ZM239 180H240V182H239ZM174 181V182H173ZM189 181V182H188ZM192 183H191V182ZM209 181H210V183H209ZM242 181V182H241ZM156 182V183H157ZM167 182V183H168ZM187 182V183H186ZM193 182L194 183H196V187H195V184H194V187H192V184H193ZM93 183H95V184H93ZM178 183V184H177ZM191 183V184H190ZM201 183V184H200ZM84 184H85V188H87V189H85L86 191H84L83 190V186H84ZM118 184V185H117ZM162 184V185H161ZM176 184V185H175ZM188 184V185H187ZM197 184H199V185H197ZM172 187H171V186ZM179 185V186H178ZM187 185V186H186ZM191 185V188L192 189H194V190H192L191 188H189V186ZM204 185V186H203ZM99 186V187H100ZM103 186V187H102ZM105 186H107L106 188H105ZM161 186H163V187H161ZM176 187V186H178L177 187V189H176V193H172V191L175 189L174 187ZM199 188H198V187ZM80 187H78V188H80ZM160 189H163V191L162 190H160ZM167 188V189H164V188ZM180 187H181V189H180ZM191 189L190 190V194L192 193V192H194V194L192 195L191 194V196H190V198L188 199V197H189V192H188V189ZM200 188H202L203 190L204 189H207V190H205V192H204V195H202L203 194V191L200 189ZM172 189V190H171ZM179 189L181 190V192L183 193V195H182V193H181V195H177V193L179 192ZM187 191H186V190ZM88 190V191H87ZM98 190V191H97ZM108 191H109V189H107ZM107 190H105V191H107ZM168 190V191H167ZM105 191H103L104 193H105ZM107 191V192H108ZM158 191H160V192H158ZM164 191H166L167 192V194L165 193V195L167 196V198H169L170 197V195H171V197L169 198V199H165L164 200V198L166 197L165 195H164ZM171 191V192H170ZM199 191H200V193H199ZM207 191V192H206ZM102 192V193H103ZM170 192V193H169ZM174 192V191H173ZM187 192H188V194H187ZM102 194V196H105V195H107V197H106V199H104L105 200V202L106 203H102V205L104 204L105 206L103 207L102 205H101V207L102 208H106L107 210H110V215L111 216H113V209H112V211H111V209H110V207L109 206H111L110 205V203H111V199L110 198H112L111 197V195L110 194H108V193H105V194ZM196 193V194H195ZM98 194V195H97ZM160 194H162V197L163 198H159V196L161 197V195ZM173 194V195H172ZM180 194V193H179ZM185 194V195H184ZM197 194H198V196L199 197H195V196H197ZM199 194H201V195H199ZM100 195V196H99ZM188 195V196H187ZM195 195V196H194ZM98 196H99V198H98ZM174 196V197H173ZM178 196V197H177ZM181 197L184 199H181ZM194 197V198H193ZM200 198H202V200H203V202L204 203H202V200H201V202L199 203L197 200H199ZM208 198V199H207ZM101 199H103V197H101ZM155 199V200H156ZM172 200V202H171V200ZM179 199V200H178ZM196 199V200H195ZM111 200V201H110ZM153 200V199H152ZM167 200H168V202H167ZM173 200H174V202H176L175 204H174V202H173ZM176 200V201H175ZM194 200V201H193ZM102 201V202H101ZM108 201H110V203L108 202ZM162 201V202H161ZM170 201V202H169ZM178 201L180 202V203H178ZM182 201V202H181ZM195 201H197V202H195ZM200 201V200H199ZM209 201V202H208ZM190 202V203H191ZM195 202V203H194ZM206 202V203H205ZM155 203V202H154ZM158 203H157V201H156V205H158ZM171 203H173L175 206L177 205V203H178V207H180L178 210H176L177 211V214L175 213V210H173L174 209V205L172 206L171 205ZM204 204V205H202V204ZM211 203V204H210ZM108 204H109V206H108ZM169 204V205H168ZM184 204V203H183ZM158 205V206H159ZM162 205H160L159 207H160V209L162 208ZM167 205V206H166ZM172 207H171V206ZM182 206V208H181V206ZM189 205V204H188ZM187 205V206H188ZM191 205V204H190ZM189 205V206H190ZM193 205H191V208L189 209V211H191V210H193V208H194V206ZM200 205H202L201 207H200ZM157 206V207H158ZM187 206L185 207V209L187 208ZM188 206V207H189ZM196 206V205H195ZM109 207V208H108ZM158 207V208H159ZM171 207V210L172 211H174V213H175V215H178V216H176V217H174L175 215H173V216H169V214L170 215H172L171 213H172V211L170 212V211H168L167 209H169ZM198 207L196 206V208L198 209ZM158 208H156V212H157V210H158ZM176 208V207H175ZM115 209V208H114ZM159 209V210H160ZM188 209L186 210V211H188ZM162 210V209H161ZM165 211H168L167 212V214L168 215H166V213H165ZM114 213H115V211H114ZM117 213V212H116ZM114 214V216L113 217H115L116 215V220H119L120 219V221L119 222H121L122 220H124V221H122V222H126L127 223V220L123 217V216H121V218H122V220H121V218H120V215H118L119 213H117V214ZM173 213V214H174ZM181 215V216H180ZM186 215H188V216H186ZM182 216H184V217H186V218H183ZM119 218V219H118ZM181 219H183V220H181ZM126 220V221H125ZM177 220V221H176ZM179 221V222H178ZM185 221V222H184ZM230 222H225L224 224L225 225H227V226H225L226 228H228V229H230L231 227H232V225H235V224H238V221L234 218V219H232V218H230V220H229ZM237 221V222H236ZM121 222V223H122ZM156 223V224H157ZM228 223V224H227ZM128 224H129V222H128ZM157 224V225H158ZM232 224V225H231ZM229 226V227H228ZM231 226V227H230ZM176 227V228H175ZM136 230V229H135ZM173 230V231H172ZM174 231L176 232V234H178V235H176L175 236V234H171L170 235V233L172 232V233H174ZM180 231V234L179 233H177V232H179ZM136 232H138V230L136 231ZM199 233H200V236L202 235V233H201V231H199ZM166 238H165V237ZM167 236H169V237H167ZM227 241V240H226ZM226 241H225V243H226ZM224 244V243H223ZM167 245V246H166ZM226 245V244H225ZM222 246V245H221ZM169 248V249H168ZM168 249V250H167ZM197 251H195V253H196ZM191 253H193V254H191ZM185 254V253H184ZM184 254H183V257H185V258H187V259H190V260H194V257H195V255H197V253L194 255V251L193 252H190V253H186L185 254V256H184ZM187 254H188V256H187ZM193 256V258H191ZM201 256V255H200ZM197 257H199V256H197ZM196 257V258H197ZM200 258V257H199ZM199 258H197V259H195V260H201V259H199ZM71 259V258H70ZM74 259H76V258H74ZM97 259H101V258H99V257H97ZM222 259V257L220 258V257H217V262H220V263H218V264H227V263H223V259ZM103 262H105V260H103V259H101ZM203 260V259H202ZM201 260V261H202ZM208 261V263H210L209 261L211 260V259H207ZM226 262H227V260L226 259H224ZM72 261H75V260H71V261H69V262H72ZM212 262H213V260H211ZM214 261H215V259H214ZM217 262H215V264H217Z\"/></svg>",
    "mask_w": 264,
    "mask_h": 264
},
{
    "label": "bare ground",
    "instance_id": "bare-ground-1",
    "mask_svg": "<svg viewBox=\"0 0 264 264\" xmlns=\"http://www.w3.org/2000/svg\"><path fill=\"white\" fill-rule=\"evenodd\" d=\"M3 0H1V2H2ZM5 1H7V0H5ZM5 1H3V2H5ZM16 2H20V1H22V0H15ZM31 1L32 0H30V3H31ZM45 2H46V0H44ZM48 1H50V0H48ZM48 1H47V3H48ZM78 1V0H77ZM98 1V0H97ZM112 1V0H111ZM121 1V0H120ZM124 1V0H123ZM122 1V2H123ZM137 1V0H136ZM148 1V0H147ZM157 1V0H156ZM155 1V3H148V5L150 4H152L153 6H155V4L159 1H157L156 2ZM170 1V0H169ZM178 1V0H177ZM176 1V2H177ZM188 2H189V0H187ZM191 1V0H190ZM196 2H197V0H195ZM195 1H193V2H195ZM208 1V0H207ZM219 1V0H218ZM223 1V0H222ZM221 1V2H222ZM11 2V1H10ZM14 1L12 0V2L11 3H13ZM16 2H15V7L17 6V5H20V3H23V2H20V3H17L16 4ZM26 2L27 1H25V3H24V5H23V8L25 9V8H29L27 5H29V3H27L26 4ZM37 2V4L35 3V1H33L32 3L34 4H36L37 5V10H38V4H39V2H38V0L36 1ZM55 4H56V2L55 1H53ZM60 2V1H59ZM58 2V3H59ZM61 2L62 3H64L65 4V2H63L62 0H61ZM70 2H72V1H70ZM79 2V1H78ZM78 2H76L75 4L77 5V3ZM81 2V1H80ZM86 2V1H85ZM94 2V1H93ZM122 2H121V4H122ZM138 3H140L141 1H137ZM143 2H145V1H143ZM143 2H142V4H143ZM160 2V1H159ZM175 2V3H176ZM211 2V1H210ZM213 2V1H212ZM216 2H217V0H215L214 1V5L213 4H211V5H213L214 7H215V5H217L216 4ZM220 2V3H221ZM6 3V2H5ZM32 3L30 4L31 6H32ZM41 3H43V1L41 2ZM40 3V4H41ZM52 2H50V4H51ZM53 3V4H54ZM57 3V4H58ZM119 3V2H118ZM124 3V2H123ZM146 3V2H145ZM144 3V4H145ZM172 4H173V1L171 2ZM174 3V4H175ZM190 3V2H189ZM225 3V2H224ZM264 3V2H263ZM3 4V3H2ZM7 4L9 5L10 3L9 2H7ZM71 4V3H70ZM75 4H73V5H75ZM79 4V6H80V3H78ZM83 4H84V2H83ZM87 4V3H86ZM90 4H91V2H90ZM110 4H111V2L109 3V5H107V3H105V5H107V7H105V8H107L108 9V6H110ZM131 4V3H130ZM129 4V5H130ZM136 4V7L138 8V4L137 3H135ZM141 4V5H142ZM143 4V5H144ZM162 4V3H161ZM187 4V3H186ZM185 4V5H186ZM192 5L194 4V3H191ZM206 4V3H205ZM204 4V7L206 6ZM4 5V9L6 8V6H5V4H3ZM12 4H11V7L9 6V8H8V10H7V12L8 11H14L15 9L17 10V8L19 7H17V8H15L14 9V7H12L13 6ZM52 5V4H51ZM51 5H50V7H51ZM62 6H63V4H61ZM81 5H82V2H81ZM85 5V4H84ZM89 5V4H88ZM100 5V8H97V9H101V7L103 6H101V3L99 4ZM122 5H124V4H122ZM122 5H120V6H122ZM133 5H134V2H133ZM142 5V8L141 9H143L144 8V6ZM163 5V4H162ZM167 4H165V6H166ZM183 5V4H182ZM184 5V10L186 9L185 7L187 6V8H188V4L185 6ZM25 6V7H24ZM44 6V5H43ZM43 6L41 7L42 9L41 10H43L44 8H43ZM49 5H47V7H48ZM53 6V5H52ZM56 5H54V8H56L55 7ZM59 6L60 5H58V7L57 8H59ZM67 6H71V5H67ZM79 6H78V9H79ZM95 6H97V3L96 4H94V7ZM112 6V5H111ZM126 6V5H125ZM124 6V7H125ZM147 6V5H146ZM164 6V7H165ZM171 6H173V5H171ZM171 6H170V9H171V12L173 13V11H175V9L173 10L172 8H171ZM195 6H196V3H195ZM194 6V7H195ZM213 6H210V4H209V11H207V14L210 12V8L212 7L213 8ZM218 6H220L219 4H218ZM224 5H222V7H223ZM61 7V6H60ZM72 8L74 7V6H71ZM82 7V6H81ZM81 7H80V9H81ZM85 7V6H84ZM83 7V11H84V8ZM92 8H91V10L90 11H88V12H92V9L94 8L93 7V5L91 6ZM116 8H117V6H115ZM115 7H114V9H115ZM133 7H135V6H133ZM141 7V6H140ZM162 7V6H161ZM168 7V6H167ZM167 7L165 8V9H167ZM193 7V8H194ZM203 7V6H202ZM227 7V6H226ZM6 8V9H7ZM10 8L12 9V10H10ZM21 7H19V9H20ZM23 8H21V9H23ZM32 7H30L29 9H31ZM33 8H35V7H33ZM33 8L31 9V10H33ZM49 8V7H48ZM53 7H52V9L51 8H49L48 10H47V13H49L50 11H52L53 9H54ZM67 8V10H69L68 9V7H66ZM70 8V7H69ZM77 8V7H76ZM102 8H104V6L102 7ZM120 8H122V7H120ZM119 7H118V9H120ZM127 8H129L130 9V6L129 7H127ZM147 8L149 9V6H147ZM153 8V7H152ZM159 8V7H158ZM157 8V9H158ZM181 8H182V6H181ZM216 8H218V7H216ZM219 8H221V6L219 7ZM3 9V8H2ZM5 9V10H6ZM26 10L27 12H29V11H31V10ZM39 9H40V7H39ZM46 9V8H45ZM80 9H79V11H80ZM90 9V8H89ZM88 9V10H89ZM107 9L105 10L106 11V15H107V13L109 12H107ZM112 9V8H111ZM113 9V10H114ZM118 9H115V10H118ZM144 9H146V8H144ZM164 9V11H166ZM204 9V8H203ZM205 9H208V6H207V8H205ZM221 9H223V8H221ZM220 9V10H221ZM264 9V7L262 6V10ZM50 10V11H49ZM57 10H59L58 12H60V14H61V12L62 11H60L61 9H54V12H57ZM67 10H64L63 12L65 13V11H67ZM71 10V9H70ZM74 10H75V8H74ZM86 10V9H85ZM103 9H101V11H102ZM120 10H125V8L123 9H120ZM159 10V9H158ZM161 10H163V8L161 9ZM173 10V11H172ZM180 10V9H179ZM187 10V9H186ZM188 10H189V8H188ZM192 11H193V9H191ZM195 10V9H194ZM196 10H197V12L196 13H198V9H197V7H196ZM201 10V9H200ZM199 10V11H200ZM219 10V9H218ZM219 10V11H220ZM262 10H261V12H262ZM0 11L1 12H3V10H1V7H0ZM18 12H17V14H22V13H19L20 11L21 12H24V11H22V10H17ZM35 11H36V9H35ZM75 11H77V10H75ZM78 11V12H79ZM136 11V10H135ZM140 11V10H139ZM142 11V10H141ZM146 11V10H145ZM149 11V10H148ZM150 11H153V10H150ZM176 11H178V10H176ZM202 11H204L203 13H206L205 12V10H202ZM202 11H201V13H202ZM214 11H216V13H218L217 12V9H215ZM225 11V10H224ZM223 10L222 11H220L219 13H220V16H224L225 14L223 13L224 12ZM245 11V10H244ZM264 11V10H263ZM16 12V11H15ZM26 12V13H27ZM32 12H34V11H32ZM43 13H45V14H47L46 12H44V11H42ZM41 12V13H42ZM62 12V13H63ZM77 12V13H78ZM87 12V14L86 13H84V12H82L81 11V13H84V14H86V15H84V14H82V15H84V16H86V17H84L85 19L86 18H88L87 17V15L89 14ZM98 12H99V10H98ZM97 12V13H98ZM111 12V11H110ZM126 12V11H125ZM128 12H130V11H128ZM136 12H138V11H136ZM147 12V11H146ZM146 12H144V13H146ZM155 12V11H154ZM167 12H169V10L167 11ZM166 12V13H167ZM170 12V13H171ZM4 13L5 12H3V15H4ZM10 13V12H9ZM26 13H24V14H22V15H25ZM40 13V12H39ZM42 13V14H43ZM51 13V15L53 14L54 15V13H52V12H50ZM49 13V14H50ZM67 13V12H66ZM72 13V12H71ZM96 13V14H97ZM102 12H100V14H101ZM111 13H113V12H111ZM153 13V12H152ZM152 13L150 12L149 14L150 15H152ZM161 13H163V12H161ZM175 13V12H174ZM173 13V14H174ZM178 13V12H177ZM189 13H191V12H189ZM193 13V12H192ZM200 13V14H201ZM201 14V17L202 16H205V18H203L204 20L205 19H207L206 17H209V16H206V14L204 15V14ZM215 12H212L211 14H214ZM218 13V14H219ZM245 13H247V9H246V12ZM244 13V14H245ZM8 14V13H7ZM10 14H12V13H10ZM16 14V13H15ZM29 14V13H28ZM31 14H33V13H31ZM58 14V13H57ZM59 14V15H60ZM69 14H70V12H69ZM90 14H92V13H90ZM105 14V12L103 13V15ZM116 14V13H115ZM114 14V15H115ZM119 14H120V11H119ZM126 14V13H125ZM124 14V15H125ZM138 14V13H137ZM136 14V15H137ZM154 14V13H153ZM156 14H157V11H156ZM165 14V13H164ZM167 14H169V13H167ZM166 14V15H167ZM171 15V14H169V15H171L172 17H174V15L176 16V14H174V15ZM183 14H185L184 12H183ZM182 14V15H183ZM199 14V15H200ZM222 14V15H221ZM224 14V15H223ZM240 14V13H239ZM30 15V14H29ZM39 14H37V15H35L36 17L38 16ZM61 15H63V14H61ZM71 15V14H70ZM77 14H75L74 16V18H72V19H74L73 20V22H75L74 23V25L76 26V28H78V26L76 25L77 23H78V21L79 22H81L80 20L82 19L83 20V17H80V16H82V15H77L78 16V18H77V16H76ZM105 15V16H106ZM109 15H112V14H108V16ZM123 15V16H124ZM128 15V14H127ZM135 15V16H136ZM141 15H142V13H141ZM144 15V14H143ZM149 15V16H150ZM165 15V16H166ZM181 15V16H182ZM191 15V14H190ZM193 16H191L192 18L194 17V15H195V13L194 14H192ZM197 15V14H196ZM209 15H210V13H209ZM247 14H245V17H247L246 16ZM249 15V14H248ZM264 15V14H263ZM5 16H6V14H5ZM16 16V15H15ZM40 16L42 17V16H45V18H47L46 17V15H41L40 14ZM39 16V18H41ZM57 16V15H56ZM67 16H68V14H67ZM89 16V15H88ZM91 16H93V15H91ZM100 18L101 17H103V16H100V15H98ZM120 16V15H119ZM130 16V15H129ZM129 16H128V19H129ZM132 16V15H131ZM139 16V15H138ZM148 16V15H147ZM149 16L147 17V19L149 18ZM180 16V17H181ZM183 16H185V15H183ZM217 16V15H216ZM0 19L2 20V13L0 14ZM24 17H28V18H26V19H29V17L30 16H24ZM34 18V16L33 17H30V19H32L34 22H35V20L34 19H36V21H37V23H38V19L37 18ZM51 18L49 19V20H51L54 16H50ZM62 17V16H61ZM79 17H80V20H79ZM98 17V18H99ZM110 17V16H109ZM113 17V16H112ZM127 18V16L125 15L124 17H120V18H123V21L124 20H126V19H124V18ZM146 16H143V19L145 18ZM151 17V16H150ZM161 18H163L162 17V15L160 16ZM159 17V18H160ZM167 17V16H166ZM169 17V16H168ZM168 17H167V19H168ZM176 17H178V15L176 16ZM190 17V18H191ZM243 17V16H242ZM242 17H239L240 18V20H241V18ZM14 18V17H13ZM17 18H18V16H16V21H17ZM45 18H44V20H45ZM57 18V20H58V17H56ZM55 18V19H56ZM66 18V17H65ZM75 18H77V20L75 21ZM99 18V19H100ZM105 18H107V17H105ZM135 18V17H134ZM141 18V17H140ZM184 17H182V20L180 21V22H184L185 23V20H186V18H185V20L183 19ZM191 18V22H193V23H191V24H195L194 23V21L196 20V18L197 19H199V17L198 16H196L195 17V19H192ZM219 18H221V17H219ZM248 18V17H247ZM256 18V17H255ZM5 19V18H4ZM62 20H63V18H61ZM60 19V20H61ZM90 19V18H89ZM116 19H118L119 20V18L117 17ZM136 19H137V17H136ZM135 19V20H136ZM143 19H141L142 21H143ZM150 19V18H149ZM165 19V18H164ZM169 19H170V17H169ZM168 19V20H169ZM178 19V18H177ZM227 19V18H226ZM250 19H251V17H250ZM0 20V21H1ZM9 20V19H8ZM40 20V22H41V20H42V18L41 19H39ZM46 20H48V19H46ZM48 20V21H49ZM58 21V22H62V21ZM71 20V19H70ZM90 20H93V17H91V19ZM94 20H97V19H94ZM108 20V19H107ZM106 20V21H107ZM116 21L118 24H119V21ZM121 20V19H120ZM133 21H134V19H132ZM131 20V21H132ZM140 20V21H141ZM145 20V19H144ZM184 20V21H183ZM188 20H189V18H188ZM192 20H194V21H192ZM201 19H199V21H200ZM209 20V19H208ZM208 20H206V21H208ZM211 20V19H210ZM227 20H229V18L227 19ZM227 20H224V22H226ZM246 20V19H245ZM243 21V22H246V21ZM248 20V19H247ZM252 20V19H251ZM2 21H5V20H2ZM30 21L31 20H29V22L28 23H30ZM32 21V22H33ZM53 21H55V20H53ZM52 21V23H58L57 21H55V22H53ZM66 21V20H65ZM89 21V20H88ZM87 20L85 21L84 20V22H88ZM100 21V20H99ZM99 21H97V23H95V24H93V26H97V24H98V22ZM104 21H105V19H104ZM103 21V22H104ZM108 21H110V19L108 20ZM130 21V22H131ZM142 21H141V23H142ZM156 21H158V20H156ZM164 21V20H163ZM167 21V20H166ZM169 21H173V18H171ZM177 21V20H176ZM203 21V20H202ZM202 21L200 22V24L202 23ZM242 21H240V22H242ZM8 22V21H7ZM7 22L6 23H4V24H7ZM27 22V20H25V23ZM39 22V23H40ZM67 22V21H66ZM69 23H70V21H68ZM77 22V23H76ZM90 22V21H89ZM96 22V21H95ZM111 22V21H110ZM115 22V21H114ZM127 21H125V23H126ZM128 22H129V20H128ZM136 22H139V21H136ZM146 22H147V20H146ZM161 22H162V20L160 21V24H161ZM216 22V21H215ZM221 22V21H220ZM230 22V21H229ZM228 22V23H229ZM237 22V21H236ZM242 22V23H243ZM259 22H260V20H259ZM2 23V22H1ZM8 23H10V20H9V22ZM20 23V22H19ZM19 23H18V27L20 26L19 25ZM27 23V24H28ZM83 23V21L81 22V24ZM91 23V25H92V22H90ZM90 23H87V26H88V24H90ZM94 23V22H93ZM100 24L102 23V20H101V22H99ZM117 23H114L115 25L117 24ZM121 23H122V21H121ZM140 23V24H141ZM144 23V25H145V21L143 22ZM148 23V22H147ZM146 23V24H147ZM158 24L159 22H155L154 24ZM164 24V26L168 23H166L165 24V22H163ZM197 23V22H196ZM204 23V22H203ZM219 23V22H218ZM227 23V24H228ZM248 23V22H247ZM250 23V22H249ZM256 23H258V20H257V22ZM263 23V22H262ZM13 25H9V24H7L8 26H9V29H11L10 28V26L11 27H13L14 26V23H12ZM20 24H22V23H20ZM36 24V23H35ZM54 24H52L51 26H52V28H56V26L58 25V24H56L55 26H54ZM80 24V23H79ZM85 24V23H84ZM109 24V23H108ZM111 24H112V22H111ZM108 25V26H115L114 24L113 25ZM123 24V23H122ZM134 24H135V22H134ZM156 24V25H157ZM170 24V23H169ZM189 24V27H190V22L188 23ZM187 24V25H188ZM199 24V23H198ZM200 24H199V26H200ZM205 24V23H204ZM207 24H208V22H207ZM214 25H215V23H213ZM212 24V26H214ZM237 24V23H236ZM15 25H17V24H15ZM65 25V24H64ZM67 25H68V23L66 24V26H64V28L65 27H67ZM86 25V24H85ZM84 25V26H85ZM102 26H103V24H101ZM100 25V27H102ZM142 25V24H141ZM163 25H162V27H163ZM168 25V24H167ZM202 25V24H201ZM217 25H219V24H217ZM216 25V26H217ZM241 25V24H240ZM244 25H247V24H244ZM1 27H2V25H0ZM8 26L6 27L5 26V28H8ZM21 26H23L24 27V25L22 24ZM29 26V25H28ZM32 26V25H31ZM39 26V25H38ZM54 26V27H53ZM59 26V25H58ZM57 26V27H58ZM79 26H81V25H79ZM123 26V25H122ZM128 26V28H129V25H127ZM131 26H133V24H131ZM139 26V25H138ZM153 26V25H152ZM158 27H159V24L157 25ZM157 26H156V29H157ZM181 26V25H180ZM184 27H185V25H183ZM192 26V25H191ZM195 26H197V25H195ZM194 25H193V27H194V29H196L197 27H195ZM225 26H226V23H225ZM234 26V25H233ZM232 26V27H233ZM236 26H238V25H235L233 28H236ZM15 28H16V26H14ZM13 27V32H12V30H8V32L9 31H11L12 32V35H13V33H14V28ZM37 27V26H36ZM36 27H33V29L34 28H36ZM71 27V25L69 26V32L68 33H70V31H71V29L73 28H70ZM82 28H83V26H81ZM99 26H97V28H98ZM105 27H107V24H106V26H105V24H104V28ZM117 27V30L118 29H121V26H120V24H119V26L117 25L116 26ZM118 27H120V28H118ZM143 27V26H142ZM141 26H140V28H142ZM145 27H147V26H145ZM144 27V28H145ZM162 27H160V29H159V31L161 30V28ZM167 27V26H166ZM182 27V26H181ZM183 27V28H184ZM187 27V26H186ZM189 27H187V28H189ZM230 27V28H229ZM228 27V30H230L231 29V26H229ZM242 27V26H241ZM255 27V26H254ZM260 27H261V25H260ZM4 28V29H5ZM20 28V27H19ZM29 28V27H28ZM32 28V27H31ZM40 28H42V26L40 27ZM49 28H51L50 26H49ZM59 28H61V27H59ZM80 28V27H79ZM78 28V29H79ZM81 28V29H82ZM87 27H85V28H83V29H86ZM89 28V27H88ZM87 28V29H88ZM90 28H93V27H90ZM90 28H89V30H88V32L90 31ZM96 28V27H95ZM103 28V27H102ZM113 28V27H112ZM112 28H110L109 30L110 31H112L113 29ZM127 28V29H128ZM154 28V27H153ZM175 28V27H174ZM177 28H178V25H177ZM176 28V30H178ZM203 28V27H202ZM214 28H215V26H214ZM222 28H224L223 26H222ZM232 28V29H233ZM245 28V27H244ZM20 29H22V28H20ZM45 29V28H44ZM68 28H66L65 30L66 31H68L67 30ZM75 29V28H74ZM73 29V30H74ZM82 29V30H83ZM108 29V28H107ZM133 30H134V28H132ZM143 29V28H142ZM167 29V28H166ZM171 30L173 29V28H170ZM194 29H192L191 30V32L193 33L194 32ZM241 29V28H240ZM17 31L19 30L18 28L16 29ZM15 30V31H16ZM24 30V29H23ZM31 30V29H30ZM29 30V31H30ZM38 31L40 30L39 28L37 29ZM53 30H55V29H53ZM53 30H51V31H49V32H53ZM57 30H58V28H57ZM61 30H62V28H61ZM98 30V29H97ZM106 30V29H105ZM116 29H114L113 30V32L115 33V31H117ZM131 30V29H130ZM141 30V29H140ZM144 30V29H143ZM149 30V32H150V34H152L153 35V33H152V30H150V29H148ZM165 30V29H164ZM163 30V31H164ZM168 30V29H167ZM180 30V29H179ZM184 30H185V28H184ZM188 29H186V31H187ZM197 30V29H196ZM200 30H202V29H200L199 28V31ZM219 30V29H218ZM3 31L4 30H2L1 31V29H0V32H2V33H0V34H4L5 33V31H7V29H5V31H4V33H3ZM21 32H22V30H20ZM19 31V32H20ZM56 31V30H55ZM60 31V30H59ZM76 31V30H75ZM75 31L73 32L74 34H75ZM81 31V30H80ZM91 31H92V29H91ZM90 31V32H91ZM104 31V29L102 30V32ZM120 31V30H119ZM126 31V30H125ZM155 31V30H154ZM157 31V30H156ZM155 31V32H156ZM159 31H158V33H159ZM175 31V30H174ZM173 31V32H174ZM181 31V30H180ZM183 31V30H182ZM204 31H206V29H204ZM204 31H202V34H203V32ZM212 32V29L211 30H209V32ZM7 32V33H8ZM25 33L27 32L28 33V31L27 30H25L24 31ZM33 32H36L35 30L33 31ZM47 32V31H46ZM78 32H79V30H78ZM78 32H77V34H78ZM83 32V31H82ZM86 32V31H85ZM84 32V33H85ZM89 32V33H90ZM93 32H95V31H93ZM97 32V31H96ZM104 32H107V30L106 31H104ZM131 31H129V33H130ZM135 32V31H134ZM134 32H133V34L132 35H134ZM142 32V31H141ZM172 32V33H173ZM176 32V31H175ZM190 32V31H189ZM189 32H187V33H189ZM197 32V31H196ZM214 32V31H213ZM232 32H235V31H232ZM231 32V33H232ZM27 33H26V35H27ZM30 33V32H29ZM50 33V34H51ZM55 33H57V36H56V34ZM88 33V34H89ZM98 34H100L101 36V38H102V34H101V32H100V28H99V32H97ZM116 33H118V32H116ZM123 33V32H122ZM143 33V32H142ZM146 33L148 34V31H146ZM145 33V34H146ZM157 33V32H156ZM157 33V34H158ZM164 33V32H163ZM177 33H179V31L177 32ZM185 33V32H184ZM183 33V34H184ZM187 33H186V36H188L189 37V35H187ZM205 33V32H204ZM220 33V32H219ZM223 33V32H222ZM226 33V32H225ZM225 33H223V34H225ZM241 33V32H240ZM10 33H8V34H4L5 35V37H6V35H9ZM18 34V33H17ZM22 34H23V32H22ZM21 34V35H22ZM32 34H34V33H32V30H31V36H32ZM56 37H58V36H60V34H59V32L58 31H56V32H54L53 33ZM64 34H67V32L66 33H64ZM98 34H95V35H93V36H97ZM109 34V33H108ZM124 34H127V32H125ZM140 34V33H139ZM145 34H144V36H145ZM146 34V38H148V40L150 39V37L152 36H148ZM149 34V35H150ZM155 34V33H154ZM198 34H200V32L198 33ZM206 34V33H205ZM210 34H212V33H210ZM209 34V35H210ZM214 34H215V32H214ZM222 34V35H223ZM4 35H1L2 36V38H3V36ZM11 35V34H10ZM21 35H19V36H21ZM37 35V34H36ZM63 35V34H62ZM68 35V34H67ZM82 35H83V33H82ZM90 35V34H89ZM91 35H92V33H91ZM115 35V34H114ZM128 35V34H127ZM131 35V34H130ZM131 35V36H132ZM137 34L135 33V35L134 36H136ZM163 35V34H162ZM170 35H172V34H169V36ZM177 35V34H176ZM178 35H180V34H178ZM185 35V34H184ZM194 35V34H193ZM204 35V34H203ZM218 35V34H217ZM227 35H228V33H227ZM238 35V34H237ZM241 35V34H240ZM30 35H28V37H31ZM41 36H43V32H42V35ZM48 36V35H47ZM54 36V37H55ZM99 36V35H98ZM108 36V38L110 39L111 37H109V36H111V34L110 35H107ZM107 36L105 37L106 39H107ZM113 36V35H112ZM138 36V35H137ZM148 36V37H147ZM156 36V35H155ZM158 36V35H157ZM157 36H156V40H159V39H157ZM159 36H161V35H159ZM164 36V35H163ZM167 36H168V34H167ZM173 36V35H172ZM181 36H183V35H180V36H178V37H180L181 38ZM186 36H183L182 38L184 39V37H186ZM190 36H191V34H190ZM229 36H230V34H229ZM234 36V35H233ZM14 37H15V34H14ZM23 37H24V39H25V35H23ZM45 37V36H44ZM48 37H50V36H48ZM55 37V38H56ZM63 37V36H62ZM67 37V36H66ZM66 37H65V39H66ZM70 37V36H69ZM75 37H78V39H79V37L80 36H76L75 35ZM85 37H88V35L86 36L85 35ZM84 37V38H85ZM92 37V36H91ZM117 37V36H116ZM115 37V38H116ZM124 37V36H123ZM165 37V36H164ZM177 37V36H176ZM175 37V38H176ZM178 37H177V39H178ZM201 37H203L202 35H201ZM204 37H206V36H204ZM209 37H211V36H209ZM218 37V36H217ZM225 37H226V35H225ZM225 37H224V39H225ZM2 38H0V40L2 39ZM18 38H20V37H18ZM26 38H27V36H26ZM38 38V37H37ZM45 38H47V37H45ZM45 38H43L44 40H45ZM53 38V37H52ZM60 38V37H59ZM64 38V37H63ZM68 38V37H67ZM97 38V37H96ZM95 37H92L91 39H92V41L94 40L95 41V39H96ZM103 38H104V36H103ZM118 38V37H117ZM134 38H136V37H133V40H135ZM146 38H143V36L141 37V39L143 40V39H146ZM151 38H153V36L151 37ZM168 38V37H167ZM180 38H179V40H180ZM190 38V37H189ZM193 38V37H192ZM194 38H196V37H194ZM194 38L193 39H191V41H193L194 40ZM199 38V37H198ZM207 38V37H206ZM213 38V37H212ZM211 38V39H212ZM222 38H223V36H222ZM240 38V37H239ZM14 39V38H13ZM15 39H16V37H15ZM14 39V40H15ZM21 39V38H20ZM31 39V38H30ZM35 39V38H34ZM40 39V38H39ZM42 38L40 39V41L41 40H43ZM51 39V38H50ZM65 39H60V41L61 40H65ZM72 39H73V37H72ZM75 39V38H74ZM77 39V38H76ZM88 39V38H87ZM100 39V38H99ZM113 39V38H112ZM111 39V40H112ZM121 39H122V37H121ZM126 39V38H125ZM130 39H132V38H129V41H130ZM140 39V38H139ZM140 39V40H141ZM162 39H163V37H162ZM166 39V38H165ZM171 39H173L172 37H171ZM202 39V38H201ZM200 39V40H201ZM210 39V40H211ZM217 39V38H216ZM5 40H7L6 38H5ZM38 40V39H37ZM47 40V39H46ZM56 40V39H55ZM58 40V39H57ZM67 40H70V39H67ZM67 40H65V41H67ZM118 40H119V38H118ZM132 40V41H133ZM140 40L138 41V40H135L136 42L138 41V42H140ZM142 40H141V42H142ZM147 40V39H146ZM151 41H153L152 39H150ZM186 40V39H185ZM184 40V41H185ZM187 40H188V38H187ZM209 40V39H208ZM214 41H215V39H213ZM226 40H228V38L226 37ZM235 40V39H234ZM8 41V40H7ZM7 41H6V43H7ZM28 41V40H27ZM35 40H33V42H34ZM39 41V40H38ZM50 41H54L53 39H51V40H48V41H46V43L47 42H50ZM74 41V40H73ZM76 41V40H75ZM91 41V40H90ZM90 41H88V43L90 42ZM90 42V44L91 43H93V42ZM103 41H106V40H103ZM109 41V40H108ZM114 41V40H113ZM112 41V42H113ZM117 41V40H116ZM126 41H128V40H126ZM150 41V42H151ZM181 41V40H180ZM179 41V42H180ZM189 41V40H188ZM195 41H197V39H195ZM199 41V40H198ZM220 41V40H219ZM224 41V40H223ZM236 41V40H235ZM5 42V41H4ZM19 42H20V40H19ZM43 42V41H42ZM42 42H41V44H42ZM58 42V41H57ZM69 42V41H68ZM79 42H80V40H79ZM78 42V43H79ZM86 42V41H85ZM100 42H102V41H99V43ZM122 42H124V41H122ZM135 42V43H136ZM165 42V41H164ZM171 42H173L172 44H171V46L172 45H174V41H171ZM170 42V43H171ZM206 42V41H205ZM237 42V41H236ZM36 43H37V41H36ZM40 43V42H39ZM51 43H53V42H51ZM73 43V42H72ZM87 43V42H86ZM87 43V44H88ZM94 43H96V42H94ZM99 43H98V40H97V43L96 44H98L99 45ZM106 43H107V41H106ZM126 43V42H125ZM132 43V42H131ZM145 43V42H144ZM155 43V38H154V42H153V44ZM167 43V42H166ZM177 43L178 42H176V46H178L179 47V45H177ZM182 43H183V41H182ZM185 43H187V42H185ZM209 43V42H208ZM221 43V42H220ZM26 44V43H25ZM43 44H45V42H43ZM66 44V43H65ZM69 44V43H68ZM82 44H83V42H82ZM87 44H85L86 45V48H87ZM112 43H110V44H108L109 46L111 45ZM116 44V43H115ZM122 44V43H121ZM124 44V43H123ZM121 45V46H124V45H127V44H129V43H127V44H124V45ZM134 43H132L131 45H133ZM141 44V43H140ZM139 44V45H140ZM148 44H149V41H148ZM157 43H155L154 45H156ZM160 43H158V45H159ZM162 44V43H161ZM191 44V43H190ZM197 44H198V42H197ZM202 44H204V39H203V43ZM215 44H218V43H215ZM225 44V43H224ZM4 45H6V44H4ZM15 45V44H14ZM40 45V44H39ZM38 45V46H39ZM58 45V44H57ZM75 45H77V43L75 44ZM81 45V44H80ZM94 45V44H93ZM92 45V46H93ZM136 45V44H135ZM150 45V44H149ZM149 45H146V46H149ZM158 45H157V47H158ZM165 46H166V44H164ZM163 45V46H164ZM169 45V44H168ZM168 45H167V49H168ZM184 44H182V46H183ZM194 45V44H193ZM192 45V46H193ZM199 45H200V43H199ZM205 45V44H204ZM211 45V41H210V43H209V46ZM223 45V44H222ZM231 45V44H230ZM27 46V45H26ZM29 46V45H28ZM35 46H36V44H35ZM78 46H79V44H78ZM83 46L84 45H82V48H83ZM95 46V45H94ZM120 46V47H121ZM128 46L129 45H127L126 47L128 48ZM137 47H138V45H136ZM135 46V47H136ZM145 46V47H146ZM160 46V45H159ZM170 46V45H169ZM181 46V52H179V53H181V56H182V47ZM189 46V45H188ZM203 46V45H202ZM209 46H206L205 45V48L206 47H209ZM219 46V45H218ZM217 46V47H218ZM14 46H12V48H13ZM25 46H23L22 48H24ZM44 47V46H43ZM42 47V45L39 47V48H37L36 49V51L38 50V49H40V48H43ZM51 47V46H50ZM65 47H67V46H65ZM101 47H103V46H101ZM125 47V48H126ZM132 47V46H131ZM141 47V45L137 48V49H141L142 47H144L143 45H142V47ZM149 47H151V46H149ZM156 47V46H155ZM155 47H153V48H155ZM186 47V46H185ZM196 47H197V45H196ZM196 47H193V48H195L196 49ZM200 47H201V45H200ZM211 47V46H210ZM209 47V48H210ZM212 47H214V46H212ZM222 47V46H221ZM221 47H218L220 50H221ZM11 48V47H10ZM55 48V47H54ZM63 48H64V46H63ZM70 48V47H69ZM77 48V47H76ZM75 48V49H76ZM79 48H81V47H79ZM79 48H77V50L79 51ZM81 48V49H82ZM93 48H95V47H93ZM99 48V47H98ZM108 48V47H107ZM106 48V49H107ZM115 48V47H114ZM114 48L112 49V50H114ZM119 48V47H118ZM117 48V49H118ZM122 48L123 47H121V50H122ZM129 48H130V46H129ZM160 48V47H159ZM159 48L157 49V50H159ZM162 48V47H161ZM171 48V47H170ZM186 48H188V47H186ZM185 48V49H186ZM202 48V47H201ZM7 49V48H6ZM8 49H9V47H8ZM18 49H21L20 47L18 48ZM18 49H16L14 52L11 50V51H9V50H7V51H9V52H7V53H9L8 55H11V56H13V57H15L16 58V60L18 61V59H20V57H19V53L17 54L16 52L18 51ZM26 49V48H25ZM31 50L33 49L32 48V46H31V48H30ZM30 49H28V50H30ZM65 49V48H64ZM67 49V48H66ZM65 49V50H66ZM70 49H72V48H70ZM69 49V50H70ZM80 49V50H81ZM84 49H85V47H84ZM84 49H83V52L81 51L79 54H83L84 53ZM90 49V48H89ZM105 49V50H106ZM131 49V48H130ZM133 49V48H132ZM136 49V50H137ZM146 49V48H145ZM144 49V50H145ZM149 49H152V48H149ZM166 49V48H165ZM164 49V50H165ZM175 49V48H174ZM177 49V48H176ZM184 49V50H185ZM199 49V48H198ZM197 49V50H198ZM208 48H206V50H207ZM211 49L212 48H210V51H211ZM229 49H230V47H229ZM2 50H3V48H2ZM1 50V51H2ZM27 49H26V51H28ZM30 50V51H31ZM40 50H42V49H40ZM43 50H44V48H43ZM77 50H75V51H77ZM91 50V49H90ZM107 50H110V48H108ZM111 50V51H112ZM119 50V49H118ZM117 50V51H118ZM124 50V49H123ZM147 50V49H146ZM154 51H156L155 49H153ZM178 50V49H177ZM204 50V49H203ZM214 50H215V48H214ZM231 50V49H230ZM229 50V51H230ZM6 51V50H5ZM50 51H52L51 50V48H50ZM67 51V50H66ZM72 52H75V51H73V50H71ZM70 51V52H71ZM92 51V50H91ZM95 51V50H94ZM115 51H116V48H115ZM128 51V50H127ZM132 51V50H131ZM131 51H129V52H126V54L125 55H127V57L129 56L130 57V55L129 54H131ZM148 51V50H147ZM146 51V52H147ZM149 51H151V50H149ZM160 51H162V49L160 50ZM179 51V50H178ZM201 51V50H200ZM33 52H35L34 50H33ZM70 52L68 53V55L70 54ZM71 52V56H72V53ZM86 52V51H85ZM102 51H100V53H101ZM109 52V51H108ZM136 52H139V51H136ZM143 52V51H142ZM141 52V53H142ZM152 52V51H151ZM157 52V51H156ZM159 52V51H158ZM163 52H165V51H163ZM185 52H187V51H185ZM184 52V54L185 55H187V53H185ZM191 52H193V49H192V51L190 50V53ZM202 52V51H201ZM204 52H206V51H204ZM215 52H219V51H215ZM54 53V51L52 52V54ZM56 53V52H55ZM54 53V54H55ZM58 53V55H59V52H57ZM78 53V52H77ZM77 53H76V55H75V53H74V55L78 58L79 56L77 55ZM111 53H113V52H111ZM121 53V52H120ZM125 53V52H124ZM129 53V54H128ZM145 53V52H144ZM153 53V52H152ZM166 53V52H165ZM169 53V52H168ZM175 53H177V52H175ZM174 53V55L177 57V55L179 54H175ZM188 53H189V51H188ZM197 53V52H196ZM213 53V52H212ZM212 53L210 54V55H212ZM35 54V53H34ZM45 54V53H44ZM43 54V55H44ZM50 54H51V52H50ZM51 54V55H52ZM63 54V53H62ZM66 54V53H65ZM64 54V55H65ZM103 54V53H102ZM114 54V53H113ZM116 54V53H115ZM122 54V53H121ZM121 54H118V55H121ZM135 54V53H134ZM155 54V53H154ZM160 54H161V52H160ZM170 54H172V53H170ZM191 54H193V53H191ZM190 54V55H191ZM208 54V53H207ZM214 54V53H213ZM216 54V53H215ZM6 55V54H5ZM16 55L18 56V59H17V57H16ZM21 55V54H20ZM38 55V54H37ZM36 55V56H37ZM40 55V54H39ZM42 55V54H41ZM40 55V56H41ZM96 55H100V54H96ZM95 55V56H96ZM106 55H108V54H106ZM117 55V54H116ZM117 55V56H118ZM132 55V54H131ZM135 55H137L136 56V58L138 57V53L137 54H135ZM148 55H150V54H148ZM147 55V56H148ZM159 55V54H158ZM157 54H156V56H158ZM166 55V54H165ZM196 55V54H195ZM198 55V54H197ZM209 55V54H208ZM224 55V54H223ZM231 55V54H230ZM2 56H4V55H2ZM7 56V55H6ZM6 56L4 57V58H6ZM25 55H23L22 56V58L24 57ZM31 56V55H30ZM46 57H47V54L45 55ZM53 56V55H52ZM51 56V57H52ZM74 56V57H75ZM93 56L94 55H92L91 56V58L93 59ZM104 56H105V54H104ZM104 56H101V57H103V59H104ZM111 56V55H110ZM134 56V55H133ZM146 56V55H145ZM144 56V57H145ZM153 56H155V55H152V59H153ZM163 56V55H162ZM187 56H189V55H187ZM193 56V55H192ZM200 56V55H199ZM199 56H198V58H199ZM202 56H203V53H202ZM204 56H205V53H204ZM214 56V55H213ZM25 57H27V56H25ZM48 57H49V55H48ZM69 57H70V55H69ZM74 57H73V59H74ZM81 57H82V55H81ZM81 57H80V59H81ZM97 57V56H96ZM122 57V56H121ZM128 57V60L129 59H131V58H129ZM149 57V56H148ZM196 57V56H195ZM201 57V56H200ZM210 58H208V57H205L204 59L202 58V59H199V60H201V62H202V60L203 61H205L206 60V58L208 59V60H210V59H212L211 58V56H209ZM236 57V56H235ZM258 57V60L260 59V56H257ZM263 58H264V54H263V56H262ZM20 59L18 62H22L21 60H23V59ZM28 58V57H27ZM27 58H26V60H27ZM59 58H60V56H59ZM62 58V57H61ZM77 58H75V59H77ZM95 58V57H94ZM105 58L106 59H108L109 60V58H107V56H105ZM114 58V57H113ZM146 58V57H145ZM149 58H151V57H149ZM157 58H160V56H158ZM166 58V57H165ZM179 58V57H178ZM183 58H185V57H183ZM190 58V57H189ZM188 58V59H189ZM197 58V57H196ZM196 58H194V59H196ZM230 58V57H229ZM0 59H2V60H0L2 63H0L1 65H0V67L1 66H3L4 67V64H3V62H4V60H3V58L1 57V54H0ZM30 59V58H29ZM41 59L43 60V59H45V58H43V56L41 57ZM41 59H40V61H41ZM80 59H77V61L79 60V61H81ZM101 58H98V61L100 60ZM111 59V58H110ZM119 59V58H118ZM134 60H135V57L133 58ZM148 58H146V60H147ZM186 59V58H185ZM214 59H215V57H214ZM223 59H224V56H223ZM226 59H228V58H226ZM231 59V58H230ZM235 59V58H234ZM252 59H254V57L252 58ZM9 60V59H8ZM12 60V59H11ZM11 60H9V61H11ZM57 60H58V58H57ZM70 60H72V58L70 59ZM83 60H85V59H82V62H83ZM87 60V59H86ZM89 60H90V58H89ZM108 60H107V62H108ZM123 60H126L127 61V59H123ZM138 60L139 59H137L136 61L138 62ZM142 60V59H141ZM153 60H156V59H153ZM162 60H163V58H162ZM179 60V59H178ZM177 60V61H178ZM191 60V59H190ZM193 60V59H192ZM217 60V59H216ZM229 60V59H228ZM257 60V59H256ZM257 60V61H258ZM7 61V60H6ZM6 61H5V63H6ZM15 60H13V65L11 64V63H6V64H9L8 66H13L14 68L16 67L15 65H17L18 66V62L17 63H15L14 62ZM54 61V60H53ZM58 61H60V60H58ZM74 61V60H73ZM76 61V62H77ZM91 61H93V60H91ZM95 61V60H94ZM125 61V62H126ZM135 61V62H136ZM140 61V60H139ZM180 61V60H179ZM215 61V60H214ZM225 61V59L223 60V62ZM230 61V60H229ZM236 61V59L234 60V62ZM254 61H255V59H254ZM264 61V60H263ZM72 62V61H71ZM81 62V63H82ZM87 62H90V61H87ZM101 62V61H100ZM118 62V61H117ZM128 62H130V61H128ZM132 62V61H131ZM136 62V63H137ZM141 62V61H140ZM153 62V61H152ZM184 62V61H183ZM189 62H191V61H189ZM188 62V63H189ZM196 63L198 62V64H199V61H198V59L195 61ZM219 62H220V59H219ZM226 62H228V61H225L224 62V65H225V63ZM233 62V63H234ZM253 62V61H252ZM252 62H251V66H252ZM262 61H260L259 63H261ZM28 63H29V61H28ZM67 63H68V61H67ZM67 63L65 64V65H67ZM84 63V62H83ZM96 63V62H95ZM94 63V64H95ZM102 63V62H101ZM100 63V64H101ZM104 63H106V62H104ZM103 63V64H104ZM121 63V62H120ZM122 63H124V62H122ZM135 63V64H136ZM149 63V62H148ZM159 63V62H158ZM164 63H165V61H164ZM182 63V62H181ZM187 63V64H188ZM192 63H194V62H192ZM204 63V62H203ZM205 63H206V61H205ZM204 63V65L206 66L207 64H205ZM209 63H211V61L209 62ZM217 63H218V61H217ZM229 63V62H228ZM256 63V62H255ZM30 64H32V63H30ZM72 64V63H71ZM99 64V63H98ZM99 64V66H101ZM107 64H110V63H107ZM106 64V65H107ZM126 65H127V67L126 68H128V64H131V63H125ZM140 64V63H139ZM142 64V63H141ZM141 64H140V66H141ZM147 64V63H146ZM163 64V63H162ZM183 64V63H182ZM182 64H180L179 66H180V68L181 67H183L184 66V64L182 65ZM189 64H191V63H189ZM201 64V63H200ZM215 64V63H214ZM219 64V63H218ZM218 64H217V66H218ZM238 64H240V63H238ZM254 64V63H253ZM263 65H264V63H262ZM23 64H21V66H22ZM80 65V64H79ZM84 65V64H83ZM86 65H88L87 63H85V66ZM112 65V64H111ZM111 65H109L108 67H110ZM151 65V64H150ZM161 65V64H160ZM182 65V66H181ZM195 65H197V64H195ZM203 65V66H204ZM227 65V64H226ZM225 65V66H226ZM236 65V64H235ZM259 65V64H258ZM262 65V66H263ZM28 66H30L29 64H28ZM52 66V65H51ZM64 66V65H63ZM76 66V65H75ZM84 66V67H85ZM92 66V69L94 68L93 67V64L91 65ZM149 66V65H148ZM148 66H145V68H147ZM157 66H158V64H157ZM157 66H155V68L157 67ZM166 66V65H165ZM179 66H178V68H179ZM189 66H191V65H189ZM188 66V67H189ZM192 66H194V65H192ZM191 66V67H192ZM199 66V65H198ZM202 66V65H201ZM216 66V67H217ZM220 66H221V64H220ZM219 66V67H220ZM225 66L222 68L223 70H224V72L223 71H221L220 69V71L218 72V74L219 73H221V75L219 76V77H221L222 76V72H223V75L225 74V72H227V71H225V70H228L227 68H225ZM242 66H244V65H242ZM254 66H255V64H254ZM254 66L252 67L253 69H254ZM259 66H261V65H259ZM261 66V67H262ZM5 67H7L6 65H5ZM37 67V66H36ZM35 67V68H36ZM78 67V66H77ZM77 67H75L76 68V70H77ZM103 67V66H102ZM101 67V68H102ZM113 67V66H112ZM122 67H125V66H122ZM132 67V66H131ZM134 67V66H133ZM136 67H138L137 66V64H136ZM144 67V66H143ZM150 67V66H149ZM149 67L147 68L148 69V71L147 72H149ZM162 66H160V70L161 69H163V71H164V68H161ZM164 67V66H163ZM187 67V66H186ZM185 67V68H186ZM190 67V68H191ZM195 67V66H194ZM207 68L209 67V64H208V66H206ZM212 66H210L209 68H211ZM233 67V66H232ZM261 67H259V69L261 68ZM12 68V67H11ZM44 68V67H43ZM42 68V69H43ZM45 68H47V67H45ZM57 68V67H56ZM61 68H62V66H61ZM80 68H82V66L80 67ZM90 68V67H89ZM118 68H119V66H118ZM126 68H124L125 70H126ZM144 68V69H145ZM150 68H152L151 69V71L153 70V69H155V68H153V67H150ZM159 68V67H158ZM167 68V67H166ZM179 68V69H180ZM185 68H184V70L183 71H185ZM208 68V69H209ZM221 68V67H220ZM225 68V69H224ZM242 68V67H241ZM257 68H258V66H257ZM263 68V67H262ZM2 69V68H1ZM26 69V68H25ZM24 69V70H25ZM42 69H40L39 71H42ZM95 69V68H94ZM99 69V68H98ZM140 69V68H139ZM178 69V70H179ZM192 69V68H191ZM197 70L198 68L197 67H195L193 70H192V72L194 73V70ZM199 69L201 70V68L199 67ZM198 69V70H199ZM253 69H252V71L250 72V73H252V75H250V74H248V75H246V76H248V77H250V76H252V80H253V78H254V74H255V77H259L258 75V73L257 72H261V70H259L258 69V71L255 69L254 71H253ZM264 69V68H263ZM262 69V70H263ZM9 70V69H8ZM71 70H73V72L75 71L74 69H71ZM84 70V69H83ZM83 70H81L80 69V71H82V73H83ZM85 70H88V72H90L89 70L90 69H85ZM84 70V71H85ZM102 70V69H101ZM118 70V69H117ZM124 70V71H125ZM128 70V72H129V69H127ZM126 70V71H127ZM137 70V69H136ZM143 70V69H142ZM141 70V71H142ZM158 70V69H157ZM157 70H156V72H157ZM181 70V69H180ZM197 70V71H198ZM200 70L198 71L199 72V74H198V77H199V75L201 74V72H200ZM206 70V69H205ZM215 71L216 70H218L217 68L216 69H214ZM213 70V71H214ZM239 70V69H238ZM241 70V69H240ZM239 70V71H240ZM4 71V72H3ZM21 71H22V69L20 68V67H16V73H11V76H14L13 74H15L16 76L15 77H11V76H6V79H5V77L3 78V79H1L3 76H1L2 74H5V72H7L6 70H2L1 72H0V76H1V78H0V84H3V85H1V87H2V89L0 90V153H3V154H6V155H3V156H5L6 158L5 159H8V160H10V161H13V162H16V163H19V164H23V165H28V166H32V167H35V168H37V169H39V170H44V171H47V172H49V173H51L52 175H54V176H56L57 178H59L61 181H63L67 186H69L79 197H81L86 203H88V204H91L94 208H96L100 213H102L104 216H106L112 223H114L117 227H119L121 230H123V231H125L128 235H130V236H132V237H134L136 240H138V241H140V242H142L145 246H147V247H149L151 250H152V252L154 253V254H156V264H160V263H162L163 262V259L162 258H165V259H169V260H172V261H176V262H178V263H180V264H215V262H217L218 260H217V257H222V259H223V263H227V264H264V158H261V159H259L258 161H260L259 163H258V165L257 166H259V167H257V168H259V169H256L255 168V165H254V168H255V170H251L250 172H248L249 173V176H248V180L245 182V180L243 179V176L244 175H242V174H240V175H242V176H240V178L241 179H243V181L245 182V183H243L242 185H232V186H229L228 185V187H220V185L218 184V185H215V187H213L212 186V184L211 185H209L208 186V198L210 199V200H213L214 202L212 203V204H214V205H211V206H205L204 204H202V203H204L203 202V200H202V198H200L199 200H197L199 203L201 202V200H202V205H204L202 208H199L198 207V205L199 204H196L195 202H197V201H195L194 203V205H193V202H191V199L190 200H186L187 199V197H185V196H183V198H186L185 199V201L181 204L183 207L188 203L189 205L191 204V205H193L194 206V208H193V210H191V211H189V209L191 208V205L189 206L188 204V206H187V208L185 209V207H184V209H182V211H180V213L182 212L183 214L185 213H187L188 215H190L191 213H192V211H193V213L191 214L192 216L191 217H189L188 215H186V216H188V218H190V219H188V220H186L187 222L185 223V224H183L182 226L180 225V224H178V226L177 227H179V228H176L175 230L177 231V229L179 230V229H181V228H183V230H182V236L180 235V237H181V240H179L177 237H172L171 239H168V240H166V242H168V246L167 247H169L170 246V248H171V251H170V249H169V251H166V248H162V247H160V246H158V245H156V241H157V239L159 238V235H160V232H161V230H160V228H158V226H160L161 224H163V223H159L156 219H157V216L159 215V213H158V211L160 212L161 211V214L162 213H164V209L166 210V208H163L164 206L162 205V203L160 204V205H162V210L160 209V205H159V201L160 200H162V199H154V197L155 196H157L158 197V193H155L156 192V186H158V182L156 181V178H158V177H156V166H157V164H156V158L154 159L153 157H152V161L150 160V162H148V160L149 159H151V157H150V152L151 151H149L147 154H148V156L145 154L147 151H143V152H141L142 151V149H144V147L146 148L147 146H148V142L149 141H151L152 139H153V142L155 141L154 139H156V142H158L160 139H161V134L158 136V137H160L159 139H158V141H157V136H156V131H152V127H147V126H145L146 124L148 125V123H146L144 126H145V128L144 129H140V132H139V134L137 135L135 132H134V136H136V138H133L134 140H133V143H135V147H137V150L135 149H132V150H134V151H131V149L130 150H128V151H126V149H125V151H121L120 150V148L121 147H123V144L124 143H121L120 141V144H122V146L121 145H117V137L120 135V134H122L121 132H123L124 133V130L122 131L121 129H125V130H127V128L125 127L126 125H128L129 123H130V121H129V123H127L128 122V118L130 117V116H134V113H132V109L134 108V107H136V105H134L135 103L134 102H131V103H133L132 105H134V107L132 106V105H130L129 107H127L128 109L127 110H125V113L127 112L128 113V111H129V113H131V114H133V115H129V113H128V116L129 117H126L125 116V118L123 117L124 115H125V113H124V115H123V113H122V117L123 118H121L122 119V122H121V120H120V124L122 123H124L123 122V119H126V120H124L127 124L126 125H124V128L122 127V126H120V124H119V122L117 123L118 125H116V120H118L117 118L118 117H116V120L114 119V124H113V116H114V114H113V118L111 119V120H107V116H105V117H107L106 119H104V120H107L106 122L104 121L103 122V125H104V127L106 126V131L104 130H96V128H98V125L100 124V122L98 121L97 122V124H94V122H93V124H94V128L92 127V126H90V124L89 123H86V121H84L82 118H81V116L80 115H78V114H76L71 108H69L68 109V111H55V112H52V114H48V113H50V111L47 113H45V116H46V114H47V116H46V125L43 123V121H42V123L44 124H42V126L41 127H44V126H47V127H44V130L46 131H44L45 133H47V131H48V134H47V137H48V139H46L47 137H45V136H43V138L44 139H46V140H48V142L46 141V140H44L43 138H41V136H42V134H43V128H42V130H41V127H39V122L38 121H40V119H44V118H40L39 116L40 115H42L45 111H42L41 109H42V107H41V109H37V107L36 106H34L35 104H39L40 103V101H41V98L43 97V96H45V95H43V94H41L40 92H39V90H38V92H39V95L41 94L42 95V97L41 96H39L40 98H38L36 95L34 96L31 92H33V91H29L31 94H29V92H28V94L29 95H26L27 93H23L22 94V90H20V87L21 86H19L20 84L22 85V83H23V86H27L28 85V90H30V88H32V86L31 87H29L30 85L28 84V83H25L24 84V81L25 80H23L22 82H20V79L22 80V79H25V78H21V75H22V73H21ZM51 71V70H50ZM63 71V70H62ZM103 71V70H102ZM105 71V70H104ZM103 71V72H104ZM112 71H113V69H112ZM115 71V70H114ZM118 71H120V70H118ZM118 71H116L115 73H117ZM154 71V70H153ZM159 71V70H158ZM209 71V70H208ZM207 71V72H208ZM211 72V73H213L214 75L216 74V73H214V72ZM238 71V72H239ZM243 71V70H242ZM10 72H11V70H10ZM10 72H8V74L10 73ZM13 72H14V69H13ZM36 72V71H35ZM38 72V71H37ZM36 72V73H37ZM95 72V71H94ZM93 72V73H94ZM99 72V71H98ZM101 72V71H100ZM121 72H122V70H121ZM145 71L143 70L142 71V73H144ZM155 72V71H154ZM155 72V73H156ZM161 72H162V70H161ZM188 73H189V71H187ZM186 72V73H187ZM206 72V71H205ZM229 72V71H228ZM234 73H237L238 74V72L237 71H233ZM245 72V71H244ZM255 72V73H254ZM259 72V73H260ZM264 72V71H263ZM29 72H27V74H28ZM51 73V72H50ZM66 73V72H65ZM76 73L78 74V71H75V73H73V75H71L72 76V78H73V76H75L76 75ZM86 73L87 72H84V74L86 75ZM97 73V72H96ZM109 73V72H108ZM114 73V74H115ZM124 72H122V73H120V74H123ZM135 72H134V70H133V74H134ZM141 73V74H142ZM150 73H153V72H150ZM154 73V74H155ZM160 73V72H159ZM163 73H167V72H163ZM169 73H171V71L169 72ZM180 73H182V72H180ZM179 73V74H180ZM184 74H186L185 72H183ZM187 73V74H188ZM195 73H196V71H195ZM194 73V75H196ZM242 72H240V74H241ZM254 73V74H253ZM7 74V75H8ZM24 76H25V71H24ZM67 75H68V73H66ZM84 74L82 75V76H84ZM88 74H91L92 75V73L90 72V73H88ZM97 74H99V73H97ZM113 73H112V75H114ZM118 74H119V72H118ZM131 74V73H130ZM145 74V73H144ZM143 74V75H144ZM186 74V75H187ZM190 74H192L191 73V70H190ZM189 74V75H190ZM227 74V73H226ZM230 74V73H229ZM232 74V73H231ZM236 74V75H237ZM244 73H242V75H243ZM258 74V75H257ZM261 74V73H260ZM6 75V74H5ZM4 75V76H5ZM60 75V74H59ZM79 75H81L80 74V72H79ZM90 75V76H91ZM104 75H105V73H104ZM127 75H128V73H127ZM142 75V76H143ZM152 75V74H151ZM158 75V78H155L156 79V81H158L157 79H159L162 75H160V74H157ZM157 75H155V76H157ZM193 74H192V76H194ZM202 75V74H201ZM206 75V74H205ZM89 76V75H88ZM95 76H96V74H95ZM102 76V75H101ZM106 76V75H105ZM121 76V75H120ZM119 76V77H120ZM132 76H135V74L134 75H132ZM141 76V75H140ZM139 76V74H138V77H140ZM142 76H141V78H142ZM146 76H148V75H144L143 77L145 78ZM160 76V77H159ZM164 76V75H163ZM169 75H168V73H167V77H168ZM191 75H190V77H192ZM197 76V75H196ZM202 76H204V75H202ZM213 76V75H212ZM211 76V77H212ZM217 77H215V78H217V79H219L220 80V78L218 77V75H216ZM225 76H227V75H225ZM224 76V77H225ZM240 75H238V77H239ZM245 76V75H244ZM245 76V77H246ZM9 77H11L10 79H9V81L12 79V78H16L15 79V81H14V83L13 84H19L18 86H13V84L12 85H9V84H7V81L6 80H8V78ZM86 77V76H85ZM85 77H84V79H85ZM99 77H100V75H99ZM122 77V76H121ZM124 77V76H123ZM131 77V76H130ZM138 77H136L135 79L137 80V82H138ZM153 77H154V75H153ZM166 77V76H165ZM164 77V78H165ZM178 77H179V75H178ZM180 77H182V76H180ZM185 77L186 76H184V79H185ZM210 77V74H209V76H207L206 75V78H209ZM210 77V79H212ZM223 77V76H222ZM222 77H221V79H222ZM228 77V76H227ZM232 77H234L233 79H235V78H237L235 75L233 76L232 75ZM241 77V76H240ZM243 77V76H242ZM241 77V78H242ZM41 78V77H40ZM51 78V77H50ZM87 78H89V77H87ZM91 78H92V76H91ZM125 78V77H124ZM151 78V77H150ZM163 78V79H164ZM188 79H189V77H187ZM193 78V77H192ZM191 78V79H192ZM194 78H196V77H194ZM202 78H204V77H202ZM240 78V79H241ZM260 78H261V75H260ZM5 79V80H4ZM28 79V78H27ZM59 79V78H58ZM74 79V78H73ZM78 79V78H77ZM76 79V80H77ZM93 79V78H92ZM92 79H90V81H92ZM94 79H96L95 77H94ZM99 79V78H98ZM98 79H96V80H93L92 82H96V81H98ZM106 79V78H105ZM105 79H103V80H105ZM108 79V78H107ZM121 79V78H120ZM133 79H134V77H133ZM132 79V77H131V82H134L135 83V80L134 81H132L133 80ZM143 79V78H142ZM148 79V78H147ZM154 79V78H153ZM161 79H162V77H161ZM162 79V80H163ZM165 79H167V78H165ZM168 79H170V77L168 78ZM177 79H179V78H177ZM183 79V80H184ZM227 79V78H226ZM225 79V80H226ZM243 79V78H242ZM250 80H251V78H249ZM248 78H247V80H249ZM258 79V78H257ZM256 79V80H257ZM1 80H3L4 81V83H6V85L3 83V81H1ZM32 80V79H31ZM66 80V79H65ZM83 80V79H82ZM86 80V79H85ZM102 80V79H101ZM100 80V81H101ZM108 80H111L110 78L108 79ZM114 80H116V79H113V82H115ZM119 79L117 78V80H116V82L118 81ZM151 80V79H150ZM179 80H181V79H179ZM186 80V79H185ZM184 80V81H185ZM190 80V79H189ZM194 80V79H193ZM199 80V79H198ZM197 79L196 80H194L195 82L196 81H198ZM201 80V79H200ZM207 80V79H206ZM218 80V81H219ZM222 80H224V79H222ZM222 80H220V81H222ZM224 80V81H225ZM246 80V79H245ZM245 80H244V82H245ZM262 80H263V78H262ZM261 80V81H262ZM6 81V82H5ZM8 81V82H9ZM33 81V80H32ZM43 81V80H42ZM75 81V80H74ZM78 82H79V80H77ZM77 81H75V83L77 82ZM89 81V82H90ZM125 82H126V80H124ZM143 81H145V80H143ZM140 82L141 84L142 83H144V82ZM148 81V80H147ZM161 81V80H160ZM165 81V80H164ZM183 81V82H184ZM193 81V82H194ZM219 81V82H220ZM234 81V80H233ZM232 80H231V82H233ZM236 81V80H235ZM239 81V80H238ZM242 81V80H241ZM241 81H239V85H240V83H243V82H241ZM255 81V80H254ZM260 80L258 79V82H259ZM260 81V82H261ZM2 82V83H1ZM16 82V83H15ZM31 82V81H30ZM37 82V81H36ZM44 82V81H43ZM43 82H41V83H43ZM80 82H83V81H80ZM88 81H86V83H87ZM99 82V81H98ZM104 82V81H103ZM102 81H101V83H103ZM112 82V83H113ZM119 82V81H118ZM118 82H117V85H118ZM121 82H123V80L121 81ZM120 82V83H121ZM149 82V81H148ZM152 83L154 82L153 80L151 81ZM162 82V81H161ZM188 82V84H189V82H191V81H187ZM194 82V83H195ZM205 82V81H204ZM226 82V81H225ZM224 82V83H225ZM228 82H229V80H228ZM228 82L226 83L227 84V87L229 88L230 87V85L231 84H229V86H228ZM249 82V81H248ZM247 81L245 82V83H248ZM251 82V81H250ZM44 83H47V82H44ZM43 83V84H44ZM63 83H64V81H63ZM62 83V84H63ZM105 83V82H104ZM111 83V84H112ZM139 83V84H140ZM165 83V82H164ZM164 83H161V84H164ZM176 84H177V81L175 82ZM174 83V84H175ZM185 84H187L186 82H184ZM184 83H183V85H184ZM197 83V82H196ZM221 83V82H220ZM255 83H256V81H255ZM263 83H264V81H263ZM27 84V85H26ZM66 84V83H65ZM109 84V83H108ZM116 84V83H115ZM125 84L127 85V83H124V84H122L121 83V85H122V87H124V88H121V86L119 87V89L121 88V90L122 89H124V91H126L127 92V90L128 89H126L127 88V86H128V88H129V92L128 93H130V92H133V91H130L131 90V87L130 86H132L133 85V83H130V84H128L126 87H125ZM138 84V85H139ZM140 84V85H141ZM150 84V83H149ZM155 84H156V82H155ZM157 84H159V82L157 83ZM168 84V83H167ZM166 84V85H167ZM171 84V83H170ZM173 84V85H174ZM176 84H175V86H176ZM179 84V83H178ZM180 84H181V82H180ZM200 84V83H199ZM205 85V83H202V87ZM225 84V85H226ZM249 84V83H248ZM251 84H252V82H251ZM251 84H249L248 86H250ZM32 85V84H31ZM60 85V84H59ZM76 85H78V83H76ZM82 84H80L79 86H81ZM94 85H95V83H94ZM97 85V84H96ZM120 85V84H119ZM118 85V86H119ZM124 85V86H123ZM143 85V84H142ZM141 85V86H142ZM145 85L146 86H144L143 85V88L141 89V90H143V91H145L144 89L145 88H148L147 87V84H146V82H145ZM172 85V84H171ZM182 85V84H181ZM194 85V84H193ZM225 85H223V87L222 88H224V86ZM238 85V86H239ZM242 85V84H241ZM243 85H244V83H243ZM242 85V86H243ZM254 85V84H253ZM253 85H251L252 86V89H253ZM256 85H260L259 83H257ZM255 85V86H256ZM261 85H262V83H261ZM8 86V87H7ZM11 86V87H10ZM12 86H13V88H12ZM22 86V87H23ZM45 86V85H44ZM63 86V85H62ZM78 86V87H79ZM83 86H85V84H83ZM101 86H103L104 87V85H101ZM137 86V85H136ZM136 86H134L135 88H136ZM157 86H160V85H157ZM174 86V88L176 89V87ZM190 86V85H189ZM188 86V87H189ZM195 86V85H194ZM200 86V85H199ZM199 86H198V89H199ZM200 86V87H201ZM206 86V85H205ZM204 86V87H205ZM231 86H233V85H231ZM236 87V89H237V85H235ZM0 87V88H1ZM3 87H4V90H3ZM17 87V88H16ZM37 86H35V88H36ZM46 88H48L47 87V85L45 86ZM70 88H71V86H69ZM73 87V86H72ZM78 87H76V88H78ZM86 87H87V85H86ZM117 86H114L113 88H116ZM139 86H137V88H138ZM145 87V88H144ZM152 87V86H151ZM162 87H165L164 85H162ZM172 87V86H171ZM171 87H167V89L165 90V91H169L170 90V88ZM182 87V86H181ZM187 87V86H186ZM186 87H185V92L187 91L186 90ZM203 87V88H204ZM227 87H226V89H227ZM259 87H261V86H259ZM6 88V89H5ZM10 89L9 91H11L12 92V90H13V93H15V95H14V97H13V95H10L9 94V96L10 97H12V99L11 98H8L7 96H8V93H10V92H8V91H6V90H8V89ZM27 88V87H26ZM38 89L40 88V87H37ZM36 88V89H37ZM65 88V87H64ZM76 88H74L75 89V91H77V89ZM79 88H81V87H79ZM78 88V89H79ZM83 88V87H82ZM82 88H81V90H82ZM135 88H133V90H135ZM136 88V89H137ZM140 88V87H139ZM138 88V93L139 94H141L140 92H142L140 89ZM153 88V87H152ZM155 88H158V90H159V87H155ZM166 88V87H165ZM168 88H169V90H168ZM206 88V87H205ZM233 88V87H232ZM231 87H230V90L232 89ZM235 88H234V90H235ZM243 88H245V91H247L248 92V90L246 89V87H243ZM251 88V87H250ZM262 88H263V85H262ZM14 89H18L17 90V92H20V94H22L23 96H19L18 97V95L16 96V94H18L17 92H16V90H14ZM24 89H25V87H24ZM49 89V88H48ZM89 90L90 89H92V87L90 88H88ZM104 89H105V87H104ZM118 88L115 90V91H117V92H115L114 93V91L112 92V93H114L115 95L117 94V95H119V96H121V94L119 93V92H121V90L120 91H118L119 90ZM149 89H150V87H149ZM160 89H162V88H160ZM174 89V90H175ZM179 89H180V87H179ZM178 89V90H179ZM182 89H184V88H182ZM196 89V88H195ZM195 89H193V91L195 90ZM225 89V88H224ZM241 89V87H239L238 88V90L239 91H241L240 90ZM256 89V88H255ZM254 89V92H255V94H254V92H253V95L256 97V96H259L260 94L261 95H263V97H264V93L262 94V93H260V94H258V93H256V91H257V89L255 90ZM20 90V91H19ZM26 90V89H25ZM51 90H52V87H51ZM58 90V89H57ZM63 90V89H62ZM64 90H67L66 88L64 89ZM72 90V89H71ZM86 91H87V89H85ZM84 90V91H85ZM112 89H110L109 90V92L111 91ZM148 89H146V91H147ZM155 90L156 89H154V91L151 89V91L150 92H155ZM172 91H174L173 89H171ZM177 90V91H178ZM197 90V89H196ZM220 90H221V88H220ZM219 90V92H221L222 91V94H223V89L220 91ZM233 90V89H232ZM234 90L233 91H230V92H234ZM261 89H259L258 90V92L260 91ZM15 91V92H14ZM41 91V90H40ZM73 91V90H72ZM83 91V92H84ZM85 91V92H86ZM95 91H96V89H95ZM124 91H122V92H124ZM140 91V92H139ZM162 91V90H161ZM199 91H200V89H199ZM201 91H202V89H201ZM204 91V90H203ZM202 91V92H203ZM207 91V90H206ZM251 91V90H250ZM249 91V92H250ZM261 91H264V88L261 90ZM3 92V93H2ZM8 92V93H7ZM42 92V91H41ZM55 92V91H54ZM57 92H59V91H56L55 93H57ZM60 92H62V91H60ZM66 92V94H68L67 92L68 91H65ZM108 92V91H107ZM106 92V93H107ZM108 92V93H109ZM136 92V94H137V91H135ZM149 92V91H148ZM147 92V93H148ZM182 92V91H181ZM188 92V91H187ZM197 92V91H196ZM201 92V93H202ZM227 93H228V91H226ZM225 91H224V93H226ZM229 92V93H230ZM246 92V93H247ZM7 93V94H6ZM80 93H81V91H80ZM101 93H102V91H101ZM119 93V94H118ZM125 93V92H124ZM128 93H127V95H128ZM159 93H161V92H159ZM167 93V92H166ZM165 93V94H166ZM193 93V92H192ZM201 93L199 92V94H200V96H201ZM204 93V92H203ZM208 93V92H207ZM235 93V92H234ZM233 93V94H234ZM236 93H237V90H236ZM46 94H47V92H46ZM54 94V93H53ZM65 94V93H64ZM64 94H61L62 96L64 95ZM85 94H87V93H85ZM91 94V93H90ZM98 94V93H97ZM135 93H134V96L136 95ZM143 94H146V93H143ZM149 94V93H148ZM147 94V95H148ZM150 94H152V93H150ZM164 94V93H163ZM163 94H161V95H163ZM169 94V93H168ZM171 94V93H170ZM173 94H174V92H173ZM176 94H177V92H176ZM175 94V95H176ZM183 94V93H182ZM189 94V93H188ZM232 94V93H231ZM232 94V95H233ZM238 94H240V95H242L241 93H237V95ZM251 93H249V94H247L248 96L250 95ZM256 94H258V95H256ZM57 95V94H56ZM55 95V96H56ZM68 95H70V94H68ZM73 95V94H72ZM78 95H80L79 93H78ZM92 95H94V94H92ZM102 95V94H101ZM100 95V96H101ZM103 95H105V93H103ZM103 95H102V97H103ZM110 95H111V92H110ZM113 95V94H112ZM111 95V96H112ZM115 95H113L112 97H115ZM122 95H123V93H122ZM130 95V94H129ZM185 95V94H184ZM192 96H193V94H191ZM194 95L195 96H193V98L194 97H199V95H198V93H197V96H196V94L194 93ZM235 95V94H234ZM253 95H251V97H247L246 96V94H245V96H246V99L248 98V99H253ZM260 95V96H261ZM58 96V95H57ZM61 96V97H62ZM67 96V95H66ZM71 96V95H70ZM87 96H88V94H87ZM119 96H117L118 97V101H121L120 99H122V97H123V99H124V96H122L121 98H119ZM132 96V93H131V95L129 96V97H131ZM137 96H138V98L141 96H139V95H136L135 97L137 98ZM146 96V95H145ZM144 95H142L141 97H145ZM152 96V95H151ZM167 96V95H166ZM176 96H178V95H176ZM191 96V97H192ZM202 96H203V94H202ZM227 96H228V94H227ZM244 96V97H245ZM3 97V98H2ZM4 97H5V99H4ZM48 97H50V99L52 100V97L50 96V95H48ZM47 97V98H48ZM59 97V96H58ZM58 97L56 98H53L54 100H52V102L54 103V104H56V100H58ZM80 97V96H79ZM85 97V96H84ZM84 97H82V98H84ZM97 98H98V100H100L101 99V97H98V96H96ZM111 97V98H112ZM125 97H126V94H125ZM128 97V98H129ZM133 97V96H132ZM135 97H133V98H135ZM153 97H154V95H153ZM169 97V96H168ZM170 97H173V96H170ZM180 97H182V95L180 96ZM180 97H175V98H180ZM188 96H185V98H187ZM223 97H226V96H223ZM232 97H234V96H232ZM236 97V96H235ZM234 97V98H235ZM239 98H240V96H238ZM81 98V99H82ZM89 98H91V97H89ZM92 98H94V96L92 97ZM92 98H91V100H92ZM100 98V99H99ZM108 98V97H107ZM110 97L107 99V100H109V102H110V100H112ZM135 98V99H136ZM143 98H142V100H141V102L139 101L141 98H139V100L137 99V101L138 102H140L139 104H141L142 103V101H143ZM155 98H156V95H155ZM164 98H165V96H164ZM163 98V96H162V98L161 99H164ZM184 98V99H185ZM203 98V97H202ZM206 98V93H205V97H204V99ZM233 98V100H235ZM261 98V97H260ZM39 99H40V101H39ZM45 99V98H44ZM104 99V98H103ZM102 99V100H103ZM115 99H117L116 97H115ZM114 99V100H115ZM132 99V98H131ZM165 99H167V98H165ZM183 99V102H182V100H180L181 101V103L180 104H184L185 105V103H188V101L186 102L185 100H187V99H185L184 100ZM195 99V98H194ZM193 99V100H194ZM226 99V98H225ZM228 99V98H227ZM226 99V100H227ZM230 99V98H229ZM228 99V100H229ZM244 99V98H243ZM258 99H259V97H258ZM264 99V98H263ZM262 98H261V101L260 102H263L264 100H263ZM49 100V99H48ZM51 100H49L48 102H46L45 100H43L42 99V101H45V103H51ZM101 100V101H102ZM105 100V99H104ZM107 100H105L106 102H108ZM127 100H129V99H127ZM147 100H149V99H147ZM147 100H145L146 101V103H149V101L147 102ZM157 100V99H156ZM171 100H173V98L171 99ZM170 100V101H171ZM178 100V99H177ZM196 100H198V99H196ZM199 100H200V98H199ZM203 100V99H202ZM221 100H222V98H221ZM231 100V99H230ZM233 100H231V102L233 101ZM240 100V99H239ZM253 100H255V102H256V99H253ZM41 101V102H42ZM63 101V100H62ZM74 101V100H73ZM81 101V100H80ZM90 101V100H89ZM104 101V102H105ZM117 101V100H116ZM124 101H126V99H124ZM152 101H155L154 100V98H151V101H150V104H152L151 102ZM164 101V100H163ZM168 101V100H167ZM173 101H175V99L173 100ZM173 101H172V105L174 104L173 103ZM179 101V102H180ZM201 101V100H200ZM235 101H237L238 102V100H237V98H236V100ZM235 101H233V102H235ZM242 101V100H241ZM246 101V103H248V101L247 100H245ZM258 101V100H257ZM258 101V102H259ZM60 102V101H59ZM64 102V101H63ZM66 103H67V101H65ZM64 102V103H65ZM97 101H95V103H96ZM112 103H113V100L111 101ZM111 102H110V104H111ZM123 102V101H122ZM137 102V103H138ZM158 102V101H157ZM166 102V101H165ZM176 102V101H175ZM178 102V101H177ZM195 102V103H194ZM194 102H192V103H194V104H198V101H197V103H196V101H194ZM223 103L225 102V100L224 101H222ZM226 102H228V101H226ZM225 102V103H226ZM253 102V101H252ZM43 103V102H42ZM42 103H41V106H42ZM48 104V106H50V105H54V104ZM93 103V102H92ZM94 103V104H95ZM101 103V102H100ZM99 102L97 103V105H99L100 104ZM120 103V102H119ZM119 103L117 104V103H115L116 105H115V107L117 106H121V105H119ZM124 103V102H123ZM143 103H144V101H143ZM146 103H144V106H143V109H144V107L146 108V107H148V105H146ZM156 103V102H155ZM164 103V102H163ZM162 102H161V105L163 104ZM167 103H169V102H167ZM167 103H165L167 106H168V104ZM190 103V102H189ZM188 103V104H189ZM206 103V102H205ZM223 103H222V105H223ZM69 104H72V103H70L69 102ZM82 104V103H81ZM83 104H85V103H83ZM93 104V105H94ZM105 105H106V103H104ZM109 104V103H108ZM122 104V103H121ZM126 104V103H125ZM138 104V105H139ZM165 104H164V106H165ZM175 104H177V103H175ZM179 104V103H178ZM180 104L178 105L179 106V109H184V107H180ZM188 104H186V105H188ZM193 104V105H194ZM201 104V103H200ZM199 104V105H200ZM233 104V103H232ZM238 104H239V102H238ZM237 104V105H238ZM241 104H242V102H241ZM240 104V105H241ZM245 104V103H244ZM243 104V105H244ZM254 104V103H253ZM263 104V103H262ZM60 105H61V102H60ZM76 105V104H75ZM97 105L95 106L96 107V109H98L97 108ZM103 105V102H102V104L99 106V108L100 107H103L102 106ZM104 105V106H105ZM113 105V104H112ZM158 105V104H157ZM186 105H185V107H186ZM191 105V104H190ZM226 105V104H225ZM228 105V104H227ZM236 104H234V107L236 108V106H237ZM250 105H252V104H250ZM254 105H256V104H254ZM56 106H59V104L57 103L56 104ZM63 106H64V104H63ZM79 106V105H78ZM91 106H92V104H91ZM110 106V105H109ZM132 106V107H131ZM142 106V105H141ZM153 106V105H152ZM171 106V105H170ZM174 106V105H173ZM229 106V105H228ZM228 106H227V108H228ZM231 106H233V105H231ZM258 106V105H257ZM257 106H254L256 109L255 110H257V111H255V110H253V111H255L256 113H258V109H257ZM60 107V106H59ZM65 107V106H64ZM86 107V106H85ZM106 107H107V105H106ZM131 107V108H130ZM155 107V106H154ZM162 107V106H161ZM175 107V106H174ZM174 107H173V109H174ZM177 107V106H176ZM175 107V108H176ZM194 107H197V106H194ZM193 107V108H194ZM223 107H225V106H223ZM230 107V106H229ZM239 107H241V110L242 109H244V107L243 106H239ZM243 107V108H242ZM262 108L264 107V104H263V106H261ZM261 107H260V109H261ZM39 108V107H38ZM52 108H53V106H52ZM84 108V107H83ZM83 108H81V109H83ZM92 108V107H91ZM108 108H110V107H108ZM108 108H106V109H108ZM114 108V106H111V109H113ZM126 108V107H125ZM130 108V109H129ZM149 108L150 109H153V108H151L150 106H149ZM149 108H148V113H150L151 111H149ZM155 108H157V107H155ZM167 108L168 107H166L165 109H166V111H167ZM172 108V107H171ZM178 108V107H177ZM189 108H191V107H187V109H189ZM193 108H191V109H193ZM237 108H238V106H237ZM49 109V108H48ZM51 109V108H50ZM49 109V110H50ZM110 109V110H111ZM122 109V108H121ZM135 109V108H134ZM136 109H137V107H136ZM135 109V110H136ZM161 109V108H160ZM164 109V108H163ZM165 109H164V111H165ZM169 110H170V108H168ZM198 109V108H197ZM200 109H201V107H200ZM200 109H198V110H200ZM228 109H230V108H228ZM227 109V110H228ZM249 109V108H248ZM259 109V111L260 112H262L261 110ZM37 110H39V111H41V112H39V111H37ZM43 110H45V109H43ZM65 110H66V108H65ZM140 110V109H139ZM157 110V109H156ZM194 110V109H193ZM203 110V109H202ZM201 110V112H203ZM237 110V109H236ZM235 109H234V111L232 110V112L234 113L235 111H236ZM263 110V109H262ZM37 111V112H36ZM52 111V110H51ZM92 111H93V109H92ZM104 111V110H103ZM102 111V112H103ZM115 111V110H114ZM122 111H123V109H122ZM141 111V110H140ZM142 111H144V110H142ZM141 111V112H142ZM163 111V110H162ZM165 111V112H166ZM187 111V110H186ZM229 111L230 110H228V113H229ZM239 111H240V108H239ZM238 111V112H239ZM243 111V110H242ZM242 111H240V112H242ZM246 111V110H245ZM250 111V110H249ZM264 111V110H263ZM39 112V113H38ZM43 112V113H42ZM108 112V111H107ZM135 112V114H136V111H134ZM138 113H139V111H137ZM140 112V113H141ZM157 112V111H156ZM164 112V113H165ZM171 112V111H170ZM179 111H177L176 113H178ZM184 112V115H185V111H183ZM188 112V111H187ZM195 112H197V110L195 109ZM226 112V111H225ZM225 112H224V115L222 116L221 115V119H223L224 121H226L225 120V116L227 115V112H226V114H225ZM247 112V111H246ZM254 112V113H255ZM259 112V114H262V113H260ZM38 113V114H37ZM42 113V114H41ZM90 113V111L88 112V114ZM105 113V112H104ZM110 113V112H109ZM113 113V112H112ZM111 113V114H112ZM142 113H145V112H142ZM152 113H154V111L152 112ZM160 113V112H159ZM159 113L157 112V113H155V114H158L159 115ZM163 113V112H162ZM161 113V115H163ZM167 113H169V111L167 112ZM167 113H165L166 115H167ZM172 114L174 113V111L173 112H171ZM180 113H182V112H180ZM180 113H178L179 115H181ZM236 113V112H235ZM233 114V116L235 115V117H236V114ZM255 113V114H256ZM91 114V113H90ZM101 114V113H100ZM110 114V115H111ZM119 115H120V112L118 113ZM191 112H190V116H191ZM198 114V113H197ZM202 114H204V113H202ZM218 115H215L214 117H216V116H219V114L220 113H217ZM230 114V113H229ZM228 114V116H226L227 118H229V116L231 117V114L229 115ZM242 113H238L237 114V117L239 116V118H237L236 120H239L241 117H240V115H241ZM249 115H250V113H248ZM253 115L252 113H251V115H250V117H251V119H252V117L253 116H256V117H253V119L254 118H256V120L255 121H260V120H263L262 118H258L257 119V116H259L258 114L257 115ZM84 115V114H83ZM82 115V116H83ZM102 115V114H101ZM108 115V114H107ZM119 115H117V116H119ZM138 115V114H137ZM141 115V114H140ZM165 115V116H166ZM175 115V114H174ZM193 115V114H192ZM199 115H200V113H199ZM249 115H247V116H249ZM116 116V115H115ZM121 116V115H120ZM119 116V117H120ZM143 116V115H142ZM149 116V115H148ZM164 116V115H163ZM162 116V117H163ZM171 116V114L169 115V117ZM176 116V115H175ZM186 116H187V113H186ZM185 116V117H186ZM198 116V115H197ZM197 116L195 115V117L194 118H197ZM201 116V115H200ZM205 116V115H204ZM211 116H212V114H211ZM209 117V119L210 118H212V117ZM242 116V115H241ZM244 117H245V115H243ZM43 117H44V115H43ZM96 117H98V116H96ZM96 117H94V118H96ZM137 117V116H136ZM135 117V118H136ZM144 117H145V115H144ZM156 117V116H155ZM172 117H173V115H172ZM178 117H180V116H178ZM177 116L175 117V118H178ZM184 116H182V118H183ZM191 117H193V116H191ZM202 117V116H201ZM206 117V116H205ZM234 117V118H235ZM250 117H248V118H250ZM260 117V116H259ZM39 118V119H38ZM89 118V117H88ZM93 118V119H94ZM104 117H102V119H103ZM111 118V116L109 117V119ZM134 118V117H133ZM132 117L130 118V119H133ZM139 117H137L136 119H138ZM140 118H142V117H140ZM139 118V119H140ZM151 118H152V116H151ZM161 118V117H160ZM167 118H168V116H167ZM200 118V117H199ZM198 118V119H199ZM204 118V117H203ZM219 118V119H220ZM234 118H232V119H234ZM243 118V117H242ZM242 118H241V122L242 121H246V120H244V118H243V120H242ZM247 118V117H246ZM90 119H91V116H90ZM89 119V120H90ZM93 119L91 120V121H93ZM102 119L100 120V121H102ZM154 120H153V123H155V119L156 118H153ZM162 119V118H161ZM169 119V118H168ZM171 119V121H173V122H175L174 120H172V118H170ZM186 119H187V117H186ZM192 119V118H191ZM206 119H208L207 117H206ZM208 119V120H209ZM213 119V118H212ZM217 117L214 119V120H210V121H212V123L215 121V120H219ZM220 119V120H221ZM251 120V121H253L254 122V124H256L255 123V121L254 120ZM118 120V121H119ZM141 120L142 119H140V122H141ZM146 122H147V120L146 119H144ZM150 120H151V122H152V119H150V117H149V122H150ZM157 120V119H156ZM176 120V119H175ZM178 120V119H177ZM181 120V119H180ZM196 120V119H195ZM201 120V119H200ZM202 120H204V119H202ZM208 120H204V121H208ZM236 120L234 119V122L232 121V123H235L234 124V127L236 128H234V127H232V128H234L235 130H233L234 131V135L233 136H235V131H237V123L239 122V121H237V123H236ZM35 121H37V122H35ZM95 121V120H94ZM96 121H97V119H96ZM135 121H137V120H135V119H133V123L131 122V126H129L130 128H135V126H136V124L139 122H137V123H135ZM166 121V120H165ZM189 121V120H188ZM188 121H186V123L188 122ZM229 121H230V119H229ZM228 120L225 122L226 124H231L230 122H229ZM249 122V123H247V124H249V125H254L253 124V122ZM32 122H34L33 124H32ZM150 122V123H151ZM158 122V121H157ZM179 122H181V121H179ZM182 122H183V120H182ZM182 122L180 123V125H178L177 127H179V126H181V128H182V126L184 125H181L182 124ZM218 122H221V121H216L215 123H218ZM227 122H229V123H227ZM240 122V123H241ZM248 122V121H247ZM36 123H38L37 125H38V128H40V133H42V134H40L39 133V130L37 131V129L34 127V125L36 126ZM92 123V122H91ZM99 123V124H98ZM102 123V122H101ZM165 123V122H164ZM164 123H162V124H164ZM192 123V122H191ZM203 123V122H202ZM208 123V122H207ZM222 123L223 124H225L223 121H222ZM221 123V125H223ZM251 123V124H250ZM106 124V125H105ZM109 124V125H108ZM125 124V123H124ZM132 124H134V126L132 125ZM158 124V123H157ZM166 124V123H165ZM170 123L168 122V126H170L169 125ZM172 124H174V123H172ZM189 124V123H188ZM204 124H206V123H204ZM247 124H245V125H247ZM260 124H262V122H260ZM264 124V123H263ZM102 125V126H103ZM114 125H116L117 127H120V129L119 128H115V127H113ZM139 124H137V126H138ZM156 124H153V126H155ZM176 125V124H175ZM209 125V124H208ZM216 125V124H215ZM221 125L220 124H218V125H216V128H217V126H219L220 128H221ZM240 125V124H239ZM251 125V126H252ZM164 126H166V125H162V127H164ZM193 126H198V129H199V127L201 126V128L203 129V127H202V125H198L197 123H196V125H194L193 124ZM248 126V125H247ZM247 126H244V129H248L249 128V126L247 127ZM103 127V128H104ZM139 127V126H138ZM171 127V126H170ZM177 127H176V129H177ZM188 128H189V126H187ZM207 126H205L204 125V131H205V128H206ZM209 127H212V126H209ZM218 127V133H219V135L223 132V133H225V132H227V130L225 129V132H224V128H221V129H223L222 130V132L220 131V128ZM223 127V126H222ZM231 127V126H230ZM246 127V128H245ZM260 127V125L259 124H257V126L255 127V128H253V129H255V130H252V131H255L256 132V130H258L257 131V133H259V129H257V128H259ZM129 128V129H130ZM133 128V130H135ZM158 128H159V126H158ZM180 128V127H179ZM178 128V129H179ZM180 128V129H181ZM192 128V127H191ZM212 128H214V127H212ZM241 128V127H240ZM263 128V127H262ZM262 128H260V129H262ZM138 129V128H137ZM147 129V131H145ZM193 129V131H195L196 130V127L195 128H192ZM192 129H190V131L187 129V132L189 131V132H191V130ZM230 129V128H229ZM229 129H228V133L227 134H229L230 132H229ZM239 129V128H238ZM143 130H144V132H143ZM159 130V129H158ZM208 130H209V128H208ZM207 130V131H208ZM212 129L210 128V131L209 132H213L215 129H213V131H211ZM232 130V129H231ZM241 130V129H240ZM243 130V129H242ZM264 130V129H263ZM263 130H261L260 131V133L262 134V133H264V132H262ZM132 130H129V132H131ZM139 131V130H138ZM137 131V132H138ZM164 130L162 129V132H163ZM173 131V130H172ZM171 131V132H172ZM179 131H181V130H179ZM197 131H200V130H197ZM197 131H195V133L194 134H196V132ZM217 131V130H216ZM216 131H214V133H213V135L216 137ZM221 133H220V132ZM232 131V132H233ZM244 131H246V130H244ZM252 131H249L248 132V137L247 138H252V134L253 133H255V132H252ZM37 132H38V134H37ZM167 132V131H166ZM187 132L185 133V132H182L183 134L185 133V134H187ZM189 132H188V134H189ZM201 132V131H200ZM199 132V133H200ZM208 132V133H209ZM231 132V133H232ZM243 132V131H242ZM247 132V131H246ZM126 133H128V132H126ZM165 133V132H164ZM169 135L168 136H170L171 134H170V130H169ZM182 133L181 132H179L178 133V136H179V134L180 135H182ZM217 133V134H218ZM231 133L229 134V135H231ZM240 133V132H239ZM252 133V134H251ZM130 134V133H129ZM167 134V133H166ZM166 134H164V135H166ZM172 134H173V132H172ZM177 133H175V135H176ZM185 134H184V136L183 137H185V139L187 138V135L185 136ZM202 134V133H201ZM233 134V133H232ZM238 134V133H237ZM236 134V135H237ZM241 135H243L242 133H240ZM247 134V133H246ZM245 134V135H246ZM250 134H251V136H250ZM256 134V133H255ZM254 134V136H256V138H260V135L259 134H257V135H259V136H257V135H255ZM39 135V136H38ZM124 135H126V134H124ZM132 135V136H133ZM193 136V134L192 133H190V136ZM199 136H201L200 134H198ZM203 135V134H202ZM209 136H206V133H205V135H203L204 137H202V139L204 138L205 140H207L208 138L207 137H209L210 139H209V141H211V139L214 141L216 138H214V137H212L211 138V136L210 135H212V133L211 134H208ZM218 135V136H219ZM223 135V134H222ZM226 137V140L224 139H221V137H220V139L224 142V144H222V145H225V141H227V135L226 134H224ZM239 135V134H238ZM244 135V136H245ZM263 135V134H262ZM74 136L75 137H77V138H74ZM120 136H123V135H120ZM129 136V135H128ZM133 136V137H134ZM173 136V135H172ZM176 136V137H174V139H172V143H174V147L176 148H174L172 145H170L168 142H169V140H168V144L170 145L169 147H168V150H166L165 152L168 154V155H165L164 157L161 155V154H159V157H161L160 158V160L158 161V158H157V161L158 162H160L162 159V161H161V165L159 166V167H161L162 168V170L164 171V172H168L169 171V169L171 168V166L172 165H177V163H176V161L175 160H173V159H176V158H178V157H183V158H181V159H179V163L180 164H178V166L180 167V166H184V167H186V164H183V163H186L187 161L189 162V160L190 161H192L193 162V159H194V157L197 155V153H195V151H197V149L195 150V151H193V149L192 148H194L193 147V142H192V147H191V150H190V153H188V154H186L185 152H188V150H189V146L188 147H186V148H188V150L186 151V148H185V146L182 148V151L183 152H179V149H181V148H179V147H181L180 145H178L179 147L177 148L176 146H177V144H176V146H175V142L177 143V141L179 142L178 144H181L182 143V140H181V143H180V139H179V137H181V136ZM206 136V137H205ZM218 136H217V138H218ZM244 136H242V138L244 137ZM250 136V137H249ZM37 137V141L39 140V139H43L44 140V142L46 141V144L45 143H41V146H40V148H42V145H43V148L45 147V146H47V144H48V146L50 145V143H51V147H48V151H47V153L45 152V150H46V147H45V149H44V152L47 154V157H48V153H49V156H50V153L51 152H49L50 151V148H52V146H53V149L55 148L56 149V151H57V153L58 152H62L63 151V154L62 155H64L63 157H61V158H64V159H60L59 160V166L57 167V163H58V159L57 158H59V154L60 153H58V154H56L52 149V152H54V156H57V158H55V159H57V160H55V162H53L51 159V165L54 163V165H48V164H50V160L48 159H46L45 158V156H44V152L43 153H40V156L42 155V157H44V159L43 160H47V162L49 161V163L47 164V163H45L44 161H42V160H40L38 157H39V154L37 153V152H39V151H42L43 149H41V150H38L37 149V147H39V146H37L38 144L37 143H39L41 140H39L36 144H35V141L36 140H34L35 138ZM39 137V138H38ZM157 137V138H156ZM164 137V136H163ZM183 137L181 138V139H183ZM195 138H196V136H194ZM223 137V136H222ZM229 137V136H228ZM235 137H238V136H235ZM234 137V138H235ZM263 137V136H262ZM123 139H125V137H122ZM121 138V139H122ZM127 138V137H126ZM164 138H166V137H164ZM168 138V137H167ZM167 138H166V140H167ZM177 140H176V139ZM198 138H200V137H198ZM214 138V139H213ZM230 138V137H229ZM233 138V139H234ZM246 139V137H245V140L247 141H250L249 143H251L252 142V139ZM256 138H255V140H256ZM264 138V137H263ZM77 139H78V141H77ZM119 139V138H118ZM184 139V140H185ZM188 139V138H187ZM186 139V140H187ZM193 139V138H192ZM202 139H200V141L202 140ZM203 139V140H204ZM219 139V138H218ZM237 139V138H236ZM235 139V140H236ZM240 139V138H239ZM239 139L237 140V141H239ZM131 140V139H130ZM175 140V141H174ZM185 140V142L188 144L189 142H187ZM191 140V139H190ZM189 140V141H190ZM195 140V139H194ZM202 140V141H203ZM205 140H204V142H205ZM229 140V139H228ZM231 140H232V137H231ZM244 140V142H246ZM254 140V142H255V146L257 145V140L255 141ZM126 141V140H125ZM125 141H123V142H125ZM163 141V140H162ZM196 141V140H195ZM201 141V142H202ZM209 141H208V144H206V143H204V144H206L207 146L209 145ZM236 141V142H237ZM259 141V140H258ZM165 142V141H164ZM171 142V141H170ZM200 142V143H201ZM219 142H220V140H219ZM232 142L234 143V144H232V146H234L235 145V142H234V140H232ZM242 142H243V139H242ZM243 142V143H244ZM260 142V141H259ZM258 142V143H259ZM131 142H129V144H130ZM132 143V144H133ZM161 142H159V144H160ZM185 143V144H186ZM195 143V142H194ZM197 143H198V141H197ZM226 143H229L228 141L226 142ZM126 144H127V141H126ZM126 144H124V145H126ZM144 144V145H143ZM154 143H150V146H149V148H151V146L153 145ZM157 144V143H156ZM184 144V143H183ZM183 144H181V145H183ZM186 144V145H187ZM202 144V143H201ZM218 144H220V143H218ZM218 144H216L217 145V147H219L220 148V146H218ZM241 144V143H240ZM248 144V143H247ZM260 144H262V143H260ZM264 144V143H263ZM45 145V146H44ZM198 145V144H197ZM239 145V143H237V146ZM244 146H246V143H244L243 144ZM249 145V144H248ZM247 145V146H248ZM91 146V147H90ZM94 146H96V148L98 147V148H100L102 151H104V150H106L105 148L108 146V147H110L111 148V150H110V148H108V150L110 151L109 153H111V152H114L115 153V156H113L109 161H105L104 163H106L104 166H103V168H101V170L99 171L98 169V171H99V175H98V177H96L97 175H96V173L94 174V176H95V178L91 175L92 173H94L95 172V170L96 169H94V168H97L98 167V165L99 164H101V162H102V160H100L101 162H99V164L97 165L96 164V162H95V158H97L98 159V157H97V153H99V151L96 153L95 152V154H96V157H93L94 159H92V158H90L89 157V155H88V152H90L93 148L92 147H94ZM106 146V147H105ZM127 146V145H126ZM129 146V145H128ZM127 146V147H128ZM131 146V145H130ZM134 146V145H133ZM163 145H160V146H158V148H161ZM167 145H165V147H166ZM201 146V145H200ZM215 146V145H214ZM214 146H212V147H214ZM229 146V145H228ZM230 146H231V143H230ZM264 146V145H263ZM263 146L261 147V148H263ZM89 149H88V148ZM102 147H105V148H102ZM153 147V146H152ZM156 147V146H155ZM223 147V146H222ZM225 147H227V145H225ZM250 147V146H249ZM258 147V146H257ZM31 148V149H30ZM39 148V149H40ZM97 148V149H98ZM132 148V147H131ZM134 148V147H133ZM148 148V147H147ZM210 148V147H209ZM215 148H216V146H215ZM214 148V149H215ZM243 148V147H242ZM246 148V147H245ZM245 148H243V149H245ZM253 148V147H252ZM252 148L251 149H249V152L247 151L246 153H248V154H244L243 155V160L245 161V163H248L247 165H249L251 162H254V159L256 158V156H258V157H262L263 155H264V148L262 149V150H260V148H259V150H258V148H257V150H258V153H259V151H262V153L259 155H257V154H255V153H257V150H256V152L254 153V151L252 152ZM29 149V150H28ZM94 149H95V147H94ZM99 149V150H100ZM138 149H139V151H138ZM165 149V148H164ZM220 149H223V148H220ZM227 149H229V148H226V150ZM238 149V148H237ZM242 149V150H243ZM246 149H248V147L246 148ZM255 149V148H254ZM62 150V151H61ZM89 150V151H88ZM146 150V149H145ZM154 150H156V149H154ZM163 149H161V151H162ZM205 150V149H204ZM225 150V151H226ZM231 150V149H230ZM229 150V152H230V154H231V152L233 151V150H231L230 151ZM250 150H251V152L253 153V156L251 157V154L252 153H250ZM72 151V156H71V154H69L71 157H75L76 158V160L77 161H79L80 163L82 162L83 164V166H81V165H79V166H74L73 164L75 163V164H77L78 165V163L79 162H77V161H75V160H73V159H71V161H73V163H72V165H73V167L75 168V170H74V172L76 171V170H78V167H79V170H83L84 171V176H82L83 175V173H81V171L80 172H73V174L71 173V172H69L68 171V169L69 170H71L73 167H70V166H72V165H68L67 163H69L68 162V160H67V165H64V166H67V167H64V172H66V170H67V172H69V173H71V175H74L75 174V176H77L78 174H82L81 176L82 177H84V178H82L83 179V181L85 182V180H86V175H87V171L86 170H84V169H88L89 170V168H91L92 170H90V172L88 171V174H90L91 172V176H92V178H94V179H98L99 180V182H102L103 184L104 183H106V185H109L110 183H113L114 182V180H115V178H119L120 176H117V174L115 175V174H113L112 172L116 169V171H115V173H117V172H119V173H121L122 174V172H124V174H125V170L127 169L128 171L129 170H131V172H132V169L134 170L136 167H137V165L141 162V164L142 165H144V169L146 170H144L143 169V173H141V174H138L139 172L137 171V175L135 176V177H132V176H130L129 174H132L133 172H136V171H133L132 173H130V171H129V173H128V178H122L121 180H120V186H115V184H114V187H113V185L111 184V186H110V188H109V186H108V188L107 189H109V191L107 190V189H102V192L103 191H105V190H107V191H105V193H108V194H110L111 195V197L112 198H110L111 200V203H110V201H108L109 203H110V205L111 206H109V204H108V206L110 207V209L112 208L114 211H115V213L117 212V213H119L118 215H120V218H121V216H123L126 220H127V223L125 222H122V221H124V220H122V218H121V222H119L120 221V219L119 220H116V218L115 217H113L114 216V211L112 212L113 213V216H111L109 213H110V210H107L106 208L104 209V208H102L101 207V205H102V203H106L105 202V200L104 199H106V197H107V195H105V196H102V194L104 193H102V192H100V198H99V196H98V198L100 199V200H102L101 202L102 203H100V205L98 204V203H96L94 200H97V197H96V199H95V197H94V199H92V197H90V196H92L91 195V193H89L90 194V196H88V194H86L85 192H83L82 190H81V187L80 186H78V184H76L75 185V183H72L71 181H72V177L70 178L68 175H69V173H67V176L71 179V180H69V178H67V176H65L66 174L64 173V174H62V173H60V171H59V169H61V168H59L61 165V163L63 164L64 162L63 161H65V158H70V157H68V156H66V154H68L69 152H71ZM88 151V152H87ZM93 152H94V150H92ZM97 151V150H96ZM107 151V150H106ZM106 151H105V153H106ZM153 151V150H152ZM160 150L159 151H154L153 153H154V155H155V153L157 152V153H160L161 152ZM181 151V150H180ZM194 152V154L192 155V153ZM219 151V150H218ZM218 151H217V153H218ZM228 151V150H227ZM246 151V150H245ZM145 152V153H144ZM163 152V151H162ZM192 152V153H191ZM212 152V151H211ZM223 152V151H222ZM228 152V153H229ZM237 152H241V151H238L237 150ZM37 153V154H36ZM107 153H108V151H107ZM106 153V155H108ZM113 153V154H114ZM144 153V154H143ZM220 153V155L222 156V153H221V151L219 152ZM223 153H226V155H227V152H223ZM242 154H243V152H241ZM34 154H36V155H38V157L36 156V155H34ZM91 154V153H90ZM95 154H94V156H95ZM101 154V151H100V153H99V155ZM102 154H103V156H104V153L102 152ZM202 154V152L201 153H199V155H201ZM207 154V153H206ZM213 154V153H212ZM232 156H235V154H234V151L232 152ZM239 154V153H238ZM237 154V155H238ZM146 155V156H145ZM152 155V154H151ZM158 155V154H157ZM161 155V156H160ZM164 155V154H163ZM204 153H203V156H201L202 158L204 157ZM214 155H215V153H214ZM225 155V154H224ZM52 156V155H51ZM91 156H93V153L91 154ZM102 155H101V157H103ZM110 157H111V155H109ZM144 156L146 157V158H144ZM153 156V155H152ZM216 156V155H215ZM228 156H229V154H228ZM232 156H230L231 158H232ZM39 159H37V158ZM100 157V156H99ZM101 157L99 158V159H101ZM189 159V160H187L186 161V159L187 158ZM201 157H199L200 158V161H202V158ZM220 157V156H219ZM218 157V158H219ZM226 157V156H225ZM229 157V158H230ZM236 157V156H235ZM232 158V159H236V158ZM184 158H186V159H184ZM206 158V157H205ZM205 158H203V161L202 162H204V163H206L205 162ZM210 158H211V162H213V164L211 163L210 164V166H212V165H214V161L212 160L214 157H212L211 155H210ZM209 158V159H210ZM242 158V157H241ZM54 159V158H53ZM217 159V158H216ZM220 159V161H223V160H221L222 158H219ZM219 159H217V160H219ZM62 160V161H61ZM106 160V159H105ZM137 160V161H136ZM180 160L183 162V163H181L180 162ZM227 160H228V158H227ZM231 159H229V161H230ZM237 160L238 159H236V163H237ZM257 160V159H256ZM61 161V162H60ZM130 161V162H129ZM134 161V162H133ZM146 161V163H144ZM199 161V162H200ZM53 162V163H52ZM57 162V163H56ZM77 162V163H76ZM97 162H98V160H97ZM129 162V163H128ZM133 162V163H132ZM175 164H174V163ZM219 162V161H218ZM131 163V164H130ZM140 164V165H141ZM156 164V165H155ZM188 164V163H187ZM193 164V166H195L193 169H192V171L194 172V173H202V171H203V168L205 167V164L203 165V163H201L202 165H199V164H196V163H192ZM207 164V163H206ZM219 164H220V162H219ZM223 164V163H222ZM231 164V163H230ZM95 165H97L96 167H94ZM103 165V164H102ZM155 165V166H154ZM226 165V164H225ZM240 165H243V164H240ZM246 165V164H245ZM63 166V165H62ZM61 166V167H62ZM81 166V167H80ZM139 166V165H138ZM177 166V167H178ZM244 166V165H243ZM251 166V165H250ZM89 167V168H88ZM92 167H94V168H92ZM100 167H101V165H100ZM173 167V166H172ZM176 166H174L173 168H175ZM175 168V170H177L178 168ZM188 167V166H187ZM245 167V166H244ZM66 168V169H65ZM77 168V169H76ZM82 168H84V169H82ZM140 168V167H139ZM181 168V167H180ZM212 168V167H211ZM243 168V167H242ZM241 167H240V169H242ZM247 168V167H246ZM253 168V169H254ZM227 169H229L228 168V166H227ZM235 169H238V167L236 166L235 167ZM161 170V169H160ZM171 170H172V168H171ZM182 171H183V169H181ZM181 170H180V172H181ZM187 170V169H186ZM233 170H234V168H233ZM232 170V171H233ZM139 171H141V170H139ZM159 171V170H158ZM174 171V169L172 170V172ZM184 171H185V168H184ZM207 171H208V169H207ZM206 171V172H207ZM210 171V170H209ZM235 171V170H234ZM86 172V173H85ZM97 172V171H96ZM218 172H219V169H218ZM217 172V173H218ZM226 172H228L227 170H226ZM235 172H237V171H235ZM239 172V171H238ZM78 173V174H77ZM98 173V172H97ZM163 172H161L160 173V176L159 177H161ZM175 172H173V174H174ZM186 173V172H185ZM220 173V172H219ZM232 173V172H231ZM176 174V173H175ZM209 174V173H208ZM234 174V175H233ZM116 176V177H114V176ZM181 175V174H180ZM217 174L215 173V176H216ZM223 175V174H222ZM231 175H233V177L232 178H234L235 177V173L233 172ZM88 176V175H87ZM168 176H169V172H168ZM167 176V177H168ZM173 176V175H172ZM177 176V175H176ZM188 176V175H187ZM218 176V175H217ZM228 176V175H227ZM79 177V176H78ZM166 177V175H165V180L163 181V182H161V183H164V182H166V180H168L169 181V178L170 177H168L167 178ZM174 177H175V175H174ZM183 177V176H182ZM223 177V176H222ZM237 177V176H236ZM235 177V178H236ZM88 178H89V176H88ZM91 178V179H92ZM121 178V177H120ZM162 178V177H161ZM167 178V179H166ZM172 178V177H171ZM171 178H170V180H171ZM177 178H179V175H178V177ZM185 178V177H184ZM192 178H194V177H192ZM191 178V180H193ZM223 178H227V177H223ZM231 178V177H230ZM245 178V177H244ZM90 178H89V180H91ZM97 179H96V181L95 180H93V181H95V183L97 182ZM175 179V178H174ZM182 179V178H181ZM221 179V178H220ZM219 178H218V180H219V182H220V184H223V183H221L222 181H223V179L222 180H220ZM240 179V180H241ZM246 179V178H245ZM88 180V181H89ZM198 179H196V181H197ZM240 180H239V182H240ZM88 181H87V183H86V185H88L89 183H90V185H89V190H92L93 188H94V186L95 185H92V183L91 182H93V181H90L89 183H88ZM116 181V180H115ZM158 181L160 182L161 180L160 179H158ZM167 181V182H168ZM225 181V180H224ZM238 180L236 179V181L234 180L232 183H234V182H237ZM157 182V183H156ZM166 182V187L168 188V184H170L171 183V181H170V183L168 182L167 183ZM174 182V181H173ZM181 183H182V180L180 181ZM189 182V181H188ZM191 182V181H190ZM226 182V181H225ZM242 182V181H241ZM95 183H93V184H95ZM101 183V184H102ZM187 183V182H186ZM192 183V182H191ZM190 183V184H191ZM209 183H210V181H209ZM100 183H99V185H98V182L96 183V186L98 185V187L96 188H94V189H98L99 191H100V188H101V185ZM165 184V183H164ZM178 184V183H177ZM194 184H195V187H196V183H194L193 182V184H192V187H194ZM201 184V183H200ZM105 185V184H104ZM118 185V184H117ZM162 185V184H161ZM176 185V184H175ZM188 185V184H187ZM186 185V186H187ZM197 185H199V184H197ZM100 186V187H99ZM171 186V185H170ZM179 186V185H178ZM178 186H176V187H174L175 189L172 191V193L174 194V193H176L177 191H176V189H177V187ZM204 186V185H203ZM50 187H52L51 185H49L48 186V188H50ZM78 187H80V188H78ZM86 186H85V184H84V186H83V190L84 191H86L85 189H87V188H85ZM93 187V188H92ZM103 187V186H102ZM107 186H105V188H106ZM161 187H163V186H161ZM160 187V188H161ZM164 188V189H167V188ZM172 187V186H171ZM198 187V186H197ZM85 188V189H84ZM159 188V187H158ZM159 188V189H160ZM189 188H191V185L189 186ZM199 188V187H198ZM57 189V188H56ZM93 189V190H94ZM169 189V188H168ZM180 189H181V187H180ZM179 189V192L177 193V195H181V193L183 192H181V190ZM188 189V188H187ZM192 189V188H191ZM191 189H188V192H189V194H188V192H187V194L189 195V197H188V199L190 198V196H191V194L193 193L194 194V192H192L191 194H190V190ZM202 191H203V194L202 195H204V192H205V190H207V189H202V188H200ZM91 191V192H93V194H95V196H96V193H94V191ZM97 190V191H98ZM160 190H162L163 191V189H160ZM172 190V189H171ZM186 190V189H185ZM192 190H194V189H192ZM88 191V190H87ZM168 191V190H167ZM176 191V192H175ZM187 191V190H186ZM158 192H160V191H158ZM171 192V191H170ZM169 192V193H170ZM207 192V191H206ZM104 193V194H105ZM161 193V192H160ZM165 193L167 194V192L166 191H164V195H165ZM180 193V194H179ZM184 193V192H183ZM183 193H182V195H183ZM199 193H200V191H199ZM155 194H158V195H155ZM172 194V195H173ZM192 194V195H193ZM196 194V193H195ZM98 195V194H97ZM161 195V197L159 196V198H163L162 197V194H160ZM168 195V194H167ZM175 195V194H174ZM185 195V194H184ZM187 195V196H188ZM199 195H201V194H199ZM166 196V195H165ZM195 196V195H194ZM24 197H29V198H38V197H40V195H36V194H32V193H14V194H10V195H5V196H2V197H0V208L1 207H4V206H6V205H10V204H12V203H15V202H17V201H20V199H22V198H24ZM101 197H103V199H101ZM170 197H171V195H170ZM169 197V198H170ZM174 197V196H173ZM178 197V196H177ZM195 197H199L198 196V194H197V196H195ZM169 198H167V196L164 198V200L165 199H169ZM182 197H181V199H183ZM194 198V197H193ZM207 198V199H208ZM153 199V200H152ZM171 200V199H170ZM179 200V199H178ZM184 200V199H183ZM196 200V199H195ZM156 201H157V203H158V205L160 206H158V205H156L155 203H156ZM163 201V200H162ZM161 201V202H162ZM176 201V200H175ZM187 201H189V202H187ZM194 201V200H193ZM155 202V203H154ZM167 202H168V200H167ZM170 202V201H169ZM171 202H172V200H171ZM173 202H174V200H173ZM182 202V201H181ZM187 202V203H186ZM191 202V203H190ZM209 202V201H208ZM176 202H174V204H175ZM178 203H180L179 201H178ZM178 203H177V205L175 206L173 203H171V205L173 204L175 207H174V209L173 210H175V213L177 214V211L176 210H178L180 207H178ZM186 203V204H185ZM206 203V202H205ZM211 204V203H210ZM169 205V204H168ZM170 205V206H171ZM172 205V206H173ZM180 205V206H181ZM198 207V209L196 208V206ZM202 205H200V207L202 206ZM103 207L105 206L104 204L102 205ZM159 208H158V207ZM167 206V205H166ZM171 206V207H172ZM182 206H181V208H182ZM108 207V208H109ZM171 207L169 208V209H167L168 211H172L171 210ZM115 208V209H114ZM156 208H158V210H157V212H156ZM178 208V209H177ZM189 208V209H188ZM112 209H111V211H112ZM160 209V210H159ZM188 209V211H186ZM192 209V208H191ZM180 210V209H179ZM168 211H165V213H166V215H168L167 214V212ZM116 213V214H117ZM174 213V211H172V215H170L169 214V216L171 217V216H173V215H175V213ZM190 213V214H189ZM156 214H158V215H156ZM185 214H184V216H185ZM179 215V214H178ZM178 215H175L174 217H176V216H178ZM161 215H159V217H160ZM181 216V215H180ZM184 216H182L183 218H186V217H184ZM230 218H232V219H236L237 221H238V224H235V225H232V227L230 228V229H228V228H226L225 226H227V225H225L224 223L225 222H230L229 220H230ZM125 220V221H126ZM181 220H183V219H181ZM160 224H158L157 222ZM177 221V220H176ZM236 221V222H237ZM128 222H129V224H128ZM179 222V221H178ZM185 222V221H184ZM158 225H157V224ZM228 224V223H227ZM181 227V228H180ZM229 227V226H228ZM136 229V230H135ZM138 230V232H136ZM173 231V230H172ZM199 231H201V233H202V235L200 236V233H199ZM177 233H179L180 234V231L179 232H177ZM173 235V234H175V236L176 235H178V234H176V232L174 231V233H170V235ZM174 236V235H173ZM165 237V236H164ZM167 237H169V236H167ZM166 238V237H165ZM227 240V241H226ZM225 241H226V243H225ZM224 243V244H223ZM226 244V245H225ZM222 245V246H221ZM167 249V250H168ZM194 251V255L197 253V255H195V257H194V260H190V259H187V258H185V257H183V254L185 253H190V252H193ZM195 251H197L196 253H195ZM185 254H184V256H185ZM191 254H193V253H191ZM201 255V256H200ZM99 256V258H101L100 257V255L98 254V251H96V249L95 248H93L92 246H90V245H88V244H86V243H82V242H78V241H68V240H62V241H51V242H47V243H44V244H41V245H39L38 247H36V248H33L32 250H30L29 252H27L26 254H24L22 257H20V259L18 260V262L16 263V264H93V262L95 261V263L97 262L98 264H110L111 263V261H108V259L106 260V258L105 257H103V258H105V262H103L101 259H97V257ZM187 256H188V254H187ZM197 256H199V257H197ZM199 258V259H203L202 261L201 260H195V259H197V258ZM71 258V259H70ZM74 258H76V259H74ZM191 258H193V256L191 257ZM207 259H211V260H213V262L210 260L209 262L210 263H208L207 261ZM214 259H215V261H214ZM221 259V260H222ZM224 259H226L227 260V262L224 260ZM71 260H75V261H72V262H69V261H71ZM218 263H220V262H217V264Z\"/></svg>",
    "mask_w": 264,
    "mask_h": 264
},
{
    "label": "water",
    "instance_id": "water-1",
    "mask_svg": "<svg viewBox=\"0 0 264 264\" xmlns=\"http://www.w3.org/2000/svg\"><path fill=\"white\" fill-rule=\"evenodd\" d=\"M3 155L0 153V197L14 193L40 197H24L0 208V264H16L33 248L62 240L86 243L110 264H156V254L149 247L117 227L59 178ZM162 259L160 264H180Z\"/></svg>",
    "mask_w": 264,
    "mask_h": 264
},
{
    "label": "flooded vegetation",
    "instance_id": "flooded-vegetation-1",
    "mask_svg": "<svg viewBox=\"0 0 264 264\" xmlns=\"http://www.w3.org/2000/svg\"><path fill=\"white\" fill-rule=\"evenodd\" d=\"M93 264H98V263L97 262L95 263V261H94Z\"/></svg>",
    "mask_w": 264,
    "mask_h": 264
}]
</instances>
